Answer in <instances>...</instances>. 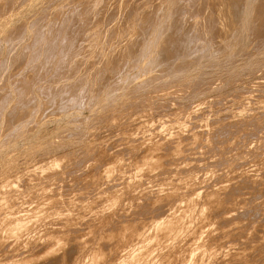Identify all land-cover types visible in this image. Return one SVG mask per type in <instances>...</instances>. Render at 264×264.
<instances>
[{"label": "rangeland", "instance_id": "1", "mask_svg": "<svg viewBox=\"0 0 264 264\" xmlns=\"http://www.w3.org/2000/svg\"><path fill=\"white\" fill-rule=\"evenodd\" d=\"M106 1V2H105ZM146 1V3L144 2ZM153 1V2H152ZM0 0V264H45L44 260L42 263L39 262V260H42L46 255L51 254L52 252L54 253V255L57 253L60 256L62 254V256H64L65 258L69 257L68 260L72 261H68L67 264H70L71 262L73 264H76L79 260V262L77 264H115L116 262V254L114 257H112L114 255V252L116 250V252L121 248L120 244H123L127 239H131L134 240L135 242H133V246H131V248H137L136 249V256L138 255V257L140 256L141 258H145L149 256V259L146 260V258L144 260L146 261H142L140 264H145V262H147L148 260L154 261V263L152 264H160L164 262H166L167 260H169L170 256H165L163 253L167 252L169 250L170 247H173L172 249H180L181 247L179 246L180 244L183 245L185 244V240H187L185 246L182 247V249H187L185 247H188L189 250H191L192 248H195V252H193L194 258H196L190 263L192 264L193 262L198 263L197 264H205L209 263L211 264L213 262V264H216L215 261H219L221 260L220 257L221 255L224 253V255H222V257L226 258L227 255L228 256V260L227 258L224 260L222 257V260L219 261L221 263H217V264H224L227 263V261H229L227 264H263L264 263V249H262V247L264 246V241L262 239H260L261 237L264 236H260V235H264V205L263 201H264V196H262L264 194V186L261 183H264L263 181L260 180L262 178V176L264 177V169H263V165H264V123L262 124V122H264V0H237V2H239V4H241L243 2V4H241L240 6H238L237 4L234 6H237L236 8L240 9L238 11H236L237 9L232 6L233 4L230 5L231 3H236L232 0H208L206 1V5H204L205 0ZM155 1V2H154ZM165 1V2H164ZM192 1V4H191ZM201 2L203 4H197V2ZM215 1V2H213ZM217 1V2H216ZM263 1V2H262ZM87 2V3H86ZM104 2V3H103ZM127 2V3H126ZM138 2V3H137ZM140 2V3H139ZM143 2V3H142ZM190 2V3H189ZM212 2V3H211ZM227 2V3H226ZM257 2V3H256ZM132 3V4H131ZM134 3V5H133ZM145 3V5H144ZM159 3V4H158ZM189 3V5H188ZM194 3V4H193ZM210 3V5L212 4V7L210 6V10L211 8H214V10L212 9V11L209 10V6L208 4ZM229 3V4H228ZM126 4V5H125ZM128 4V5H127ZM131 4V5H130ZM154 4L156 6H154ZM197 4V6H195ZM220 4V5H218ZM229 7H227V5ZM262 4V5H259ZM87 7H86V6ZM137 5V6H136ZM188 5V6H187ZM201 5V6H200ZM244 5V6H243ZM102 8H101V7ZM107 6V8H106ZM133 7V8H130ZM135 6V7H134ZM141 6V7H140ZM195 7V8H191ZM200 6V7H199ZM206 6V9H204ZM217 6V7H215ZM226 6V7H225ZM231 6L234 8V10L231 8ZM243 6V7H242ZM255 6V7H254ZM86 7V8H85ZM90 7V8H89ZM100 7V8H99ZM115 7V8H114ZM154 7V9H153ZM196 7L198 9H196ZM204 7V8H203ZM257 7V8H256ZM259 7V8H258ZM262 7V9H261ZM84 8V9H81ZM105 8V9H104ZM178 10H177V9ZM182 8V9H181ZM191 8V9H190ZM225 8V11L228 13V17L227 14H225V11H223ZM229 8H231L232 10H230L231 12H233L234 15H237L236 17H234L232 20L234 19V21H232L231 19H229L230 17H232V13H229ZM87 9V10H86ZM129 9V10H128ZM138 9V10H137ZM153 9V11H152ZM190 9V10H188ZM216 9V10H215ZM218 9V10H217ZM223 9V10H222ZM259 9V10H258ZM261 9V10H260ZM83 10V11H82ZM98 11V13H96ZM101 10V11H100ZM146 10V11H145ZM188 10V11H187ZM195 10V11H194ZM199 10V12H198ZM242 10V12H241ZM90 11V12H89ZM103 11V12H102ZM114 11V12H113ZM117 11V12H116ZM122 11V12H121ZM150 11V12H148ZM173 11V12H172ZM177 11V12H176ZM183 11V12H182ZM204 11V12H203ZM208 11V12H207ZM216 11V12H215ZM234 11H236L234 13ZM256 11V12H253ZM101 12V13H100ZM146 12V13H145ZM152 12V13H151ZM155 12V14H153ZM183 14H182V13ZM192 12V13H190ZM215 12V14L213 15V13ZM223 12V13H222ZM85 13V14H84ZM88 13V15H87ZM94 13V14H93ZM103 13V14H102ZM110 13V14H109ZM116 13V14H114ZM181 13V14H180ZM188 13V14H187ZM197 15H196V14ZM199 13V14H198ZM242 13V14H241ZM259 13V14H258ZM261 13V15H260ZM78 14V15H77ZM97 14V16H96ZM114 14V15H113ZM126 14V17H124ZM146 14V15H145ZM152 14V15H151ZM194 16H193V15ZM201 14V15H200ZM209 17H208V15ZM251 14V15H250ZM82 15V16H81ZM94 15V16H93ZM107 15V16H106ZM130 15V16H129ZM133 15V16H132ZM148 15H149V19H148ZM175 15V16H174ZM186 15V17H185ZM188 15V16H187ZM192 15V16H190ZM226 15V18L224 19ZM253 15V16H252ZM68 16V17H66ZM101 16V17H100ZM115 16V17H114ZM128 16V18H127ZM142 16V17H141ZM146 16V17H144ZM181 16V17H179ZM208 18V22L207 19L204 20V18ZM239 16V17H238ZM77 17V18H76ZM80 17V18H79ZM89 17V18H88ZM100 17V19H99ZM144 17V18H143ZM177 17L176 20V25L174 27V24H172V21H175V18ZM201 17V18H200ZM214 17V18H213ZM254 17V18H253ZM259 17V18H256ZM262 19H261V18ZM68 18V19H67ZM86 18V20H85ZM88 18V19H87ZM109 18V19H108ZM131 18V19H130ZM151 18V19H150ZM154 18V19H153ZM159 18V19H158ZM180 18V19H179ZM200 18V19H199ZM217 18V19H215ZM221 18V19H220ZM239 20L237 23L235 21H237V19ZM65 19V20H64ZM78 19V21H77ZM90 19V20H89ZM128 19V20H127ZM179 19V20H178ZM184 19V20H183ZM188 19V20H187ZM199 19V21H198ZM212 19L213 22H212ZM236 19V20H235ZM253 19V20H252ZM43 20V22H42ZM81 20V21H80ZM97 20V21H95ZM132 20V21H131ZM144 20V21H143ZM181 20V22H180ZM187 20V21H186ZM226 20H228V24H226ZM241 20V21H240ZM53 21V22H52ZM55 21V22H54ZM88 21V22H86ZM94 21V22H93ZM113 21V22H112ZM151 21V22H150ZM168 21V23H166ZM193 21V22H192ZM211 21V22H210ZM223 21V22H222ZM231 21V22H230ZM252 21V22H251ZM253 21L257 22L258 26L256 25V23H254ZM63 22V24H62ZM74 24H72V23ZM85 22V23H84ZM106 22V23H104ZM110 22V23H109ZM146 24H144V23ZM172 22V23H171ZM180 22V23H179ZM186 22V23H185ZM205 22H207L208 27L205 25ZM233 24L231 25L230 23ZM235 22V23H234ZM240 22V23H239ZM261 22V23H260ZM76 23V24H75ZM80 25H79V24ZM88 23V24H87ZM96 23V24H95ZM109 23V24H108ZM130 23V24H129ZM189 23H190V27H189ZM193 25H192V24ZM203 23V24H202ZM212 23H216V24H212ZM55 24V26H54ZM62 24V25H61ZM71 24V25H70ZM123 24V25H122ZM132 24V25H131ZM143 24V25H142ZM148 24V25H147ZM154 26H152V25ZM165 24V25H164ZM173 27H172V25ZM178 24V26H177ZM195 24V26H194ZM202 24V25H200ZM210 24V26H209ZM230 24V26H234V30L232 28L228 29V25ZM254 24V25H253ZM262 26H261V25ZM52 25V27H50ZM92 27H91V26ZM107 25V26H106ZM141 27H140V26ZM185 25V26H184ZM200 25V27H199ZM227 25V26H226ZM256 25V26H255ZM40 26V27H39ZM72 26V28H70ZM112 26V27H111ZM124 26V27H123ZM138 26L140 28H138ZM143 26L145 28H143ZM149 26V27H148ZM167 26V27H166ZM171 26V27H170ZM206 26V29H205ZM238 26V27H237ZM56 27V29H55ZM171 28V31L169 30ZM176 31H180L179 34L178 31L176 32L174 29L177 28ZM187 27V28H186ZM218 27V28H217ZM245 27V28H244ZM254 27V29H253ZM257 27L256 31L255 28ZM261 27V28H259ZM43 28V29H40ZM50 31V29H52ZM62 31H60V29ZM77 28V29H76ZM113 28V29H112ZM147 28V29H146ZM151 28V29H150ZM172 28L174 30V33H176L175 35H172ZM190 28V29H189ZM202 28V29H201ZM211 28L212 31H211ZM41 31H40V30ZM58 29V31H57ZM79 29V30H78ZM189 31H188V30ZM228 30L225 32V30ZM232 29V31H231ZM260 29V30H259ZM39 30V31H38ZM42 30L44 31V35ZM71 32L70 30H72V34H70L69 32ZM112 30V31H111ZM115 30V31H114ZM121 30V31H120ZM139 30V31H138ZM149 30V31H148ZM187 30V31H186ZM190 30L192 31V33L190 32ZM194 30V31H193ZM198 30V31H197ZM217 30H221L220 32L223 34H220L217 36L212 33L214 31ZM255 30V31H254ZM145 31V32H144ZM168 31L170 33H168ZM206 31V32H205ZM49 32V33H48ZM53 32V33H52ZM116 34H115V33ZM122 32V33H121ZM126 32V34H125ZM132 32V33H131ZM172 32V33H171ZM183 32H190L188 34L191 35H187L186 33ZM203 32V34H202ZM260 32V33H259ZM48 33V34H47ZM56 33V34H55ZM68 33V34H67ZM75 33V34H74ZM80 33V34H79ZM110 33V35L108 34ZM135 33V35H134ZM137 33V34H136ZM193 33H198L200 35L201 38H197V36L199 35H194ZM238 33V34H237ZM245 33V34H244ZM10 34V35H9ZM50 34V35H49ZM53 34V36L51 37V35ZM74 34V35H73ZM134 36H133V35ZM146 34V35H145ZM165 34V35H164ZM167 34H170L171 37H176L178 39V44L180 49L178 48V46L172 47L173 41L177 40H173V38H171L170 36H168L169 38H171V42L170 43V39L167 38ZM187 36H186V35ZM214 34V35H213ZM226 34L227 35L226 37ZM237 34V35H236ZM260 34V38L257 37ZM263 34L262 38L261 35ZM40 36V41L39 40V36ZM55 35V36H54ZM57 35V36H56ZM68 35V37H67ZM78 35V38L75 37ZM88 35V36H87ZM95 35V36H94ZM114 35V37L112 36ZM122 35V36H121ZM130 35V36H127ZM179 35V36H178ZM183 35V36H182ZM193 37L196 36V37ZM203 35V36H202ZM216 38H211V36ZM38 36V37H37ZM43 36V37H42ZM60 36V37H59ZM70 36V37H69ZM73 36V37H71ZM82 36V37H81ZM109 36V37H108ZM136 36H140V37H136ZM146 36V37H145ZM156 36V37H155ZM166 36V37H165ZM189 36V37H188ZM256 36V38H255ZM11 37V38H10ZM50 37V39H49ZM54 37L56 39H54ZM59 37V38H58ZM64 37H66L64 39ZM84 37V38H83ZM86 37V38H85ZM133 37V39H132ZM204 37V38H203ZM229 37V38H228ZM10 38V39H9ZM33 38H35L36 40H34ZM45 38V39H44ZM52 38V39H51ZM74 38V39H73ZM107 38V39H106ZM109 38V40H108ZM115 38V39H114ZM135 38V39H134ZM166 39L167 42L163 39ZM184 38V39H183ZM188 38V39H187ZM189 38H193L194 41H192V39L189 40ZM196 38V39H195ZM209 38V40H208ZM220 38V39H219ZM239 38V39H238ZM258 38V39H257ZM76 39L79 41H76ZM81 39V40H80ZM112 39V40H111ZM139 39V40H138ZM169 39V40H168ZM183 41H182V40ZM203 39V40H202ZM233 41H232V40ZM238 39V40H237ZM252 39V41H251ZM67 41V47H66V41ZM214 40V41H213ZM45 41V42H44ZM48 43H47V42ZM153 41V42H152ZM196 41V42H195ZM202 41V42H201ZM231 41V42H230ZM38 42V43H37ZM76 42V43H74ZM108 42V43H106ZM132 42V43H131ZM137 42V43H136ZM156 42V43H155ZM162 42V43H161ZM164 42V43H163ZM166 42V43H165ZM182 42V43H181ZM185 42V43H184ZM190 42L192 44H194V49L191 47L193 46L192 44H190ZM217 42V43H216ZM257 42V43H256ZM43 43V44H42ZM65 43V44H64ZM71 43V45H70ZM160 43V44H159ZM169 43V44H167ZM176 43V42H175ZM175 43L173 44V46L175 45ZM181 43V44H180ZM184 43V45H183ZM190 45H188V44ZM231 43V44H230ZM240 43V45H239ZM259 43V44H258ZM261 43V45H260ZM74 46H73V45ZM103 44V45H102ZM128 44V45H126ZM132 44L135 46L133 47ZM141 44V45H140ZM161 44H163V46H160ZM168 45L166 47V49L171 45V52L174 53L173 55L178 54L177 59L175 60L176 56L170 55L168 49L166 50L164 47L166 45ZM221 44V45H220ZM236 44V45H235ZM256 44V45H255ZM41 45V46H40ZM48 45V46H47ZM191 48L190 51H193L197 48V51H193V53H188L186 52L187 50H189L188 46ZM199 47H198V46ZM226 45V46H225ZM40 46V47H39ZM84 46V47H83ZM86 46V47H85ZM139 46V47H138ZM152 46V47H151ZM160 46V48H159ZM197 46V47H196ZM216 46V47H215ZM222 46V49H221ZM229 48H228V47ZM255 46V47H254ZM261 48H260V47ZM42 47V48H41ZM57 47V49H56ZM71 47V48H70ZM98 47V48H97ZM162 47V48H161ZM184 47V48H183ZM239 47V48H238ZM46 48V49H45ZM62 48V49H61ZM86 48V49H85ZM130 48V51H129ZM134 48V49H133ZM173 48L177 49L175 50V52H173ZM183 48V49H182ZM185 48H187V50H185ZM225 48L227 50H225ZM255 48V50H254ZM36 49V50H35ZM38 49V51H37ZM55 51H54V50ZM64 49V50H63ZM67 49V50H66ZM69 49V50H68ZM71 49V50H70ZM82 49V50H81ZM103 49V50H102ZM137 49V50H136ZM149 49V51H148ZM164 49L167 51V55L164 51ZM221 49V50H219ZM251 49V50H250ZM258 49V50H256ZM35 50V51H34ZM40 50V51H39ZM49 52H47V51ZM59 50V51H58ZM67 52H66V51ZM79 50V51H78ZM105 50V51H104ZM110 50V52H108ZM112 50V51H111ZM128 50V51H127ZM135 50V51H133ZM154 50V52H153ZM161 50L158 52L157 51ZM163 50V51H162ZM205 50V51H204ZM218 50V51H217ZM225 50V51H224ZM253 50V51H252ZM260 50V51H259ZM46 51V52H45ZM52 51V52H51ZM54 51V52H53ZM83 51V52H82ZM189 51V52H190ZM203 51V52H202ZM236 51V52H235ZM240 51V52H239ZM247 51V53H246ZM250 51V52H249ZM39 52V54L37 53ZM61 52V53H60ZM76 54H75V53ZM121 52V53H120ZM126 54H125V53ZM161 52V53H160ZM239 52V53H238ZM34 53V55H33ZM42 53V54H41ZM56 53V54H55ZM60 53V54H59ZM129 53V54H128ZM131 53V54H130ZM133 53V55H132ZM143 53V54H142ZM160 53V54H159ZM189 55V61H187V63L185 62V60H188L187 56L185 57L186 54ZM203 53V54H202ZM236 53V54H235ZM246 53V54H245ZM13 54V55H12ZM74 54V55H73ZM125 54V55H124ZM135 54V55H134ZM155 54V56H154ZM191 54V56H190ZM249 54V55H248ZM32 55V56H31ZM39 55V56H38ZM50 55V56H49ZM87 55V56H86ZM96 55V56H95ZM99 55V56H98ZM145 55V56H144ZM148 55V56H147ZM150 55V56H149ZM163 55V56H162ZM169 55L172 56L171 60H175L174 62L169 60ZM205 55H207V57H205ZM234 55V56H233ZM52 56V57H51ZM69 56V57H68ZM83 56V57H82ZM86 56V57H85ZM115 56V57H114ZM120 56V58H119ZM132 56V57H131ZM160 56V57H159ZM168 57L164 58V57ZM200 56V57H199ZM221 56V57H218ZM64 57V58H63ZM99 57V58H98ZM117 57V58H116ZM145 57V58H144ZM153 57V58H152ZM185 57V58H183ZM192 57V58H191ZM194 57V58H193ZM7 58V59H4ZM47 58V59H46ZM112 58V59H110ZM115 58V59H114ZM127 58V59H125ZM138 58V59H137ZM208 58V59H207ZM87 59V60H86ZM122 59V60H121ZM158 59V60H157ZM194 59V60H193ZM240 59V60H238ZM3 60H6V62H4ZM43 60V61H42ZM49 60V61H48ZM96 60V61H94ZM108 60V61H107ZM121 60V61H120ZM134 60H136L134 62ZM167 60V62L165 61ZM236 60V62H235ZM78 61V62H77ZM91 61V62H90ZM105 61V62H104ZM138 61V62H137ZM152 61V62H151ZM172 63H170V62ZM190 61H193V63H191ZM204 61V62H203ZM233 61V62H232ZM3 62V63H2ZM93 62V63H92ZM95 62V65H94ZM116 62V63H115ZM123 62V63H122ZM125 62V64H124ZM134 62V63H133ZM157 62V63H156ZM183 64H181V63ZM189 64L191 65H188ZM196 62V63H195ZM222 62V63H221ZM47 63V64H46ZM105 63V64H104ZM118 63V65H117ZM163 63V65H162ZM44 64V65H43ZM64 64V65H63ZM80 67H79V65ZM83 64V66H82ZM89 66H88V65ZM123 64V65H122ZM132 64V65H131ZM157 64V65H156ZM186 64V65H185ZM37 65V66H36ZM39 65V66H38ZM86 65V66H85ZM107 65V66H106ZM117 65V66H115ZM150 65V66H149ZM156 65V66H155ZM182 65V66H180ZM209 65V67H208ZM58 66V67H57ZM74 66V68H73ZM77 66V67H76ZM119 66V68H118ZM137 66V67H136ZM162 66V67H161ZM170 68H169V67ZM176 66V67H175ZM214 66V67H213ZM110 67V68H109ZM114 67V68H113ZM116 67V68H115ZM145 67V68H144ZM161 67V68H160ZM167 69H164L166 68ZM175 67V68H174ZM181 67V68H179ZM184 67V68H183ZM41 68V69H40ZM52 68V69H51ZM77 68V69H76ZM93 68V69H92ZM103 73V75L101 76L100 74V69ZM148 68V69H146ZM173 68V69H172ZM178 70H177V69ZM38 69V70H37ZM76 69V70H75ZM115 69V70H114ZM147 71H146V70ZM55 70V71H54ZM58 70V71H57ZM99 70V71H98ZM105 70V71H104ZM111 70V71H110ZM118 70V71H117ZM122 73H121V71ZM175 70V71H174ZM245 70V71H244ZM247 70V71H246ZM32 71V73H31ZM35 71V72H34ZM39 71V72H38ZM63 73H62V72ZM114 71V72H113ZM167 73H165V72ZM177 71V72H176ZM241 71V72H240ZM251 71V73H250ZM27 72V73H26ZM37 72V73H36ZM48 72V73H47ZM50 72V73H49ZM65 72V73H64ZM75 72V73H74ZM86 72V73H85ZM95 72V73H93ZM98 74H97V73ZM138 72V73H137ZM70 73V74H69ZM85 73V74H84ZM143 73V74H142ZM169 73V74H168ZM38 74V75H37ZM63 74V75H62ZM67 74V75H66ZM69 74V76H68ZM73 74V75H72ZM80 74V75H79ZM100 74V75H99ZM115 74V75H114ZM238 74V75H237ZM6 75V76H5ZM65 75V77H64ZM108 75V76H107ZM158 79H157V76ZM232 75V76H231ZM41 76V77H40ZM55 76V77H54ZM61 76V77H60ZM69 78H68V77ZM92 76V77H91ZM108 78H107V77ZM152 76V77H151ZM156 76V77H155ZM14 77V78H13ZM52 77V78H51ZM94 77V79H93ZM100 77V78H99ZM104 77V78H103ZM106 77V78H105ZM110 77V78H109ZM155 77V78H154ZM161 77V78H160ZM200 77V78H199ZM261 77V78H260ZM4 78V79H3ZM8 78V79H7ZM31 78V79H30ZM52 79V84H51V79ZM74 78V80H73ZM77 78V79H76ZM113 78V79H112ZM134 78V79H133ZM153 78V79H152ZM204 78V79H203ZM26 79V80H25ZM40 79V80H39ZM79 79V81H78ZM83 79V80H82ZM97 81H96V80ZM99 79V80H98ZM102 79V80H101ZM157 79V80H156ZM32 80V81H31ZM34 80V81H33ZM55 80L57 82H55ZM58 80H61L58 82ZM115 80V81H114ZM131 80V81H130ZM146 80V81H145ZM150 80V81H148ZM199 80V81H198ZM202 80V81H201ZM64 81V82H62ZM83 81V82H82ZM106 81V83H104ZM209 81V82H208ZM43 82H44V86H43ZM69 82V83H68ZM76 82V83H75ZM80 82V84H79ZM94 82V83H93ZM102 82V83H101ZM128 82V83H127ZM198 84H197V83ZM206 83V84H201V83ZM48 83V84H47ZM56 83V84H55ZM100 83V84H99ZM149 83V84H148ZM193 83V84H191ZM195 83V85H194ZM252 83V84H251ZM47 86H46V85ZM50 84L52 86H50ZM54 84V85H53ZM61 86H60V85ZM69 84V85H68ZM71 84V85H70ZM97 86H96V85ZM103 84V85H102ZM112 84V85H111ZM120 84V85H119ZM141 84V86H140ZM148 84V85H146ZM160 84V85H159ZM42 85V86H40ZM63 85V86H62ZM76 85V86H75ZM79 85V86H78ZM107 85V86H106ZM116 85V87H115ZM183 85V86H182ZM192 85V86H190ZM8 86V87H7ZM72 86V87H71ZM84 86V88H83ZM109 86V87H108ZM112 86V87H111ZM249 86V87H248ZM56 87V88H55ZM75 87V88H74ZM77 87V88H76ZM96 87V88H95ZM125 87V88H124ZM140 87V88H138ZM180 87V88H179ZM186 87V90H185ZM198 87V88H197ZM236 87V88H235ZM6 88V89H5ZM37 88V89H36ZM46 88V89H45ZM58 88V89H57ZM61 88V89H60ZM64 88V89H63ZM102 88V89H101ZM117 88V89H116ZM16 89V90H15ZM39 89V90H38ZM43 89V90H42ZM51 89V91H50ZM54 89V90H53ZM67 89V90H66ZM72 89V90H71ZM99 89V90H96ZM110 89V90H108ZM168 89V90H167ZM173 89V90H172ZM175 89V90H174ZM199 89V90H198ZM49 90V93H48ZM63 90V91H62ZM70 90V91H69ZM95 90V91H94ZM114 90V91H113ZM172 90V91H171ZM180 90V91H179ZM17 91V92H16ZM52 91L53 94H52ZM59 91V92H58ZM100 91V92H99ZM155 91V94H154ZM159 91V92H158ZM166 91V92H165ZM188 91V92H187ZM13 92V93H12ZM15 92V93H14ZM22 92V93H21ZM45 92V93H44ZM57 94H56V93ZM61 92V93H60ZM72 92V95H71ZM81 92V93H80ZM151 92V93H149ZM165 94H164V93ZM230 92V93H229ZM55 93V94H54ZM85 96L83 95V94ZM96 93V94H95ZM148 93V95L146 94ZM157 93V94H156ZM160 93V94H158ZM162 93V94H161ZM174 93V94H173ZM4 94V95H3ZM15 94V97H14ZM31 94V95H30ZM54 95L53 97L51 95ZM77 94L79 96H77ZM82 94V95H81ZM98 94V95H97ZM154 94V95H153ZM183 94V95H182ZM196 94V95H195ZM60 97H59V96ZM64 95V97H63ZM67 95V96H66ZM193 95V96H192ZM195 95V97H194ZM219 95V96H218ZM31 96V98H30ZM62 96V97H61ZM154 96V97H153ZM217 96V97H216ZM41 97V98H40ZM74 99V101L72 99ZM75 97V98H74ZM97 97V98H96ZM134 97V98H133ZM157 97V98H156ZM214 97V98H213ZM23 98V100H22ZM46 98V100H45ZM86 98V99H85ZM95 98V99H94ZM187 98V99H186ZM17 99V100H15ZM25 99V100H24ZM41 99V100H40ZM44 99V100H43ZM49 99V100H48ZM58 99V100H57ZM68 99V100H67ZM80 99V100H79ZM134 99V100H133ZM142 99V100H141ZM146 99V100H145ZM164 99V100H163ZM172 99V100H171ZM215 99V100H214ZM20 100V101H19ZM29 102H28V101ZM62 100H65L63 103ZM73 101L72 103H69ZM79 100V101H78ZM86 100V102H85ZM150 100V101H149ZM159 100V101H157ZM203 100V102H202ZM27 103H26V102ZM59 101V102H58ZM77 101V102H76ZM93 101V102H92ZM96 101V102H95ZM133 101V102H132ZM146 101V102H145ZM152 101V102H151ZM157 101V102H155ZM161 101V102H160ZM207 101V102H206ZM213 101V102H212ZM257 101V102H256ZM58 102V103H56ZM79 102V103H78ZM140 104H139V103ZM201 102V103H200ZM27 105H26V104ZM75 103V104H74ZM82 103V104H81ZM173 103V104H172ZM175 103V104H174ZM197 103V104H196ZM200 103V104H199ZM255 103V104H254ZM262 103V104H261ZM53 104V105H52ZM55 104V105H54ZM66 104V105H65ZM126 104V105H125ZM199 104V105H198ZM203 104V105H202ZM209 104V106H207ZM251 104H253L251 106ZM259 106H258V105ZM65 105V106H63ZM144 105V106H143ZM49 106V107H48ZM70 106V107H69ZM73 106V107H72ZM75 106V107H74ZM132 106V107H131ZM136 106V107H135ZM138 106V107H137ZM140 106V107H139ZM146 106V107H145ZM171 106V107H170ZM175 106V107H174ZM186 106V107H185ZM191 106V107H190ZM201 106V107H200ZM205 106V107H204ZM255 106V107H254ZM53 109H52V108ZM55 107H58L56 109H54ZM135 107V108H134ZM156 107V108H155ZM163 109H162V108ZM20 108V109H19ZM40 108V111H39ZM42 108V109H41ZM72 108V109H71ZM81 108V109H80ZM134 108V109H133ZM154 108V109H152ZM186 108L187 112L190 110L191 114H188L186 112V110L184 109ZM198 108V109H197ZM11 109V110H8ZM70 109V110H69ZM76 109V110H75ZM126 109V110H125ZM128 109V110H127ZM141 109V110H140ZM179 109V110H177ZM206 109V110H205ZM27 110V111H26ZM44 110V111H43ZM54 110V111H53ZM58 110V111H57ZM132 110V112H130ZM183 113H182V111ZM185 110V111H184ZM202 112H200V111ZM24 111V112H23ZM33 113H32V112ZM61 111V112H60ZM162 111L164 113H162ZM165 111L166 114H165ZM181 111V113L179 112ZM210 111V112H209ZM214 111V112H213ZM244 111V112H243ZM44 112V114H43ZM49 112V113H48ZM58 112H60L58 114ZM113 112V113H112ZM123 114H122V113ZM158 112V113H157ZM195 112V113H194ZM206 112V113H205ZM241 112V113H240ZM25 113V114H24ZM47 113V114H46ZM53 113V115H52ZM62 113V114H61ZM121 113V114H120ZM126 113V114H125ZM135 113V114H134ZM151 113V114H150ZM171 113V114H170ZM187 113V114H186ZM212 113V114H211ZM249 113V114H248ZM24 114V115H22ZM43 114V115H41ZM49 114V115H48ZM57 114V115H56ZM120 114V115H119ZM133 114V115H132ZM165 116H163V115ZM176 114V117H174ZM183 114V116H182ZM193 114V115H192ZM242 114V115H241ZM248 116H247V115ZM22 115L23 119H22ZM51 115V116H50ZM161 115V116H160ZM172 115V116H171ZM207 115V116H205ZM15 116V117H14ZM20 119H19V117ZM41 116V117H40ZM49 118H47V117ZM121 116V117H120ZM154 116V121L151 120ZM160 116V117H159ZM169 116H171L169 118ZM188 116V117H187ZM194 118H193V117ZM213 116V117H212ZM217 116V117H215ZM223 116V117H222ZM257 116V117H256ZM26 117V118H25ZM51 117V118H50ZM77 117V118H75ZM134 117V118H133ZM174 117V118H173ZM199 117V118H198ZM207 117V118H206ZM209 117V118H208ZM243 117V118H242ZM248 117V118H247ZM263 117V118H262ZM35 118V119H34ZM38 118V119H37ZM70 118V119H69ZM73 118V119H72ZM76 120H75V119ZM145 118V119H144ZM157 118V119H156ZM168 118V119H167ZM201 118V119H200ZM261 118V119H259ZM13 119V120H12ZM28 119V120H27ZM42 119V120H41ZM72 119V120H71ZM78 119V120H77ZM150 119V120H148ZM164 119V120H163ZM175 119V120H174ZM194 119V120H193ZM236 119V120H235ZM247 119V120H246ZM252 119V120H249ZM7 120V121H6ZM12 120V121H11ZM18 120V121H17ZM31 120V122L29 121ZM39 120V121H38ZM103 120V121H102ZM145 120H147L146 122H144ZM170 120V121H168ZM174 120V121H173ZM186 120V121H185ZM193 120V121H192ZM198 120V121H197ZM200 120V121H199ZM22 121V122H21ZM29 121V122H28ZM68 121V122H67ZM75 121V122H74ZM79 121V122H77ZM99 121V122H98ZM125 121V122H124ZM150 121V122H148ZM168 121V122H167ZM214 121V123H213ZM259 121V122H257ZM261 121V122H260ZM8 122V123H7ZM19 122V123H18ZM109 122V123H108ZM137 122V123H136ZM163 122V123H162ZM165 122V123H164ZM193 122V123H192ZM240 122V123H239ZM248 122V123H247ZM257 122V123H256ZM2 123V124H1ZM18 123V125H16ZM27 123V124H26ZM30 123V124H28ZM159 123V124H158ZM168 123V124H167ZM191 123V124H190ZM252 123V124H251ZM13 124V125H12ZM40 124V125H39ZM109 124V125H108ZM128 124V125H127ZM176 124V125H175ZM183 124V125H182ZM193 124V125H192ZM203 124V125H202ZM228 124V125H227ZM5 125V126H4ZM10 125V127H9ZM34 125V126H33ZM82 125V126H81ZM132 126H136L131 127ZM175 125V128H174ZM218 125V126H217ZM262 125V126H261ZM3 126V127H2ZM94 126V127H93ZM124 126V127H123ZM201 128H200V127ZM225 126V127H224ZM235 126V127H234ZM261 126V127H260ZM12 127V128H11ZM147 127V128H146ZM179 127V128H178ZM189 127V128H188ZM210 127V128H209ZM233 127V128H232ZM246 127V128H245ZM9 128V129H8ZM31 130H29V129ZM97 128V129H96ZM125 128V130H124ZM137 128V129H136ZM142 131H141V129ZM155 128V129H153ZM156 128H158L156 130ZM195 128V129H194ZM244 128V129H243ZM130 129V130H128ZM134 129V130H133ZM167 129V130H166ZM188 129V131H187ZM190 129V130H189ZM200 129V130H199ZM213 129V132H212ZM216 129V130H215ZM219 129V130H218ZM237 129V130H236ZM28 130V131H27ZM144 130V132H143ZM155 130V131H153ZM177 130V131H176ZM203 130V131H202ZM80 131V132H79ZM110 131V132H109ZM124 131V132H123ZM128 131V132H127ZM130 131V132H129ZM137 131V132H136ZM159 131V132H158ZM175 131V132H174ZM180 131V133H179ZM207 131V132H206ZM210 131V132H209ZM238 131V132H237ZM1 132H5L4 134H2ZM25 132V133H24ZM65 132L67 134H65ZM121 132V133H120ZM140 132V134H139ZM166 132V134H165ZM188 132V133H187ZM193 132V133H192ZM230 132V133H229ZM250 132V133H249ZM64 133V134H63ZM79 133V134H78ZM127 133V134H126ZM129 133V134H128ZM134 135H133V134ZM160 133V134H159ZM168 133V134H167ZM206 133V134H205ZM240 133V134H239ZM122 134V135H121ZM126 134V135H125ZM130 134H132L131 136L133 138H131ZM137 134V135H136ZM153 134V135H151ZM159 136H156L158 135ZM214 134V135H213ZM62 135H64L62 137ZM78 135V136H77ZM140 135V138H139ZM165 135V136H164ZM191 135V136H190ZM198 135V136H196ZM208 135V136H207ZM216 135V136H215ZM262 135V136H261ZM72 136V137H71ZM82 136V137H81ZM154 136V137H153ZM180 136V137H178ZM189 136V137H188ZM240 136V137H239ZM22 137V138H21ZM71 137V138H70ZM81 137V138H80ZM144 137V138H143ZM205 137V138H204ZM262 137V138H261ZM137 138H139L137 140ZM146 138V139H145ZM181 138V139H180ZM201 138V139H200ZM225 138V139H224ZM228 138V139H227ZM232 138V139H231ZM61 139V140H60ZM83 139V140H82ZM101 139V140H100ZM174 139V140H173ZM206 139H208L206 141ZM214 139V140H213ZM234 139V140H233ZM88 140V141H87ZM150 140V141H149ZM168 140V141H167ZM179 140V141H178ZM223 140V141H222ZM255 140V141H254ZM86 141V142H85ZM94 141V142H92ZM127 141V142H126ZM130 141V142H129ZM134 141V142H133ZM138 141V142H137ZM152 141V142H151ZM172 141V142H171ZM204 141V142H203ZM229 141V143H228ZM234 141V142H233ZM252 143H251V142ZM129 142V143H128ZM148 142V143H147ZM192 142V143H191ZM197 142V143H196ZM215 142V143H214ZM218 142V143H217ZM263 142V143H262ZM61 143V144H60ZM80 143V144H79ZM94 143V144H93ZM166 143V145H165ZM180 143V145H179ZM185 143V144H182ZM205 143V144H203ZM210 143V145H209ZM232 143V144H231ZM247 143L249 145H247ZM258 145H257V144ZM92 144V145H91ZM138 144V145H137ZM169 144V145H168ZM187 144V145H186ZM190 144V145H188ZM195 144V145H194ZM199 144V145H198ZM224 144V145H223ZM10 145V146H9ZM83 145V147H82ZM91 145V146H90ZM128 148V149H126ZM134 145V147H133ZM140 145V146H139ZM163 145V146H162ZM193 145V146H192ZM215 145V146H214ZM222 146L219 147V146ZM229 145V146H228ZM231 145V146H230ZM244 145V146H243ZM254 145V146H253ZM257 145V146H256ZM129 146V147H128ZM136 146H139L136 147ZM155 146V147H154ZM173 146V147H171ZM179 146V147H178ZM261 146V147H260ZM80 147V148H79ZM133 147V149L131 148ZM141 147V148H140ZM170 147V148H168ZM187 147V148H186ZM206 147V148H205ZM231 147V148H230ZM237 147V148H235ZM245 147V148H244ZM8 148V149H7ZM131 148V149H130ZM164 148V149H163ZM179 148V149H178ZM193 148V149H192ZM204 148V149H203ZM253 148H255L253 150ZM263 148V149H262ZM66 149V150H65ZM137 149V150H136ZM141 149V150H140ZM151 149V150H149ZM181 149V150H180ZM222 149V150H221ZM234 149V150H233ZM63 150V151H62ZM74 150V151H73ZM81 150V151H80ZM131 152V153H129ZM156 150V151H155ZM174 150V152H173ZM180 150V151H179ZM188 150H191L188 151ZM206 150V151H203ZM229 150V151H228ZM232 150V151H231ZM238 150V151H237ZM86 151V152H85ZM154 151V152H153ZM194 154H193V152ZM198 153H197V152ZM203 151V152H202ZM216 151V152H215ZM144 152V153H143ZM161 154H160V153ZM163 152V153H162ZM172 152V153H171ZM177 154H176V153ZM190 152V153H189ZM200 152V153H199ZM211 152V153H210ZM215 152V153H214ZM233 153L231 155V153ZM254 152V153H253ZM136 153V154H135ZM150 153V154H149ZM155 153V154H154ZM167 153V154H165ZM174 153V154H173ZM179 153V154H178ZM186 153V154H185ZM192 153V154H191ZM198 156H196V154ZM206 153V154H204ZM230 153V154H229ZM253 153V154H252ZM263 153V155H262ZM158 154V155H156ZM160 154V155H159ZM165 154V155H164ZM182 154V156H181ZM184 154V155H183ZM191 154V155H190ZM202 154V155H201ZM226 154V155H225ZM250 154V155H249ZM133 155V156H132ZM137 155V156H136ZM143 155V157H142ZM149 155V156H148ZM153 155V156H152ZM175 155V156H174ZM200 155V156H199ZM248 155V156H247ZM258 155V158H257ZM81 156V157H80ZM157 158H156V157ZM207 156V157H205ZM225 156V157H224ZM233 156V157H232ZM238 156V157H237ZM245 156V157H244ZM131 157V158H129ZM147 157V158H146ZM154 161V166L152 165V160ZM153 157V158H152ZM165 157V158H163ZM174 159H173V158ZM181 157V159H180ZM185 157V158H184ZM198 157V158H197ZM228 157V159H227ZM236 157V158H235ZM241 157V158H240ZM76 158V159H75ZM136 158V159H134ZM143 158V159H142ZM158 161H156L155 159ZM160 158V160H159ZM162 158V159H161ZM172 160L174 161H171ZM139 159V160H138ZM183 159V160H182ZM194 159V161H193ZM197 159V160H196ZM211 159V160H210ZM224 159V160H223ZM241 159V160H239ZM246 159V160H245ZM254 159V161H253ZM168 160V161H167ZM189 160V161H188ZM204 160V161H203ZM239 160V161H238ZM79 161V162H78ZM81 161V162H80ZM147 162H150L149 165L145 164ZM159 163L156 164V162ZM178 161L176 164L175 162ZM181 161V162H180ZM189 163H188V162ZM201 161V162H200ZM209 161V162H208ZM222 161V162H221ZM246 161V162H245ZM256 161V162H255ZM78 164H77V163ZM89 162V163H88ZM145 162V163H144ZM152 162V163H151ZM168 162V163H167ZM214 162V163H213ZM262 162V163H261ZM136 163V164H135ZM188 165H187V164ZM196 163V164H195ZM224 163V164H223ZM235 163V164H234ZM255 163V164H254ZM174 166H173V165ZM191 164V165H190ZM193 164V166H192ZM202 164V165H201ZM238 164V165H237ZM260 164V165H259ZM262 164V166H261ZM35 167H33V166ZM136 165V166H135ZM142 165H144L142 167ZM147 165V166H146ZM153 166L151 168V166ZM198 165V166H197ZM201 165V166H200ZM219 165V166H218ZM256 165V166H255ZM71 166V167H70ZM114 166V167H113ZM116 166V167H115ZM150 166V167H149ZM170 166V167H169ZM200 166V167H199ZM205 166V167H204ZM211 166V167H210ZM33 167V168H32ZM109 167V168H108ZM113 167V168H111ZM146 170H145V168ZM158 167V168H157ZM174 167V168H173ZM182 167V168H181ZM214 167V168H213ZM220 167V168H219ZM17 168V169H16ZM72 168V169H71ZM82 168V169H81ZM140 168V169H139ZM144 169L141 170V169ZM151 168V169H149ZM163 171H162V169ZM165 168V170H164ZM169 168V169H168ZM178 168V169H177ZM227 168V170H226ZM237 170H241L243 171V173L241 171H237ZM247 168H250L247 170ZM254 168V169H253ZM29 169V170H27ZM138 169V170H137ZM155 169V170H154ZM171 169V170H170ZM182 169V170H181ZM185 169V170H184ZM236 171H235V170ZM245 171H244V170ZM258 172H257V170ZM260 170H262L261 173ZM37 170V171H36ZM81 170V171H80ZM112 170V172H111ZM136 170V171H135ZM152 170V171H151ZM157 170V172H156ZM160 170V171H159ZM256 171V175L254 172L252 171ZM23 171V172H22ZM26 171V172H25ZM131 171V172H130ZM140 173H137L139 172ZM142 171V172H141ZM149 173H148V172ZM166 171V172H165ZM198 171V172H197ZM202 171V172H201ZM209 171V172H208ZM212 173H211V172ZM215 171V172H214ZM222 171V172H219ZM230 171H233L234 173H231ZM247 171V174H246ZM249 171V172H248ZM10 172V173H9ZM38 172V173H36ZM48 174H47V173ZM52 172V173H51ZM61 172V173H60ZM128 174H127V173ZM147 172V174H146ZM170 172V173H169ZM172 172L174 173L173 175ZM177 172V173H176ZM179 172V173H178ZM191 172V173H190ZM199 172L201 173V175H199ZM226 174L229 176L230 174H233L232 176L230 175L229 177H227V180H223L222 179H226ZM229 172V173H227ZM237 172V173H236ZM245 172V173H244ZM253 173V174H249V173ZM6 173V174H5ZM33 173V174H32ZM35 173V174H34ZM44 174V177L43 176ZM162 173V174H160ZM166 173V174H165ZM176 173V174H175ZM181 173L183 174H188V175H183V177H181ZM195 173V174H194ZM206 173V175H205ZM211 173V175H210ZM215 173V174H214ZM240 173V175H239ZM260 173V174H259ZM155 174V176H154ZM170 177H168V175ZM192 176H191V175ZM210 176H217V177H210ZM214 174V175H212ZM222 174H224L225 176H223ZM239 176H238V175ZM243 174V175H242ZM259 174V175H258ZM36 176V177H33ZM39 175V176H38ZM49 175V176H48ZM51 175V176H50ZM139 177H138V176ZM149 175V176H148ZM151 175V176H150ZM157 175V176H156ZM166 175V176H165ZM180 175V176H176ZM194 175V176H193ZM199 175V176H196ZM203 175V177H201ZM252 176V178H249L250 176ZM259 176V179L257 178ZM261 175V176H260ZM8 176V177H7ZM83 176V177H82ZM125 176V178H124ZM131 178H130V177ZM136 176V177H135ZM159 176H161L159 178ZM163 176L165 178H163ZM188 176V177H187ZM191 176V177H190ZM223 176V178H222ZM235 176V177H234ZM243 176V177H242ZM248 178L246 180V177ZM256 176V177H255ZM7 177V178H6ZM142 177V178H141ZM180 177V178H178ZM185 177V178H184ZM190 177V178H189ZM205 177V178H204ZM221 177V178H219ZM239 179H238V178ZM58 178V179H57ZM137 178V179H136ZM148 178V179H147ZM168 178V180H167ZM173 178V179H172ZM175 178V179H174ZM177 178L179 180H184L185 181L181 182L179 180H177ZM183 178V179H181ZM192 178L194 181H192ZM197 180H196V179ZM206 178H208L209 180H206ZM234 178V179H233ZM43 179V180H42ZM62 181H61V180ZM109 179V181H108ZM130 179V180H129ZM133 179V180H132ZM155 179V180H154ZM176 180L173 181L174 184L172 186L171 181L172 180ZM187 179V180H186ZM189 179V180H188ZM191 179V180H190ZM200 179V180H199ZM203 179V180H201ZM216 179V181H215ZM221 179V180H220ZM33 180V181H32ZM64 180V181H63ZM112 180V181H111ZM125 180V181H124ZM132 180V181H131ZM159 180V181H158ZM165 180V181H164ZM213 180V181H212ZM236 180V181H235ZM239 180V181H238ZM243 180V181H240ZM248 180H251L248 181ZM257 182H256V181ZM264 180V179H262ZM13 181V182H12ZM51 181V182H50ZM56 181V182H55ZM67 183H66V182ZM71 181V182H70ZM135 181V182H134ZM138 181V183H136ZM153 181V182H152ZM162 181V182H160ZM169 181V182H167ZM187 181V182H186ZM188 181L190 182V184L188 183ZM192 181V183H191ZM203 181V183H202ZM234 181V182H233ZM247 181V182H246ZM254 181V182H252ZM259 181V182H258ZM16 182V183H15ZM45 182V183H44ZM110 182V183H109ZM126 182V183H125ZM150 182V183H149ZM170 183V184H166ZM184 184V186H181ZM186 182V184H185ZM196 182V184H195ZM197 182H199L197 184ZM201 184L203 185H200ZM205 182V183H204ZM219 182V183H218ZM221 182V183H220ZM232 186H230V184ZM233 182V184L231 183ZM236 182V184H234ZM238 182V183H237ZM244 182V183H243ZM245 182L247 183V188L245 185ZM249 182V183H248ZM53 183V184H52ZM62 183V184H61ZM72 183V184H71ZM107 183V184H106ZM113 185H112V184ZM119 185H118V184ZM132 183V184H131ZM135 183V184H134ZM144 183V184H143ZM158 183V184H157ZM162 183H164L162 185ZM176 183V184H175ZM194 183V185H193ZM216 184V186L213 185ZM223 183H225L226 188H223L222 185ZM239 183L243 184L239 185ZM257 185L255 187L254 184ZM257 183V184H256ZM260 183V188L258 187ZM16 184V185H15ZM71 184V185H70ZM89 184V186H88ZM112 186H111V185ZM114 184L116 186H114ZM147 184V185H146ZM168 185L169 190L167 188V186L164 185ZM191 184L194 186H191ZM205 184H209L210 186H208V188H206ZM229 184V185H227ZM251 184L254 185L252 186L253 189L257 190H253L252 188L250 189V185ZM11 185V186H10ZM35 185V186H34ZM65 185V186H63ZM88 187H87V186ZM92 185V186H91ZM132 185V186H131ZM135 185V186H134ZM139 187H138V186ZM150 185V187L148 189H146V187H148ZM154 185V186H153ZM158 185V186H157ZM162 185L163 187L161 188ZM170 185V186H169ZM175 185V186H174ZM176 185L177 188L180 186L182 187V189L179 187L178 189H176ZM191 186L190 188L187 186ZM197 185V186H196ZM199 185V186H198ZM218 185V186H217ZM234 185V186H233ZM245 185V187H244ZM21 186V187H20ZM63 186V187H62ZM67 186V187H66ZM108 186V187H107ZM120 186V187H119ZM127 186V187H126ZM154 188H153V187ZM155 186L157 189H155ZM197 188H196V187ZM205 186V187H203ZM212 186L214 187V192L212 188ZM220 186V187H219ZM224 186V187H225ZM228 186V187H227ZM238 186V187H237ZM43 187V188H41ZM47 187V188H46ZM91 187V188H90ZM116 187V188H115ZM118 187V188H117ZM130 189H129V188ZM143 191L142 190V188ZM166 187V188H165ZM175 188V191H171L173 190V188ZM195 188V189H192ZM201 188L203 190V188H205L203 191L199 188ZM216 187V188H215ZM219 187V188H217ZM222 187V188H221ZM245 189H244V188ZM260 189L263 194H261V191H259L258 189ZM11 188V189H10ZM17 188V189H16ZM40 188V190H39ZM89 188V189H88ZM104 188H106L107 190H105ZM110 188V190H109ZM128 188V191H127ZM135 188V189H134ZM141 188V190L139 191V189ZM151 188V190L149 191L150 194L151 192L154 190L157 191V193L154 191L151 195L149 194L148 190ZM172 188V189H170ZM211 188V189H210ZM233 190H232V189ZM240 188V189H239ZM15 189V190H14ZM38 189V190H37ZM47 191H46V190ZM62 189V190H61ZM88 189V190H87ZM93 189V190H91ZM162 189V190H161ZM188 189V191H187ZM196 189L198 191H196ZM209 189V190H208ZM218 189V190H216ZM229 189H230V194H229ZM239 189V190H238ZM244 189V190H242ZM11 190V191H10ZM17 190V191H16ZM37 190V191H36ZM45 190V191H44ZM88 192V193H86ZM97 190V191H95ZM118 190V191H117ZM120 190V191H119ZM163 191L162 192H160ZM179 192L177 193V191ZM183 190V191H182ZM185 190V191H184ZM195 190V191H194ZM212 192H211V191ZM222 190H224L225 192H223ZM238 190V191H237ZM248 190V191H247ZM253 190V191H252ZM14 191V192H13ZM40 191V192H39ZM53 191V192H52ZM65 191V192H63ZM91 191V192H89ZM102 191V192H101ZM141 191H142V197H139L141 195ZM159 191V192H158ZM164 191L168 194L166 195L164 193ZM168 191H171L168 193ZM182 191V192H181ZM190 191V193H188ZM194 191V193L192 192ZM205 193H201L204 192ZM221 191V192H219ZM233 193H232V192ZM238 193H237V192ZM239 191H243L242 194ZM43 194H42V193ZM60 192V193H59ZM94 192V196L93 193ZM99 194H98V193ZM128 192V193H125ZM174 192V193H173ZM186 192V193H185ZM191 192L193 194H191ZM200 192V193H199ZM210 192L212 194H210ZM252 193L254 196L252 197ZM255 192V194L253 193ZM258 193V197L256 196V194ZM260 192V193H259ZM46 193V195H45ZM54 193V194H53ZM97 193V195H96ZM104 193V194H103ZM158 194L156 196H153V194ZM161 193V194H160ZM177 193V194H175ZM199 193V194H196ZM208 193L210 195L211 199L209 201V199L207 200ZM229 195H228V194ZM236 193V195H235ZM15 194V195H13ZM20 194V195H19ZM27 194V195H26ZM35 196H34V195ZM38 194V195H37ZM42 194V195H41ZM50 194V195H49ZM55 194H57V196L55 197ZM62 194V195H61ZM86 194V195H85ZM88 194V196H87ZM91 194V195H90ZM114 194V195H113ZM127 194V195H126ZM140 194V195H139ZM163 194V195H162ZM171 194V195H169ZM182 194L184 195L183 197ZM188 198H187V196ZM202 194V195H201ZM205 194V195H203ZM215 194V196H214ZM220 194V195H218ZM222 194L225 196L223 198ZM226 194V195H225ZM233 194L236 196H233ZM238 194V195H237ZM249 194V195H248ZM260 194V195H259ZM81 197H80V196ZM85 195V196H84ZM116 195V196H115ZM124 195V198H123ZM138 195V196H137ZM160 195V196H159ZM165 195V197H163ZM177 195V197H176ZM193 197H192V196ZM214 197H212V196ZM217 195V196H216ZM244 197V198H242ZM251 195V196H250ZM28 196V198H27ZM62 196V197H61ZM77 196V197H76ZM93 201L92 199H94L95 201H93V205L91 206L92 203L90 201ZM119 199H118V197ZM146 196V197H145ZM162 196V197H161ZM168 196V197H167ZM174 196L176 198H174ZM186 196V197H185ZM201 196V197H200ZM204 196H206L204 199ZM208 196V197H207ZM230 196V198H229ZM233 196V197H231ZM240 196V197H239ZM256 196V197H255ZM261 196V197H259ZM3 197V198H1ZM41 197V198H40ZM45 197V198H44ZM55 197V198H54ZM74 197V198H73ZM85 197V198H84ZM94 197V198H93ZM105 197V198H104ZM114 197V198H113ZM129 197V198H127ZM132 197V198H131ZM150 197V198H148ZM158 197V198H157ZM167 197V199H166ZM172 197V198H171ZM191 197V200H189ZM197 197V199H196ZM200 197V198H199ZM203 197V198H202ZM212 197V198H211ZM215 197L217 199H219L217 201V199H215ZM220 197L222 198V200L220 199ZM247 197V198H246ZM249 197V198H248ZM251 198H257L256 200L250 199ZM7 198V199H6ZM12 198V199H11ZM32 200H31V199ZM49 198V200H48ZM51 198V199H50ZM109 198V199H108ZM121 198V199H120ZM149 200H148V199ZM160 198V199H159ZM171 198V199H170ZM181 200H180V199ZM185 198V199H184ZM187 198V200H186ZM194 198V199H193ZM199 198V199H198ZM225 198L227 199V202H225ZM234 198V200L232 199ZM238 198L239 201H236ZM260 198V199H259ZM12 201H9V200ZM22 199V200H21ZM25 199V200H24ZM28 199V200H27ZM46 199V200H45ZM75 199V200H74ZM79 199V200H77ZM99 199V200H98ZM103 199L102 203L101 200ZM107 199V200H106ZM113 199V200H112ZM117 199V200H116ZM131 199V200H130ZM145 199V200H144ZM152 199V200H151ZM159 199V200H158ZM178 199V200H177ZM193 199V200H192ZM224 199V202H223ZM241 199V200H240ZM249 199V200H248ZM261 203L258 202V200ZM4 202H3V201ZM40 200V201H39ZM42 200L45 202H42ZM63 200V201H62ZM69 200V201H68ZM71 200V201H70ZM73 200V203H72ZM81 200V201H80ZM84 200V201H83ZM137 200V202H136ZM146 200H148V203L146 202ZM157 200V201H156ZM166 200V201H164ZM187 202H186V201ZM190 202H189V201ZM200 200V201H199ZM206 200V201H205ZM221 200V202L224 203V207H222V203L219 202ZM234 202L235 204L230 203ZM233 200V201H232ZM247 200V201H245ZM19 201V202H18ZM24 201V202H22ZM29 201V202H27ZM31 201V202H30ZM49 201H53L52 203ZM66 201V202H64ZM75 201V202H74ZM77 201V202H76ZM80 201V202H79ZM90 204L88 206H86V203L84 204L83 202ZM89 201V202H87ZM97 201H100V204L97 203ZM105 201V202H104ZM114 204L113 207L112 203ZM114 201V202H113ZM115 201H117V204ZM127 201V202H126ZM133 201V203H132ZM138 203V205L136 207H134L136 204ZM140 203H139V202ZM144 201V202H143ZM150 201V202H149ZM179 204L178 201H182V203H180L179 205L181 206L183 203L185 207H183V205L181 206L182 209H186V206L188 207L187 209L181 212L179 209L180 206H178ZM196 204L193 205L192 203ZM197 201H199L200 204L204 205H199V203L197 204ZM201 201L203 203H201ZM243 201L245 204L246 203H251L253 206V208H256L255 210L252 208L251 209V204H247V206L243 205ZM255 203H254V202ZM14 202V203H13ZM18 202V203H17ZM39 202L40 205H39ZM61 204V202H64L65 205H63V203ZM69 202V203H68ZM71 202V203H70ZM109 202V203H107ZM121 202L122 204L124 203V208L121 206ZM130 202V203H128ZM143 202V203H142ZM152 202V205H151ZM166 202H169L166 203ZM172 202V203H171ZM214 204H213V203ZM239 202V203H238ZM11 203V204H10ZM17 203V204H16ZM49 203V204H48ZM58 203V204H55ZM67 203V204H66ZM75 203V204H74ZM76 203L78 204L76 206ZM80 203H82L80 205ZM97 205H96V204ZM105 203V204H104ZM150 203V204H149ZM156 203V204H154ZM191 205H190V204ZM212 203V205H210ZM220 203L221 207H217V205ZM231 204L228 205V207H226V204ZM238 203V204H237ZM243 203V204H241ZM5 204V205H4ZM48 204L49 206L45 205ZM51 204V205H50ZM72 204V205H70ZM101 205V207H98ZM108 204L109 207H111L109 209V207L105 208V206ZM126 204H130L132 205L130 207V205ZM140 204V205H139ZM160 204H164L163 206ZM167 204V205H165ZM217 204V205H215ZM2 205V206H1ZM7 205V206H6ZM9 205V206H8ZM11 205V207H10ZM13 205V206H12ZM31 205V207H30ZM35 205V207H34ZM39 205V206H38ZM55 205V206H54ZM84 205L86 207V209H84V211L86 210V212L82 211ZM100 208V209H96L95 208ZM111 205V206H110ZM118 205V206H117ZM145 205V206H144ZM154 205V206H153ZM156 205V206H155ZM158 205V206H157ZM160 205V206H159ZM177 205V207H173ZM190 205V206H189ZM205 205H209L210 207H208L209 209L213 210L214 208V212H212L211 210H208L207 206ZM226 205V206H225ZM236 207H235V206ZM240 205H242V207H240ZM28 206V207H25ZM44 206V207H43ZM76 206V207H75ZM126 206V207H125ZM192 206L194 207L192 209ZM200 208H199V207ZM234 206V207H233ZM244 206V207H243ZM259 206V207H258ZM260 206H262L260 208ZM6 207V209L4 208ZM13 207V208H12ZM17 207V209H16ZM35 209H33V208ZM42 207V208H41ZM67 209L66 211H64L65 208ZM82 207V208H81ZM91 207V210H90ZM94 207V209H93ZM118 207V209H117ZM122 207V208H121ZM138 207V208H137ZM166 207H170L169 209ZM171 207L173 209H171ZM202 207V210H201ZM243 210H241L240 208ZM245 207L246 210L244 209ZM23 208V209H22ZM32 208V209H31ZM52 212L51 211V209ZM61 210H55L57 212H60L59 215L57 212L54 211V209ZM60 208V209H59ZM64 208V209H63ZM71 208V209H70ZM81 208V210H80ZM104 208V209H103ZM114 208V209H113ZM121 208V209H120ZM137 208V209H136ZM156 208V209H155ZM164 208V209H162ZM166 208V209H165ZM196 208V209H195ZM207 208V209H206ZM217 208V209H216ZM220 208V209H218ZM227 211V212H222V209ZM227 208H233L232 211L228 210ZM235 208V209H234ZM240 209L239 211H237V209ZM259 208V209H257ZM48 209V211H46ZM96 209V210H95ZM110 211H108V210ZM122 209H124L122 211ZM126 209L128 211H126ZM134 209V210H131ZM148 209V211H147ZM179 209V210H178ZM201 210V213L199 210ZM250 211H249V210ZM8 210V212H7ZM27 210V211H26ZM29 210V211H28ZM44 210V211H43ZM70 210L73 212L71 213ZM78 210V211H77ZM90 210V211H88ZM93 210L95 212H93ZM99 210V211H98ZM106 210V211H104ZM115 213H113V215H111V211H113ZM162 210V213H161ZM169 210V212H168ZM171 210V211H170ZM207 212H206V211ZM219 210L220 214L216 211ZM238 212H236V211ZM251 210L253 212H251ZM15 211V212H14ZM38 211V212H36ZM47 212L46 214L43 212ZM63 211V212H62ZM75 211V212H74ZM79 213L77 215V213ZM81 211V213H80ZM87 211L90 213V215H88L89 213H87ZM117 211L123 215V217H121L120 219V215L119 213H117ZM125 211V212H124ZM133 211V213H132ZM142 211V212H141ZM174 211V213H172ZM177 211V212H176ZM192 211V212H190ZM195 211H198L196 215ZM206 213H205V212ZM211 211V213H210ZM216 211V212H215ZM246 211V212H243ZM254 211H258L257 215L255 214L256 212ZM4 212V213H3ZM28 212V213H27ZM83 212L84 215H82V217H86V220L88 219V222L84 219V218H80ZM94 214H93V213ZM101 212V213H100ZM103 212V213H102ZM108 212V213H107ZM128 212H130L129 219H128ZM169 214H168V213ZM194 212V213H193ZM231 212V213H229ZM254 213L251 215V213ZM3 213V214H2ZM14 213V214H13ZM20 213V214H19ZM22 213V214H21ZM53 213V214H52ZM63 213V216L62 214ZM76 213V214H75ZM87 213V214H86ZM95 213H100L99 215L101 217H98V214ZM107 213V215H106ZM110 214V216H108ZM124 213H126V217L124 215ZM148 213V214H146ZM157 213V214H156ZM160 213V214H159ZM164 213H166L165 215H163ZM184 218H190L191 219H186L184 220V218L182 219V215L180 216H176L179 214H182ZM185 213V214H184ZM205 215H204V214ZM218 213L220 215V217L222 218L220 220V217H218L219 215L215 214ZM224 213V214H223ZM16 214V215H15ZM32 214V215H31ZM37 214V215H36ZM44 217H42L43 215ZM50 214L51 219L50 220V216L48 215ZM61 214V215H60ZM70 215L72 218L74 215V219L69 218L68 216L65 215ZM74 214V215H72ZM105 216V220H103V215ZM117 214V215H116ZM146 214V215H144ZM153 214V215H152ZM168 214V215H167ZM171 214V218L169 217ZM174 214L175 218L173 217ZM186 214H188L186 216ZM217 215L216 217L219 218V221L216 220L218 218H214V221L212 220V216L213 215ZM227 214V215H225ZM229 214V215H228ZM239 216H236V215ZM247 214V216H246ZM259 214V215H258ZM35 215V216H34ZM48 215V216H46ZM53 215V216H52ZM58 215V216H57ZM88 215V216H86ZM95 215V216H94ZM117 217H116V216ZM119 215V216H118ZM121 215V216H122ZM144 217L148 216L147 218L145 217L144 220L142 219ZM159 215V216H158ZM168 218H167V216ZM190 215H194L193 217ZM202 215V216H201ZM224 215V216H223ZM233 215V217H232ZM243 215V216H242ZM250 215V217H249ZM253 215H256V218L259 219H255V217ZM263 215V217H262ZM8 216V217H7ZM38 216V217H37ZM61 216V217H60ZM65 216V217H64ZM91 216V218L89 217ZM116 218L115 220L117 222H124L119 224V227H115L114 225L116 224V222H114V220H112L114 217ZM136 216V217H135ZM137 216H139V218H137ZM142 216V217H141ZM206 216H208L205 219H209V217L211 219H209L210 221H206L205 219H203ZM228 216V217H227ZM244 216L246 219H244ZM17 217V218H16ZM19 217V218H18ZM22 217V219H21ZM26 217V218H25ZM30 219H29V218ZM32 217V218H31ZM47 217V218H45ZM80 219H84L82 220L83 224L80 222V219L77 220V218ZM89 217V218H88ZM94 217L96 220H94ZM113 217V218H112ZM125 217V221L122 219ZM134 217V218H131ZM141 217V220H140ZM158 217V218H155ZM161 217V218H160ZM178 217V218H177ZM195 217V218H194ZM197 217V218H196ZM200 217V218H199ZM202 217V218H201ZM215 217V216H213ZM224 217H226V219H224ZM3 218V219H2ZM9 218V219H7ZM36 218V219H35ZM38 218V219H37ZM41 218V219H40ZM57 218H60V220L63 222L64 220L66 222L61 223L59 220V224L63 225L62 227L65 228V230H67L64 235L63 233L61 234L60 231L64 232L65 230H63V228L61 230H59L61 227H58V220ZM64 218V220H63ZM103 221V224L101 220ZM112 218V219H111ZM117 218H119L117 220ZM152 218V219H151ZM155 218V219H153ZM164 218H166L164 220ZM180 218V219H179ZM230 220H229V219ZM240 218V219H239ZM250 218L252 220L251 221ZM15 219V223L13 222ZM17 219V221H16ZM22 220L23 222L26 223V225L20 221ZM35 219V221H34ZM40 219V220H39ZM51 221V223H47L49 220ZM69 219V222L68 220ZM73 222V220L75 222ZM93 220V222L97 221V222H101L98 223L97 226V222L93 223L91 222V220ZM160 221V223L157 222ZM162 219V221L160 220ZM170 219V221L168 220ZM172 219H176L175 223L174 220L172 221ZM203 220V221H199ZM224 219L227 220V225L234 227V231L233 228L230 229L229 226H227L225 223L226 222H222V220ZM233 219V220H232ZM238 219V220H236ZM7 220V221H6ZM25 220V221H24ZM108 222H107V221ZM112 222V224H110V221ZM123 220V221H122ZM129 220H132L135 222V224L133 225V223H131ZM140 222H139V221ZM150 222V226L148 225L146 221ZM149 220H153V221H149ZM156 220V221H155ZM182 220V221H180ZM191 220V221H190ZM194 220V222H193ZM216 220V221H215ZM234 221V224L231 223ZM242 220V221H241ZM245 220V221H243ZM9 221V222H8ZM31 221V222H30ZM46 224H45V222ZM49 221V222H50ZM87 222V224L84 222ZM130 223V225L133 227V229L130 227V225L128 226V224H126L125 222ZM139 222L138 223L136 222ZM172 221V222H171ZM186 221V222H185ZM199 221V222H198ZM218 221V223H216ZM237 221V222H236ZM241 223H239V222ZM247 221V223H246ZM250 221L255 224L253 225L252 223H250ZM18 222V223H17ZM25 227L24 231L22 230L23 228L21 227L22 225H20L19 228V224L20 223ZM29 222V223H28ZM77 222V223H76ZM91 222V223H90ZM107 222V223H106ZM157 222V223H156ZM164 222V224L166 222H168L167 224H165V226H163L164 224L162 223ZM180 222V224L178 223ZM189 222L186 226V223ZM192 224H191V223ZM196 224L198 223L197 227L196 224L193 225V223ZM202 224H199V223ZM212 222H215V227L214 224L212 226ZM220 222V223H219ZM243 222V223H242ZM249 222V223H248ZM11 223V224H10ZM38 223V224H36ZM40 223V224H39ZM58 226H56L57 224ZM71 223V224H69ZM80 223L81 225L79 226ZM109 223V225H108ZM115 223V224H114ZM171 223V226H170ZM174 223V226H173ZM184 223V224H183ZM207 226H206V224ZM211 223V225L209 224ZM222 223V224H221ZM231 223V225H230ZM236 223V224H235ZM262 223V224H261ZM15 224V225H14ZM18 224V225H17ZM50 224V225H49ZM67 227H64L65 225ZM71 226H69V225ZM74 224V225H72ZM78 224V225H76ZM90 227H89V225ZM92 224L94 225V227L92 226ZM101 226H100V225ZM102 224L104 225V227L102 226ZM126 224L128 227H126ZM149 226V228L146 230L144 229V232L147 231L146 237H144V239L146 241H144V248L143 246L140 247L139 245H137V242L141 241V237H140V232H142L140 229L141 226ZM159 224L158 227L157 225ZM182 224V225H181ZM191 224V225H190ZM205 224V225H204ZM209 224V225H208ZM239 224V225H238ZM246 227H245V225ZM249 224L250 225L249 227ZM256 224H260L259 228L256 226ZM11 225H14L13 228L11 227ZM17 225V227H16ZM36 225V226H35ZM49 225V226H48ZM60 225V226H61ZM77 226L76 229L74 227V229H76L78 232H83L85 234L88 235H83V233H78L80 236H78L77 231L73 230V226ZM86 225V226H84ZM110 225H112L115 230L114 231H118L117 229H119V232L116 233L113 231V228H109ZM135 225L137 226V228L135 227ZM163 228H161L162 226ZM169 225V226H166ZM177 225V226H176ZM180 225V226H179ZM186 227H185V226ZM190 225V227H189ZM201 225V226H199ZM234 225V226H233ZM236 225L239 227V229H241V225H242V229L238 230V233L236 231ZM30 226V228H29ZM33 226V227H32ZM47 226V227H46ZM56 228H55V227ZM69 226V227H68ZM79 226V227H78ZM82 226V227H81ZM87 226H88V230H87ZM96 226V227H95ZM103 229H101L100 227ZM107 228H106V227ZM111 226V227H112ZM117 226V224H116ZM154 226V227H152ZM178 227V229L174 228V227ZM183 226V227H182ZM193 226V227H192ZM195 226V227H194ZM205 226V227H203ZM212 226V227H209ZM220 226V227H219ZM224 226V227H223ZM244 226V227H243ZM252 226V229H251ZM253 226L254 228L258 231L260 228V226L262 227L261 231H257L254 229L253 230ZM10 227V228H9ZM14 227L16 228V230H11L14 229ZM43 227V228H42ZM58 227V228H57ZM71 227V228H70ZM86 227V228H85ZM99 227V228H98ZM121 227V229H120ZM123 227V229H122ZM154 228L157 229L155 232H157L155 235L153 234L154 231L151 229ZM157 227V228H156ZM160 227V228H159ZM170 227V228H167ZM184 227L186 229H184ZM188 227L190 228V230L187 231ZM192 227V228H191ZM202 229H201V228ZM209 227V228H208ZM223 227V229L221 228ZM227 227H229V234L230 233H234L238 236V234L242 235V238L240 237V235L236 238L235 235H233L231 237V234L227 235L226 233H228L227 231ZM249 227V229H248ZM3 228V229H2ZM18 228V231H17ZM49 228V229H48ZM55 228V229H53ZM85 228V229H83ZM89 228H92L93 231L95 232V230L98 232H92L89 230ZM96 228V229H94ZM126 228H128L127 233H126ZM139 228V229H138ZM167 228V229H166ZM182 230H181V229ZM196 228H198V230H196ZM199 228L202 230H199ZM207 230H206V229ZM218 228V229H215ZM244 228H245V232L246 234L249 233V236H245V232H244ZM258 228V229H257ZM6 229V230H5ZM10 229V231L8 230ZM26 229V230H25ZM36 229V231H35ZM71 229V230H70ZM110 229V230H109ZM125 229V230H124ZM132 229V230H131ZM138 229V232L137 230ZM160 229L162 231H160ZM165 231H164V230ZM171 229L175 230V231H171ZM194 229V230H193ZM212 229V230H211ZM214 229V230H213ZM221 229V232H220ZM250 231L252 233H256L255 236L254 234H250V232L246 231ZM22 230V231H21ZM39 230V231H38ZM42 230V231H41ZM45 230V232H44ZM51 232H49V231ZM58 230V231H57ZM83 230V231H82ZM87 230V232H85ZM106 231L109 230L110 231V235L108 234L109 231L106 234V232L102 231ZM112 230V231H111ZM123 230V233H121V231ZM136 230V231H135ZM169 230V231H168ZM178 230V231H176ZM208 231L206 233V231ZM224 230V231H223ZM13 231V232H12ZM22 233H21V232ZM26 231V232H25ZM30 231V232H29ZM34 231V233H33ZM72 231V232H69ZM90 231V232H89ZM125 231V232H124ZM134 231V233H133ZM140 231V232H139ZM153 231V232H152ZM164 231V235L168 236L166 240V236L163 235ZM184 231V233H183ZM187 231V232H185ZM200 231V233H199ZM210 231V232H209ZM213 231V232H212ZM218 232V234H216ZM223 231V232H222ZM226 231V233H225ZM254 231V232H253ZM256 231V232H255ZM12 232V233H11ZM17 232V233H16ZM32 232V233H31ZM60 232V235H59ZM68 232V234H67ZM75 232V233H73ZM130 232V233H129ZM133 234H132V233ZM150 232V233H149ZM152 232V233H151ZM169 232V233H168ZM171 232H174L173 235H168V234H172ZM189 232V233H188ZM192 232V233H191ZM195 232V233H194ZM261 234H260V233ZM25 233V234H24ZM58 233L59 236H56ZM74 236L71 237L73 234ZM91 233V236L89 237ZM103 238H105L106 242H103L104 240L101 238L100 236ZM115 235H119L120 239L118 240L117 238H114V234ZM125 233V234H124ZM136 233V235H135ZM139 233V234H137ZM161 233V234H160ZM178 233V235L180 236H176ZM188 233V234H187ZM197 233V234H196ZM212 233V234H211ZM215 233V234H214ZM223 233V235H222ZM4 234V235H3ZM6 234V235H5ZM21 234V235H19ZM23 234V235H22ZM43 234V235H42ZM54 234V235H53ZM72 234V235H71ZM77 234V235H76ZM95 234V235H94ZM99 234L100 238H97V235ZM106 234V235H105ZM127 234H132V236H128L131 238H127ZM153 236H151V235ZM182 234V236H181ZM186 236H185V235ZM193 234H195L196 237H192L194 236ZM203 234V236L206 238H203V236L201 235ZM208 234V235H207ZM225 234V236H224ZM41 235V236H40ZM65 237H63V236ZM66 235H68L69 237H66ZM94 238H93V236ZM104 235L106 237H104ZM115 240H112V238ZM113 235V236H112ZM123 237H122V236ZM135 235V236H134ZM149 236V239L147 238ZM157 235V236H156ZM159 235V236H158ZM189 235V237L187 236ZM211 235V236H210ZM218 236V237H215ZM224 236L223 238L221 237ZM257 235V236H256ZM258 235L260 237H258ZM34 236V237H33ZM48 236V238H47ZM56 236V237H54ZM60 236H62L60 238ZM76 236V237H75ZM78 236V237H77ZM87 236V237H86ZM125 236V237H124ZM185 236V238H184ZM191 236V237H190ZM201 236H202V240H201ZM209 236L214 240H217L221 238V244H223V242L225 243L227 239V241L230 242H226L227 244H223L221 245L220 242L218 241H211V238L209 239ZM230 236V237H229ZM10 237V238H9ZM47 239H46V238ZM52 237V238H51ZM84 237V238H82ZM116 237V236H115ZM118 237V238H119ZM136 237V239H135ZM156 237V239H155ZM159 237H163L165 240H161L159 239ZM175 237V238H174ZM178 237V238H176ZM200 237V239H199ZM220 237V238H219ZM243 237H246L243 238ZM250 239V237H254L252 238L253 240H247ZM259 238L261 240L260 242L256 241ZM7 238V239H6ZM22 238V239H21ZM31 238V239H30ZM44 238V239H43ZM50 238V239H49ZM64 238V239H63ZM68 238V239H67ZM72 238V239H71ZM77 240H76V239ZM79 238V241H78ZM97 238V239H96ZM139 238V239H138ZM147 238V239H146ZM172 238V239H171ZM182 240H181V239ZM190 238H193V241H190ZM196 238V239H195ZM198 238V239H197ZM209 241H208V239ZM240 238V239H239ZM5 239V240H4ZM14 239V240H13ZM28 239V240H27ZM50 241H49V240ZM54 239H56V241H54ZM62 239V241L60 240ZM82 239V240H81ZM90 240V242H93L92 246V242L91 244L89 243L88 240ZM94 239V241H93ZM99 244L101 242V245H98V240ZM102 239V240H101ZM109 242H108V240ZM110 239L112 241L111 245H110ZM124 239V242L122 241ZM143 239V238H142ZM171 239V240H169ZM177 241H174V240ZM185 239V240H183ZM195 239V241H194ZM203 239H206L205 241ZM229 239V240H228ZM233 239V241L231 240ZM242 240L239 243H237L236 245V240ZM4 240V241H3ZM31 240V241H30ZM33 240V241H32ZM49 244H47L48 242ZM53 240V241H51ZM60 240V241H59ZM97 240V243H96ZM149 243H148V241ZM154 241L152 243V241ZM161 240V241H160ZM181 240V241H180ZM224 240V241H223ZM247 240V241H246ZM258 240V241H260ZM11 241V242H10ZM14 241V242H13ZM37 241V242H34ZM44 245H43V243ZM84 241V243L82 242ZM88 241V242H87ZM118 245L117 247L115 246L116 244H114V242ZM131 241L129 240V243H131ZM137 241V242H136ZM162 242L164 247L160 244H157V242ZM168 241V243H167ZM169 241H171L170 243V247H169ZM174 241V242H173ZM184 241V243H182ZM199 241V244H198ZM201 241V242H200ZM223 241V242H222ZM234 243H232V242ZM253 243H252V242ZM2 242V243H1ZM9 242V243H8ZM23 242V243H22ZM29 242V243H28ZM45 242H47L45 245ZM58 244H56V243ZM65 242V243H62ZM70 242V243H69ZM79 242V243H78ZM151 242V243H150ZM191 242V244H190ZM208 244L209 249L206 247V244ZM211 242V245L210 243ZM217 242V243H216ZM242 242V244H241ZM248 242V243H245ZM15 243V244H14ZM22 243V244H21ZM31 243V244H30ZM52 243L54 244L52 245ZM61 243V244H60ZM69 245H68V244ZM87 243V244H86ZM103 243H105L106 245H104ZM147 243L149 245H147ZM175 243H177L176 246L179 247H175ZM180 243V244H179ZM195 245H193V244ZM196 243L198 245H196ZM215 245H214V244ZM232 243V245H231ZM17 244V245H16ZM26 244V245H25ZM34 244V245H33ZM42 244V245H41ZM51 244V245H50ZM60 244V245H59ZM80 246V247H74L75 245ZM78 244V245H77ZM128 244V243H127ZM130 244V245H132ZM135 244V245H134ZM140 244V243H139ZM168 244V245H167ZM173 244V245H172ZM202 244V245H200ZM222 246V249H218V247L220 245ZM234 244V245H233ZM238 244L241 245H247L246 247L242 246L241 248L238 246ZM257 245L260 249V252L258 251V247H253L252 246ZM263 245L261 248L259 245ZM23 245V246H22ZM25 245V246H24ZM33 245V247H31ZM42 249L41 248V246ZM63 247H62V246ZM72 245V246H71ZM84 247H83V246ZM86 245V246H85ZM108 245H110L109 247L113 246L112 248H108ZM120 245V246H119ZM129 245V244H128ZM155 245V246H152ZM158 245L160 246L159 249H156V247H158ZM188 245V246H186ZM191 245L193 247H191ZM200 245V250L199 248H197V246ZM219 245V246H217ZM227 245V246H226ZM229 245V246H228ZM232 248H230L231 246ZM249 245V246H248ZM3 246V247H2ZM36 246V247H35ZM47 246V247H44ZM59 246V247H58ZM61 246V247H60ZM69 246V247H67ZM89 246L91 247V249L89 248ZM98 246V248H97ZM100 246V247H99ZM107 246V247H106ZM119 246V249H118ZM125 246H126V242H125ZM123 246V247H125ZM137 246V247H136ZM147 246V248H145ZM150 248H149V247ZM167 246V248H166ZM203 246V248H201ZM216 246V247H215ZM220 246V247H221ZM17 250L14 249V248ZM27 247V248H26ZM29 247V248H28ZM40 247V248H39ZM56 247V248H55ZM72 247H74V249H72ZM85 247L88 249H90V256H89V250L85 249ZM155 249H154V248ZM161 247H163V249H161ZM225 247V248H224ZM235 247H239L238 249ZM248 247V249H246ZM256 248L254 250H252V248ZM3 248V249H2ZM22 248V249H21ZM33 248V250H32ZM46 248V249H45ZM55 251H54V249ZM61 248V249H60ZM79 248V249H78ZM83 250H82V249ZM104 248L103 250H100ZM114 248H116L114 250ZM139 248V249H138ZM143 248V251H142ZM152 248V251H150ZM165 248V249H164ZM191 248V249H190ZM206 248V249H205ZM215 248V249H214ZM229 248V249H228ZM236 249V251H238V253L234 250ZM243 248V249H242ZM14 249V252H13ZM19 249V250H18ZM28 249V250H27ZM38 249V250H36ZM66 249H71V250H66ZM78 249V252H77ZM93 249V251H92ZM95 249V250H94ZM107 249V250H106ZM111 249L113 251V253L111 252ZM145 249L149 250L151 252V255L149 253V251L147 250V252H144ZM161 249V251H160ZM167 249V250H166ZM187 249V250H188ZM245 249V250H244ZM250 249V250H249ZM27 250V251H26ZM36 250V251H35ZM43 250V251H41ZM58 250V251H57ZM64 252H63V251ZM82 250V251H81ZM100 253H99V251ZM110 250V251H109ZM139 250V251H137ZM157 250V251H156ZM164 250V251H163ZM166 250V251H165ZM186 250V251H187ZM198 250V251H197ZM203 250V251H201ZM204 250H206L204 252ZM213 250V252H212ZM217 250V251H215ZM222 250V251H220ZM232 250V251H230ZM241 250V251H240ZM244 253V256L240 257V255H242L240 252ZM247 250H249L247 252ZM263 250V251H261ZM6 251V252H5ZM13 253H12V252ZM19 251V252H18ZM25 251V252H24ZM30 251V252H29ZM31 251H33L31 253ZM45 251V252H44ZM57 251V253H56ZM85 251V252H84ZM102 251V252H101ZM141 251V252H140ZM197 251V252H196ZM201 251V253L199 252ZM210 251V252H209ZM234 252L235 256L238 254L239 256H236L235 260L232 259V255L233 253H229V252ZM246 251V256H245V252ZM254 253H252V252ZM256 251V252H255ZM9 252V253H8ZM16 252V253H15ZM22 252V253H21ZM40 252V253H39ZM44 252V253H43ZM77 256L75 255L76 253ZM88 252V254H87ZM103 252H105V254L111 252L113 255H110V258H108L109 256L106 254V257H104V259L100 258L103 256ZM139 252V253H138ZM153 252V254H152ZM161 252L160 254L162 256V260L159 259L161 256L160 254H157ZM163 252V253H162ZM204 255H203V253ZM212 252V253H211ZM251 252V253H249ZM259 252V256L262 254V256H258L257 258L259 260L256 261V259L253 258V255L256 253L258 254ZM262 252V253H261ZM20 253V254H19ZM24 253V255H23ZM94 253V254H93ZM138 253V254H137ZM143 253V254H141ZM144 253L149 254V255H144ZM201 256H198L199 254ZM209 253V254H208ZM216 253V254H215ZM218 253V254H217ZM240 253V254H239ZM251 254V255H247ZM261 253V254H260ZM2 254V255H1ZM26 254V256H25ZM36 254V255H35ZM86 254V255H84ZM97 254L98 257H97ZM104 254V256H105ZM157 254L159 257L157 258ZM198 254V255H197ZM206 254V255H205ZM9 255V257H8ZM11 255V256H10ZM17 255V257H15ZM28 255V256H27ZM33 255V257L31 256ZM41 255V256H40ZM55 255V257H56ZM92 255V256H91ZM96 255V256H95ZM101 255V256H100ZM216 255V256H215ZM220 255V257H219ZM15 258H14V257ZM19 256V257H18ZM23 256V257H21ZM39 257V258H34V257ZM75 256V257H74ZM89 256V257H88ZM95 256V257H93ZM153 256V257H151ZM167 258H164V257ZM204 256V257H203ZM205 256H208V258ZM214 256V257H213ZM218 256V257H217ZM232 256V257H231ZM250 256V257H247ZM257 256V255H256ZM4 257H6L4 259ZM24 257H27L28 259L26 260V258L24 259ZM30 257L34 258L33 260L36 262H33L32 258L31 260L29 259ZM42 257V258H41ZM74 257V258H71ZM78 257V258H77ZM82 259H81V258ZM87 257V258H86ZM151 257V260H150ZM156 259H155V258ZM199 257V260L197 259ZM202 257V258H201ZM211 257V258H210ZM239 257L241 258V260L239 259ZM246 257V258H244ZM21 258V259H20ZM71 258V259H70ZM75 258L77 259L75 261ZM80 258V259H79ZM91 258V259H90ZM95 258V260H94ZM107 258V259H106ZM153 258V259H152ZM203 258L205 259V261L203 260ZM214 258V259H213ZM216 258V259H215ZM230 258V259H229ZM234 258V257H233ZM249 258V260L247 259ZM20 259V260H19ZM74 259V260H73ZM79 259V260H78ZM111 259H115L110 260ZM218 259V260H217ZM232 259V261H231ZM238 259V261H240V263H238V261L236 260ZM244 259V260H243ZM246 259V262H244ZM255 261H254V260ZM262 259V260H261ZM16 260V262H15ZM25 260V261H24ZM90 260V261H89ZM108 260V261H107ZM159 260L160 263H159ZM164 260V261H163ZM166 260V261H165ZM212 260V261H210ZM214 260V261H213ZM249 262H248V261ZM6 263H3V262ZM24 261V262H23ZM75 261V262H74ZM83 261V262H82ZM85 261V262H84ZM87 261V262H86ZM95 261V262H94ZM101 261V262H100ZM103 261V262H102ZM163 261V262H162ZM200 261V262H199ZM209 261V262H208ZM222 261L224 263H222ZM260 261V262H259ZM20 262V263H19ZM27 262V263H26ZM70 262V263H69ZM89 262V263H88ZM93 262V263H92ZM108 262V263H107ZM150 262H147L146 264H151ZM168 262V261H167ZM215 262V263H214ZM236 262V263H235ZM248 262V263H247ZM251 262V263H250ZM259 262V263H257ZM71 263V264H72ZM128 263L127 261L125 262V264ZM193 263V264H194ZM195 263V264H196ZM124 264V263H123Z\"/></svg>", "mask_w": 264, "mask_h": 264}, {"label": "bare ground", "instance_id": "2", "mask_svg": "<svg viewBox=\"0 0 264 264\" xmlns=\"http://www.w3.org/2000/svg\"><path fill=\"white\" fill-rule=\"evenodd\" d=\"M102 1H103V0H102ZM129 1H130V0H129ZM136 1H137V0H136ZM140 1H141V0H140ZM151 1H152V0H151ZM188 1H189V0H188ZM206 1H207V0H205V3L203 2L204 5L207 4ZM218 1H220V0H218ZM232 1H234V0H232ZM242 1H244V0H242ZM105 2H106V1H105ZM144 2L146 3V1H144ZM152 2H153V1H152ZM154 2H155V1H154ZM164 2H165V1H164ZM183 2H184V0H183ZM195 2H197V1H195ZM201 2H202V0H201ZM201 2L199 1V2H197V4H199V3H200V4H203V3H201ZM208 2H209V0H208ZM213 2H215V1H213ZM216 2H217V1H216ZM228 2H229V0H228ZM235 2H236V3H231V2H230V5L233 4L232 6H234V4H235V5H236V4H237V5L239 4V2H237V0H236ZM262 2H263V1H262ZM86 3H87V2H86ZM103 3H104V2H103ZM126 3H127V2H126ZM137 3H138V2H137ZM139 3H140V2H139ZM142 3H143V2H142ZM145 3H144V5H145ZM189 3H190V2H189ZM189 3H188V5H189ZM211 3H212V2H211ZM226 3H227V2H226ZM256 3H257V2H256ZM131 4H132V3H131ZM131 4H130V5H131ZM158 4H159V3H158ZM191 4H192V1H191ZM193 4H194V3H193ZM197 4H196L195 6H197ZM228 4H229V3H228ZM241 4H243V2H242ZM241 4H239L238 6H240ZM125 5H126V4H125ZM127 5H128V4H127ZM133 5H134V3H133ZM156 5H157V4H156ZM156 5L154 4V6H156ZM188 5H187V6H188ZM209 5H210V3L208 4V6H209ZM218 5H220V4H218ZM226 5H227V4H226ZM259 5H262V4H259ZM85 6H86V5H85ZM136 6H137V5H136ZM189 6H190V5H189ZM200 6H201V5H200ZM200 6H199V7H200ZM210 6L212 7V4H211ZM210 6H209V10H210ZM232 6H231V8L234 10V8H233ZM243 6H244V5H243ZM243 6H242V7H243ZM86 7H87V6H86ZM86 7H85V8H86ZM100 7H101V6H100ZM100 7H99V8H100ZM134 7H135V6H134ZM140 7H141V6H140ZM199 7H198V8H199ZM215 7H217V6H215ZM225 7H226V6H225ZM227 7H229V6L227 5ZM234 7L236 8L237 6H234ZM254 7H255V6H254ZM262 7H264V6H262ZM262 7H261V9H262ZM89 8H90V7H89ZM101 8H102V7H101ZM106 8H107V6H106ZM114 8H115V7H114ZM130 8H133V7L130 6ZM191 8H195V7H192V6H191ZM191 8H190V9H191ZM198 8L196 7V9H198ZM203 8H204V7H203ZM231 8H229V10H228L229 13L231 12L230 10H232ZM256 8H257V7H256ZM258 8H259V7H258ZM81 9H84V8H81ZM104 9H105V8H104ZM153 9H154V7H153ZM153 9H152V11H153ZM176 9H177V8H176ZM181 9H182V8H181ZM190 9H188V10H190ZM199 9H200V8H199ZM204 9H206V6H205ZM212 9L214 10V8H211L210 11H212ZM236 9H237V8H236ZM240 9H241V8H240ZM240 9L238 8L236 11H238V10H240ZM261 9H260V10H261ZM86 10H87V9H86ZM128 10H129V9H128ZM137 10H138V9H137ZM177 10H178V9H177ZM188 10H187V11H188ZM215 10H216V9H215ZM217 10H218V9H217ZM222 10H223V9H222ZM258 10H259V9H258ZM82 11H83V10H82ZM98 11H99V10H97L96 13H98ZM100 11H101V10H100ZM145 11H146V10H145ZM194 11H195V10H194ZM223 11H225V8H224ZM236 11H234V13H235ZM89 12H90V11H89ZM102 12H103V11H102ZM113 12H114V11H113ZM116 12H117V11H116ZM121 12H122V11H121ZM148 12H150V11H148ZM172 12H173V11H172ZM176 12H177V11H176ZM182 12H183V11H182ZM182 12H181V13H182ZM198 12H199V10H198ZM203 12H204V11H203ZM207 12H208V11H207ZM215 12H216V11H215ZM215 12L213 13V15L215 14ZM238 12H240V11H238ZM241 12H242V10H241ZM253 12H256V11H253ZM100 13H101V12H100ZM145 13H146V12H145ZM151 13H152V12H151ZM181 13H180V14H181ZM190 13H192V12H190ZM222 13H223V12H222ZM231 13H232V17H230L229 19L232 20L234 14H233V12H231ZM236 13H237V12H236ZM84 14H85V13H84ZM93 14H94V13H93ZM98 14H99V13H98ZM102 14H103V13H102ZM109 14H110V13H109ZM114 14H116V13H114ZM114 14H113V15H114ZM153 14H155V12H154ZM182 14H183V13H182ZM187 14H188V13H187ZM195 14H196V13H195ZM195 14H194V15H195ZM198 14H199V13H198ZM225 14H227V17L229 16L228 13H227L226 11H225ZM241 14H242V13H241ZM258 14H259V13H258ZM77 15H78V14H77ZM87 15H88V13H87ZM145 15H146V14H145ZM151 15H152V14H151ZM192 15H193V14H192ZM192 15H190V16H192ZM194 15H193V16H194ZM196 15H197V14H196ZM196 15H195V16H196ZM200 15H201V14H200ZM207 15H208V14H207ZM237 15H238V14H237ZM237 15H234V17H236ZM250 15H251V14H250ZM260 15H261V13H260ZM81 16H82V15H81ZM93 16H94V15H93ZM96 16H97V14H96ZM106 16H107V15H106ZM129 16H130V15H129ZM132 16H133V15H132ZM174 16H175V15H174ZM187 16H188V15H187ZM223 16H225V17H224V19H225V18H226V15H223ZM252 16H253V15H252ZM263 16H264V15H263ZM66 17H68V16H66ZM100 17H101V16H100ZM100 17H99V19H100ZM114 17H115V16H114ZM124 17H126V14H125ZM141 17H142V16H141ZM144 17H146V16H144ZM144 17H143V18H144ZM179 17H181V16H179ZM185 17H186V15H185ZM208 17H209V15H208ZM238 17H239V16H238ZM76 18H77V17H76ZM79 18H80V17H79ZM88 18H89V17H88ZM88 18H87V19H88ZM127 18H128V16H127ZM200 18H201V17H200ZM200 18H199V19H200ZM213 18H214V17H213ZM253 18H254V17H253ZM256 18H259V17H256ZM260 18H261V17H260ZM263 18H264V17H263ZM67 19H68V18H67ZM108 19H109V18H108ZM130 19H131V18H130ZM148 19H149V15H148ZM150 19H151V18H150ZM153 19H154V18H153ZM158 19H159V18H158ZM173 19H175V21H172L173 23H172V22H171V23L174 24V27H175V25H176L175 23H176L177 17H175V18H173ZM179 19H180V18H179ZM179 19H178V20H179ZM199 19H198V21H199ZM205 19H207V22H208V18H206V16H205L204 20H205ZM215 19H217V18H215ZM220 19H221V18H220ZM236 19H237V18H236ZM236 19H235V20H236ZM261 19H262V18H261ZM64 20H65V19H64ZM85 20H86V18H85ZM89 20H90V19H89ZM100 20H101V19H100ZM127 20H128V19H127ZM183 20H184V19H183ZM187 20H188V19H187ZM187 20H186V21H187ZM213 20H214V19H212V22H213ZM252 20H253V19H252ZM77 21H78V19H77ZM80 21H81V20H80ZM95 21H97V20H95ZM131 21H132V20H131ZM143 21H144V20H143ZM205 21H206V20H205ZM227 21H228V20H226V24H228ZM232 21H234V19H233ZM238 21H239V20L237 19V21H235V22L237 23ZM240 21H241V20H240ZM263 21H264V20H263ZM42 22H43V20H42ZM52 22H53V21H52ZM54 22H55V21H54ZM86 22H88V21H86ZM93 22H94V21H93ZM97 22H98V21H97ZM112 22H113V21H112ZM150 22H151V21H150ZM174 22H175V23H174ZM180 22H181V20H180ZM180 22H179V23H180ZM192 22H193V21H192ZM207 22H205V25L208 27ZM210 22H211V21H210ZM214 22H215V20H214ZM222 22H223V21H222ZM230 22H231V21H230ZM230 22H229V23H230ZM235 22H234V23H235ZM251 22H252V21H251ZM253 22L256 23V25L258 24V23L255 22V21H253ZM71 23H72V22H71ZM84 23H85V22H84ZM104 23H106V22H104ZM109 23H110V22H109ZM109 23H108V24H109ZM143 23H144V22H143ZM146 23H147V22H146ZM146 23H144V24H146ZM166 23H168V21H167ZM181 23H182V22H181ZM185 23H186V22H185ZM239 23H240V22H239ZM260 23H261V22H260ZM62 24H63V22H62ZM62 24H61V25H62ZM72 24H73V23H72ZM75 24H76V23H75ZM78 24H79V23H78ZM87 24H88V23H87ZM95 24H96V23H95ZM129 24H130V23H129ZM172 24H171V25H172ZM191 24H192V23H191ZM202 24H203V23H202ZM202 24H200V25H202ZM212 24H216V23H212ZM230 24H231V23H230ZM230 24L228 25V29H230V28H232V27L234 28L235 24H234L233 26H230ZM232 24H233V22H232ZM232 24H231V25H232ZM263 24H264V23H263ZM70 25H71V24H70ZM73 25H74V24H73ZM79 25H80V24H79ZM122 25H123V24H122ZM131 25H132V24H131ZM142 25H143V24H142ZM147 25H148V24H147ZM151 25H152V24H151ZM164 25H165V24H164ZM192 25H193V24H192ZM200 25H199V27H200ZM253 25H254V24H253ZM256 25H255V26H256ZM260 25H261V24H260ZM54 26H55V24H54ZM90 26H91V25H90ZM106 26H107V25H106ZM139 26H140V25H139ZM139 26H138V28L141 27V26H140V27H139ZM152 26H154V25H152ZM177 26H178V24H177ZM184 26H185V25H184ZM194 26H195V24H194ZM206 26H205V29H206ZM209 26H210V24H209ZM226 26H227V25H226ZM229 26H230V28H229ZM257 26H258V25H257ZM261 26H262V25H261ZM263 26H264V25H263ZM39 27H40V26H39ZM50 27H52V25H51ZM91 27H92V26H91ZM111 27H112V26H111ZM123 27H124V26H123ZM148 27H149V26H148ZM166 27H167V26H166ZM170 27H171V26H170ZM170 27H169V28H170ZM172 27H173V25H172ZM189 27H190V23H189ZM237 27H238V26H237ZM70 28H72V26H71ZM143 28H145V27L143 26ZM186 28H187V27H186ZM190 28H191V27H190ZM190 28H189V29H190ZM208 28H209V27H208ZM217 28H218V27H217ZM233 28H232V29H233ZM244 28H245V27H244ZM259 28H261V27H259ZM40 29H43V28H40ZM40 29H39V30H40ZM55 29H56V27H55ZM59 29H60V28H59ZM72 29H73V28H72ZM76 29H77V28H76ZM112 29H113V28H112ZM146 29H147V28H146ZM150 29H151V28H150ZM176 29H178V27L175 28L174 30L176 31ZM201 29H202V28H201ZM212 29H213V28H211V31H212ZM232 29H231V31H232ZM234 29H235V28H234ZM234 29H233V30H234ZM253 29H254V27H253ZM256 29H257V27L255 28V30H256ZM39 30H38V31H39ZM51 30H53V28L50 29V31H51ZM62 30H63V29H62ZM62 30L60 29V31H62ZM73 30H74V29H73ZM78 30H79V29H78ZM169 30L171 31V28H170ZM174 30H173V28H172V32H173V33L171 32L172 35H173V34H174V35L176 34V33H174ZM187 30H188V29H187ZM187 30H186V31H187ZM213 30H214V29H213ZM224 30H225V29H224ZM255 30H254V31H255ZM259 30H260V29H259ZM261 30H262V28H261ZM263 30H264V29H263ZM40 31H41V30H40ZM57 31H58V29H57ZM67 31H68V30H67ZM70 31L72 32V30H70ZM111 31H112V30H111ZM114 31H115V30H114ZM120 31H121V30H120ZM138 31H139V30H138ZM148 31H149V30H148ZM177 31H178V30H177ZM177 31H176V32H177ZM188 31H189V30H188ZM193 31H194V30H193ZM197 31H198V30H197ZM218 31H219V30L214 31V32H212V33H214V34H215V33H218ZM220 31H221V30H220ZM220 31H219V33H218V36H219L220 34H223V33H221ZM226 31H228V30H225V32H226ZM256 31H258V30H256ZM42 32H43L42 35H44V31H43V30H42ZM58 32H59V31H58ZM68 32H69V31H68ZM71 32H69V33L72 34ZM144 32H145V31H144ZM179 32H180V31H178L177 34H179ZM190 32L192 33L191 30H190ZM190 32H183V33H186L187 35H190V34H191ZM205 32H206V31H205ZM48 33H49V32H48ZM48 33H47V34H48ZM52 33H53V32H52ZM114 33H115V32H114ZM121 33H122V32H121ZM131 33H132V32H131ZM168 33H170V32L168 31ZM188 33H190V34H188ZM226 33H227V32H226ZM259 33H260V32H259ZM55 34H56V33H55ZM67 34H68V33H67ZM74 34H75V33H74ZM74 34H73V35H74ZM79 34H80V33H79ZM108 34L110 35V33H108ZM115 34H116V33H115ZM125 34H126V32H125ZM136 34H137V33H136ZM177 34H176V35H177ZM186 34H185V35H186ZM193 34L196 35V36L199 35L198 33H196V34L193 33ZM202 34H203V32H202ZM214 34H213V35H214ZM237 34H238V33H237ZM237 34H236V35H237ZM244 34H245V33H244ZM263 34H264V33H263ZM263 34L261 35V38H262ZM9 35H10V34H9ZM49 35H50V34H49ZM132 35H133V34H132ZM134 35H135V33H134ZM134 35H133V36H134ZM145 35H146V34H145ZM164 35H165V34H164ZM179 35H180V34H179ZM179 35H178V36H179ZM187 35H186V36H187ZM215 35L217 36V34H215ZM227 35H229V34H226V37H227ZM38 36H39V35H38ZM38 36H37V37H38ZM52 36H53V34L51 35V37H52ZM54 36H55V35H54ZM56 36H57V35H56ZM87 36H88V35H87ZM94 36H95V35H94ZM112 36L114 37V35H112ZM121 36H122V35H121ZM127 36H130V35H127ZM168 36L171 37L170 34H167V38H169ZM182 36H183V35H182ZM196 36H194V37H196ZM202 36H203V35H202ZM210 36H211V35H210ZM216 36H215V37L213 36V37L216 38ZM220 36H221V35H220ZM259 36H260V34H259L257 37H259ZM42 37H43V36H42ZM59 37H60V36H59ZM59 37H58V38H59ZM67 37H68V35H67ZM69 37H70V36H69ZM71 37H73V36H71ZM75 37L78 38V35L75 36ZM81 37H82V36H81ZM108 37H109V36H108ZM136 37H140V36H136ZM145 37H146V36H145ZM155 37H156V36H155ZM165 37H166V36H165ZM180 37H181V35H180ZM188 37H189V36H188ZM190 37H191V35H190ZM192 37H193V35H192ZM194 37H193V38H194ZM198 37L201 38L200 35L197 36V38H198ZM213 37L211 36V38H213ZM10 38H11V37H10ZM10 38H9V39H10ZM65 38H66V37H64V39H65ZM83 38H84V37H83ZM85 38H86V37H85ZM171 38H173V40L177 39L176 37H171ZM171 38H169L170 40L168 39V40L170 41V43H172V42H171ZM174 38H175V39H174ZM193 38H189V40L192 39V41H194ZM199 38H198V39H199ZM203 38H204V37H203ZM228 38H229V37H228ZM255 38H256V36H255ZM259 38H260V37H259ZM33 39L36 40L35 38H33ZM44 39H45V38H44ZM49 39H50V37H49ZM51 39H52V38H51ZM54 39H56V38L54 37ZM73 39H74V38H73ZM106 39H107V38H106ZM114 39H115V38H114ZM132 39H133V37H132ZM134 39H135V38H134ZM183 39H184V38H183ZM187 39H188V38H187ZM195 39H196V38H195ZM219 39H220V38H219ZM238 39H239V38H238ZM238 39H237V40H238ZM257 39H258V38H257ZM262 39H263V38H262ZM39 40H40V36H39ZM80 40H81V39H80ZM108 40H109V38H108ZM111 40H112V39H111ZM138 40H139V39H138ZM163 40H165V41L167 42V40H166L165 38H164ZM181 40H182V39H181ZM202 40H203V39H202ZM208 40H209V38H208ZM231 40H232V39H231ZM36 41H37V40H36ZM40 41H41V40H40ZM65 41H66V40H65ZM76 41H78V40L76 39ZM177 41H178V39L175 40V41H173V44H174L175 42H176V43H175L174 46H173V44H172V47H175V46H178V48L180 47L179 45H176V44H178ZM182 41H183V40H182ZM213 41H214V40H213ZM232 41H233V40H232ZM251 41H252V39H251ZM263 41H264V40H263ZM41 42H42V41H41ZM44 42H45V41H44ZM46 42H47V41H46ZM78 42H79V41H78ZM152 42H153V41H152ZM166 42H165V43H166ZM195 42H196V41H195ZM201 42H202V41H201ZM230 42H231V41H230ZM252 42H253V41H252ZM37 43H38V42H37ZM47 43H48V42H47ZM74 43H76V42H74ZM106 43H108V42H106ZM131 43H132V42H131ZM136 43H137V42H136ZM155 43H156V42H155ZM161 43H162V42H161ZM163 43H164V42H163ZM181 43H182V42H181ZM181 43H180V44H181ZM184 43H185V42H184ZM184 43H183V45H184ZM216 43H217V42H216ZM256 43H257V42H256ZM42 44H43V43H42ZM64 44H65V43H64ZM159 44H160V43H159ZM167 44H169V43H167ZM187 44H188V43H187ZM190 44H192V43L190 42ZM190 44H188V45H190ZM230 44H231V43H230ZM258 44H259V43H258ZM65 45H66V47H67V41H66V44H65ZM70 45H71V43H70ZM72 45H73V44H72ZM102 45H103V44H102ZM126 45H128V44H126ZM140 45H141V44H140ZM165 45H166V44H165ZM188 45H187V46H188ZM192 45H193V46H191V45H190V46L193 48V47H194V44H192ZM220 45H221V44H220ZM235 45H236V44H235ZM239 45H240V43H239ZM255 45H256V44H255ZM260 45H261V43H260ZM40 46H41V45H40ZM40 46H39V47H40ZM47 46H48V45H47ZM73 46H74V45H73ZM132 46L135 47L133 44H132ZM160 46H163V44H161ZM160 46H159V48H160ZM167 46H168V45H166L164 48L166 49ZM197 46H198V45H197ZM197 46H196V47H197ZM225 46H226V45H225ZM83 47H84V46H83ZM85 47H86V46H85ZM138 47H139V46H138ZM151 47H152V46H151ZM181 47H182V46H181ZM181 47H180V48H181ZM198 47H199V46H198ZM215 47H216V46H215ZM227 47H228V46H227ZM254 47H255V46H254ZM259 47H260V46H259ZM41 48H42V47H41ZM67 48H68V47H67ZM70 48H71V47H70ZM97 48H98V47H97ZM161 48H162V47H161ZM168 48L171 49V45H170ZM168 48H167V49H168ZM175 48H176V47H175ZM175 48H173V52H175V50L178 49V48H177V49H175ZM180 48H179V49H180ZM183 48H184V47H183ZM183 48H182V49H183ZM188 48H189V50H187V48H185V50H187L186 52H188V53H193V54H194L193 51H195V50L197 51V48H196L195 50H193V51H190L191 48H190L189 46H188ZM228 48H229V47H228ZM238 48H239V47H238ZM260 48H261V47H260ZM45 49H46V48H45ZM56 49H57V47H56ZM61 49H62V48H61ZM85 49H86V48H85ZM133 49H134V48H133ZM165 49H164V51H163V50H162V51L165 52V51L167 50V49H166V50H165ZM170 49H168V51H169ZM179 49H178V50H179ZM193 49H194V48H193ZM221 49H222V46H221ZM221 49H219V50H221ZM35 50H36V49H35ZM35 50H34V51H35ZM53 50H54V49H53ZM63 50H64V49H63ZM66 50H67V49H66ZM66 50H65V51H66ZM68 50H69V49H68ZM70 50H71V49H70ZM81 50H82V49H81ZM102 50H103V49H102ZM136 50H137V49H136ZM225 50H227V49L225 48ZM225 50H224V51H225ZM250 50H251V49H250ZM254 50H255V48H254ZM256 50H258V49H256ZM37 51H38V49H37ZM39 51H40V50H39ZM46 51H47V50H46ZM46 51H45V52H46ZM54 51H55V50H54ZM54 51H53V52H54ZM58 51H59V50H58ZM78 51H79V50H78ZM104 51H105V50H104ZM111 51H112V50H111ZM127 51H128V50H127ZM129 51H130V48H129ZM133 51H135V50H133ZM148 51H149V49H148ZM159 51H161V50H158V51H157V54H158ZM171 51H172V50L169 51V54H170ZM189 51H190V52H189ZM204 51H205V50H204ZM217 51H218V50H217ZM252 51H253V50H252ZM259 51H260V50H259ZM47 52H48V51H47ZM51 52H52V51H51ZM66 52H67V51H66ZM82 52H83V51H82ZM108 52H110V50H109ZM153 52H154V50H153ZM202 52H203V51H202ZM235 52H236V51H235ZM239 52H240V51H239ZM239 52H238V53H239ZM249 52H250V51H249ZM36 53H37V52H36ZM48 53H49V52H48ZM60 53H61V52H60ZM60 53H59V54H60ZM74 53H75V52H74ZM120 53H121V52H120ZM124 53H125V52H124ZM160 53H161V52H160ZM160 53H159V54H160ZM165 53H166V54H164V55H167V51H166ZM179 53H180V52H179ZM179 53H178V54H179ZM246 53H247V51H246ZM246 53H245V54H246ZM37 54H39V52H38ZM41 54H42V53H41ZM55 54H56V53H55ZM75 54H76V53H75ZM125 54H126V53H125ZM125 54H124V55H125ZM128 54H129V53H128ZM130 54H131V53H130ZM142 54H143V53H142ZM173 54H174V53L171 52L170 55H173ZM178 54H177V56H178ZM184 54H186V53H183V56H184ZM202 54H203V53H202ZM235 54H236V53H235ZM12 55H13V54H12ZM33 55H34V53H33ZM73 55H74V54H73ZM132 55H133V53H132ZM134 55H135V54H134ZM170 55H169V60L173 59V58H171L172 56H170ZM248 55H249V54H248ZM31 56H32V55H31ZM38 56H39V55H38ZM49 56H50V55H49ZM86 56H87V55H86ZM86 56H85V57H86ZM95 56H96V55H95ZM98 56H99V55H98ZM144 56H145V55H144ZM147 56H148V55H147ZM149 56H150V55H149ZM154 56H155V54H154ZM162 56H163V55H162ZM173 56H176V54L173 55ZM177 56H176L175 60L177 59ZM186 56L188 57V58H187L188 60H185V62L187 63V61H189L190 58H189V55L186 54L185 57H186ZM190 56H191V54H190ZM233 56H234V55H233ZM51 57H52V56H51ZM68 57H69V56H68ZM82 57H83V56H82ZM114 57H115V56H114ZM131 57H132V56H131ZM159 57H160V56H159ZM185 57H183V58H185ZM199 57H200V56H199ZM205 57H207V55H205ZM217 57H218V56H217ZM219 57H221V56H219ZM219 57H218V58H219ZM63 58H64V57H63ZM98 58H99V57H98ZM116 58H117V57H116ZM119 58H120V56H119ZM144 58H145V57H144ZM152 58H153V57H152ZM164 58H167V59H168V57H166V56H165ZM170 58H171V59H170ZM191 58H192V57H191ZM193 58H194V57H193ZM4 59H7V58H4ZM46 59H47V58H46ZM110 59H112V58H110ZM114 59H115V58H114ZM125 59H127V58H125ZM137 59H138V58H137ZM185 59H186V58H185ZM207 59H208V58H207ZM86 60H87V59H86ZM112 60H113V59H112ZM121 60H122V59H121ZM121 60H120V61H121ZM157 60H158V59H157ZM175 60H174V61H175ZM190 60H191V59H190ZM193 60H194V59H193ZM238 60H240V59H238ZM3 61L6 62V60H3ZM42 61H43V60H42ZM48 61H49V60H48ZM94 61H96V60H94ZM107 61H108V60H107ZM135 61H136V60H134V62H135ZM165 61L167 62V60H165ZM171 61H173V60H171ZM174 61H173V62H174ZM77 62H78V61H77ZM90 62H91V61H90ZM96 62H97V61H96ZM104 62H105V61H104ZM134 62H133V63H134ZM137 62H138V61H137ZM151 62H152V61H151ZM169 62H170V61H169ZM190 62L193 63V61H190ZM203 62H204V61H203ZM232 62H233V61H232ZM235 62H236V60H235ZM2 63H3V62H2ZM92 63H93V62H92ZM115 63H116V62H115ZM122 63H123V62H122ZM156 63H157V62H156ZM170 63H172V62H170ZM180 63H181V62H180ZM195 63H196V62H195ZM221 63H222V62H221ZM46 64H47V63H46ZM104 64H105V63H104ZM124 64H125V62H124ZM181 64H183V63H181ZM193 64H194V63H193ZM43 65H44V64H43ZM63 65H64V64H63ZM78 65H79V64H78ZM87 65H88V64H87ZM94 65H95V62H94ZM117 65H118V63H117ZM117 65H115V66H117ZM122 65H123V64H122ZM131 65H132V64H131ZM156 65H157V64H156ZM156 65H155V66H156ZM162 65H163V63H162ZM185 65H186V64H185ZM188 65H190L189 62H188ZM36 66H37V65H36ZM38 66H39V65H38ZM82 66H83V64H82ZM85 66H86V65H85ZM88 66H89V65H88ZM106 66H107V65H106ZM149 66H150V65H149ZM180 66H182V65H180ZM190 66H191V65H190ZM57 67H58V66H57ZM76 67H77V66H76ZM79 67H80V65H79ZM136 67H137V66H136ZM161 67H162V66H161ZM161 67H160V68H161ZM168 67H169V66H168ZM175 67H176V66H175ZM175 67H174V68H175ZM208 67H209V65H208ZM213 67H214V66H213ZM73 68H74V66H73ZM109 68H110V67H109ZM113 68H114V67H113ZM115 68H116V67H115ZM118 68H119V66H118ZM144 68H145V67H144ZM169 68H170V67H169ZM179 68H181V67H179ZM179 68H178V69H179ZM183 68H184V67H183ZM40 69H41V68H40ZM51 69H52V68H51ZM76 69H77V68H76ZM76 69H75V70H76ZM92 69H93V68H92ZM146 69H148V68H146ZM146 69H145V70H146ZM164 69H167V67L164 68ZM172 69H173V68H172ZM176 69H177V68H176ZM178 69H177V70H178ZM181 69H182V68H181ZM37 70H38V69H37ZM99 70L101 71V68H100ZM99 70H98V71H99ZM114 70H115V69H114ZM54 71H55V70H54ZM57 71H58V70H57ZM104 71H105V70H104ZM110 71H111V70H110ZM117 71H118V70H117ZM120 71H121V70H120ZM146 71H147V70H146ZM174 71H175V70H174ZM244 71H245V70H244ZM246 71H247V70H246ZM34 72H35V71H34ZM38 72H39V71H38ZM61 72H62V71H61ZM113 72H114V71H113ZM164 72H165V71H164ZM176 72H177V71H176ZM240 72H241V71H240ZM26 73H27V72H26ZM31 73H32V71H31ZM36 73H37V72H36ZM47 73H48V72H47ZM49 73H50V72H49ZM62 73H63V72H62ZM64 73H65V72H64ZM74 73H75V72H74ZM85 73H86V72H85ZM85 73H84V74H85ZM93 73H95V72H93ZM96 73H97V72H96ZM101 73H102V71L100 72V74H101ZM121 73H122V71H121ZM137 73H138V72H137ZM165 73H166V72H165ZM250 73H251V71H250ZM69 74H70V73H69ZM69 74H68V76H69ZM97 74H98V73H97ZM100 74H99V75H100ZM142 74H143V73H142ZM166 74H167V73H166ZM168 74H169V73H168ZM37 75H38V74H37ZM62 75H63V74H62ZM66 75H67V74H66ZM72 75H73V74H72ZM79 75H80V74H79ZM102 75H103V73L101 74V76H102ZM114 75H115V74H114ZM237 75H238V74H237ZM5 76H6V75H5ZM68 76H67V77H68ZM107 76H108V75H107ZM107 76H106V77H107ZM156 76H157V75H156ZM156 76H155V77H156ZM231 76H232V75H231ZM40 77H41V76H40ZM54 77H55V76H54ZM60 77H61V76H60ZM64 77H65V75H64ZM91 77H92V76H91ZM106 77H105V78H106ZM151 77H152V76H151ZM155 77H154V78H155ZM13 78H14V77H13ZM51 78H52V77H51ZM51 78H50V79H51ZM68 78H69V77H68ZM99 78H100V77H99ZM103 78H104V77H103ZM107 78H108V77H107ZM109 78H110V77H109ZM160 78H161V77H160ZM199 78H200V77H199ZM260 78H261V77H260ZM3 79H4V78H3ZM7 79H8V78H7ZM30 79H31V78H30ZM76 79H77V78H76ZM93 79H94V77H93ZM112 79H113V78H112ZM133 79H134V78H133ZM152 79H153V78H152ZM157 79H158V76H157ZM157 79H156V80H157ZM203 79H204V78H203ZM25 80H26V79H25ZM39 80H40V79H39ZM73 80H74V78H73ZM82 80H83V79H82ZM95 80H96V79H95ZM98 80H99V79H98ZM101 80H102V79H101ZM31 81H32V80H31ZM33 81H34V80H33ZM59 81H61V80H58V82H59ZM78 81H79V79H78ZM96 81H97V80H96ZM114 81H115V80H114ZM130 81H131V80H130ZM145 81H146V80H145ZM148 81H150V80H148ZM198 81H199V80H198ZM201 81H202V80H201ZM52 82H53V81H52V79H51V84H52ZM55 82H57V81L55 80ZM62 82H64V81H62ZM82 82H83V81H82ZM208 82H209V81H208ZM68 83H69V82H68ZM75 83H76V82H75ZM93 83H94V82H93ZM101 83H102V82H101ZM104 83H106V81H105ZM127 83H128V82H127ZM196 83H197V82H196ZM206 83H207V82H206ZM206 83L204 82V83H201V84L204 85V84H206ZM47 84H48V83H47ZM51 84H50V86H52ZM55 84H56V83H55ZM79 84H80V82H79ZM99 84H100V83H99ZM106 84H107V83H106ZM148 84H149V83H148ZM148 84H146V85H148ZM191 84H193V83H191ZM197 84H198V83H197ZM251 84H252V83H251ZM45 85H46V84H45ZM53 85H54V84H53ZM59 85H60V84H59ZM68 85H69V84H68ZM70 85H71V84H70ZM95 85H96V84H95ZM102 85H103V84H102ZM111 85H112V84H111ZM119 85H120V84H119ZM159 85H160V84H159ZM194 85H195V83H194ZM40 86H42V85H40ZM43 86H44V82H43ZM46 86H47V85H46ZM60 86H61V85H60ZM62 86H63V85H62ZM75 86H76V85H75ZM78 86H79V85H78ZM96 86H97V85H96ZM106 86H107V85H106ZM140 86H141V84H140ZM182 86H183V85H182ZM190 86H192V85H190ZM7 87H8V86H7ZM71 87H72V86H71ZM108 87H109V86H108ZM111 87H112V86H111ZM115 87H116V85H115ZM248 87H249V86H248ZM55 88H56V87H55ZM74 88H75V87H74ZM76 88H77V87H76ZM83 88H84V86H83ZM95 88H96V87H95ZM124 88H125V87H124ZM138 88H140V87H138ZM179 88H180V87H179ZM197 88H198V87H197ZM235 88H236V87H235ZM5 89H6V88H5ZM36 89H37V88H36ZM45 89H46V88H45ZM57 89H58V88H57ZM60 89H61V88H60ZM63 89H64V88H63ZM101 89H102V88H101ZM116 89H117V88H116ZM15 90H16V89H15ZM38 90H39V89H38ZM42 90H43V89H42ZM53 90H54V89H53ZM66 90H67V89H66ZM71 90H72V89H71ZM96 90H99V89H96ZM108 90H110V89H108ZM167 90H168V89H167ZM172 90H173V89H172ZM172 90H171V91H172ZM174 90H175V89H174ZM185 90H186V87H185ZM198 90H199V89H198ZM50 91H51V89H50ZM62 91H63V90H62ZM69 91H70V90H69ZM94 91H95V90H94ZM113 91H114V90H113ZM179 91H180V90H179ZM16 92H17V91H16ZM53 92H54V91H52V94H53ZM58 92H59V91H58ZM99 92H100V91H99ZM158 92H159V91H158ZM165 92H166V91H165ZM187 92H188V91H187ZM12 93H13V92H12ZM14 93H15V92H14ZM21 93H22V92H21ZM44 93H45V92H44ZM48 93H49V90H48ZM55 93H56V92H55ZM55 93H54V94H55ZM60 93H61V92H60ZM80 93H81V92H80ZM149 93H151V92H149ZM163 93H164V92H163ZM229 93H230V92H229ZM0 94H1V93H0ZM56 94H57V93H56ZM82 94H83V93H82ZM82 94H81V95H82ZM86 94H87V93H86ZM86 94H85V95H86ZM95 94H96V93H95ZM146 94L148 95V93H146ZM154 94H155V91H154ZM154 94H153V95H154ZM156 94H157V93H156ZM158 94H160V93H158ZM161 94H162V93H161ZM164 94H165V93H164ZM173 94H174V93H173ZM3 95H4V94H3ZM30 95H31V94H30ZM50 95H51V94H50ZM71 95H72V92H71ZM79 95H80V94H79ZM79 95L77 94V96H79ZM83 95H84V94H83ZM85 95H84V96H85ZM87 95H88V94H87ZM97 95H98V94H97ZM182 95H183V94H182ZM195 95H196V94H195ZM195 95H194V97H195ZM51 96L53 97L54 95H51ZM58 96H59V95H58ZM66 96H67V95H66ZM192 96H193V95H192ZM218 96H219V95H218ZM14 97H15V94H14ZM59 97H60V96H59ZM61 97H62V96H61ZM63 97H64V95H63ZM153 97H154V96H153ZM216 97H217V96H216ZM15 98H16V97H15ZM30 98H31V96H30ZM40 98H41V97H40ZM74 98H75V97H74ZM96 98H97V97H96ZM133 98H134V97H133ZM156 98H157V97H156ZM213 98H214V97H213ZM69 99H72V98L69 97ZM85 99H86V98H85ZM94 99H95V98H94ZM186 99H187V98H186ZM15 100H17V99H15ZM22 100H23V98H22ZM24 100H25V99H24ZM40 100H41V99H40ZM43 100H44V99H43ZM45 100H46V98H45ZM48 100H49V99H48ZM57 100H58V99H57ZM67 100H68V99H67ZM72 100L74 101V99H72ZM79 100H80V99H79ZM79 100H78V101H79ZM133 100H134V99H133ZM141 100H142V99H141ZM145 100H146V99H145ZM163 100H164V99H163ZM171 100H172V99H171ZM214 100H215V99H214ZM19 101H20V100H19ZM27 101H28V100H27ZM29 101H30V100H29ZM29 101H28V102H29ZM62 101H63V103H65V102H64L65 100H62ZM73 101L70 102V100H69V103H72ZM149 101H150V100H149ZM157 101H159V100H157ZM157 101H155V102H157ZM25 102H26V101H25ZM58 102H59V101H58ZM58 102H56V103H58ZM76 102H77V101H76ZM85 102H86V100H85ZM92 102H93V101H92ZM95 102H96V101H95ZM132 102H133V101H132ZM145 102H146V101H145ZM151 102H152V101H151ZM160 102H161V101H160ZM202 102H203V100H202ZM206 102H207V101H206ZM212 102H213V101H212ZM256 102H257V101H256ZM26 103H27V102H26ZM26 103H25V104H26ZM78 103H79V102H78ZM138 103H139V102H138ZM200 103H201V102H200ZM200 103H199V104H200ZM203 103H204V102H203ZM74 104H75V103H74ZM81 104H82V103H81ZM139 104H140V103H139ZM172 104H173V103H172ZM174 104H175V103H174ZM196 104H197V103H196ZM199 104H198V105H199ZM254 104H255V103H254ZM261 104H262V103H261ZM26 105H27V104H26ZM52 105H53V104H52ZM54 105H55V104H54ZM65 105H66V104H65ZM65 105H63V106H65ZM125 105H126V104H125ZM202 105H203V104H202ZM252 105H253V104H251V106H252ZM257 105H258V104H257ZM143 106H144V105H143ZM207 106H209V104H208ZM258 106H259V105H258ZM0 107H1V106H0ZM48 107H49V106H48ZM69 107H70V106H69ZM72 107H73V106H72ZM74 107H75V106H74ZM131 107H132V106H131ZM135 107H136V106H135ZM135 107H134V108H135ZM137 107H138V106H137ZM139 107H140V106H139ZM145 107H146V106H145ZM170 107H171V106H170ZM174 107H175V106H174ZM185 107H186V106H185ZM190 107H191V106H190ZM200 107H201V106H200ZM204 107H205V106H204ZM254 107H255V106H254ZM51 108H52V107H51ZM56 108H58V107H55L54 109H56ZM134 108H133V109H134ZM155 108H156V107H155ZM161 108H162V107H161ZM263 108H264V107H263ZM19 109H20V108H19ZM41 109H42V108H41ZM52 109H53V108H52ZM71 109H72V108H71ZM80 109H81V108H80ZM152 109H154V108H152ZM162 109H163V108H162ZM184 109L186 110V108H184ZM197 109H198V108H197ZM8 110H11V109H8ZM69 110H70V109H69ZM75 110H76V109H75ZM125 110H126V109H125ZM127 110H128V109H127ZM140 110H141V109H140ZM177 110H179V109H177ZM185 110H184V111H185ZM205 110H206V109H205ZM26 111H27V110H26ZM39 111H40V108H39ZM43 111H44V110H43ZM53 111H54V110H53ZM57 111H58V110H57ZM181 111H182V110H181ZM181 111H179V112L181 113ZM199 111H200V110H199ZM23 112H24V111H23ZM31 112H32V111H31ZM60 112H61V111H60ZM60 112H58V114H59ZM130 112H132V110H131ZM166 112H167V111H165V114H166ZM186 112H187V110H186ZM188 112H189V113H188ZM188 112H187L188 114H191V113H190V110H189ZM200 112H201V111H200ZM209 112H210V111H209ZM213 112H214V111H213ZM243 112H244V111H243ZM32 113H33V112H32ZM48 113H49V112H48ZM112 113H113V112H112ZM121 113H122V112H121ZM121 113H120V114H121ZM157 113H158V112H157ZM162 113H164V112L162 111ZM182 113H183V111H182ZM187 113H186V114H187ZM194 113H195V112H194ZM201 113H202V112H201ZM205 113H206V112H205ZM240 113H241V112H240ZM24 114H25V113H24ZM24 114H22V115H24ZM43 114H44V112H43ZM43 114H41V115H43ZM46 114H47V113H46ZM61 114H62V113H61ZM120 114H119V115H120ZM122 114H123V113H122ZM125 114H126V113H125ZM134 114H135V113H134ZM150 114H151V113H150ZM170 114H171V113H170ZM211 114H212V113H211ZM248 114H249V113H248ZM22 115H21V116H22ZM48 115H49V114H48ZM52 115H53V113H52ZM56 115H57V114H56ZM132 115H133V114H132ZM162 115H163V114H162ZM192 115H193V114H192ZM241 115H242V114H241ZM246 115H247V114H246ZM19 116H20V115H19ZM19 116H18V117H19ZM21 116H20V117H21ZM24 116H25V115H24ZM50 116H51V115H50ZM160 116H161V115H160ZM160 116H159V117H160ZM163 116H165V115H163ZM171 116H172V115H171ZM171 116H169V118H170ZM182 116H183V114H182ZM205 116H207V115H205ZM247 116H248V115H247ZM14 117H15V116H14ZM20 117H19V119H20ZM40 117H41V116H40ZM46 117H47V116H46ZM48 117H49V116H48ZM48 117H47V118H48ZM120 117H121V116H120ZM152 117H153V118H152L151 120L154 121L155 118H154V116H152ZM174 117H176V114H175ZM174 117H173V118H174ZM187 117H188V116H187ZM192 117H193V116H192ZM212 117H213V116H212ZM215 117H217V116H215ZM222 117H223V116H222ZM256 117H257V116H256ZM25 118H26V117H25ZM50 118H51V117H50ZM75 118H77V117H75ZM75 118H74V119H75ZM133 118H134V117H133ZM193 118H194V117H193ZM198 118H199V117H198ZM206 118H207V117H206ZM208 118H209V117H208ZM217 118H218V117H217ZM242 118H243V117H242ZM247 118H248V117H247ZM262 118H263V117H262ZM22 119H23V116H22ZM34 119H35V118H34ZM37 119H38V118H37ZM48 119H49V118H48ZM69 119H70V118H69ZM72 119H73V118H72ZM72 119H71V120H72ZM144 119H145V118H144ZM156 119H157V118H156ZM167 119H168V118H167ZM200 119H201V118H200ZM259 119H261V118H259ZM12 120H13V119H12ZM12 120H11V121H12ZM27 120H28V119H27ZM41 120H42V119H41ZM75 120H76V119H75ZM77 120H78V119H77ZM148 120H150V119H148ZM163 120H164V119H163ZM174 120H175V119H174ZM174 120H173V121H174ZM193 120H194V119H193ZM193 120H192V121H193ZM235 120H236V119H235ZM246 120H247V119H246ZM249 120H252V119H249ZM263 120H264V119H263ZM6 121H7V120H6ZM17 121H18V120H17ZM29 121L31 122V120H29ZM29 121H28V122H29ZM38 121H39V120H38ZM102 121H103V120H102ZM146 121H147V120H145L144 122H146ZM168 121H170V120H168ZM168 121H167V122H168ZM185 121H186V120H185ZM197 121H198V120H197ZM199 121H200V120H199ZM21 122H22V121H21ZM67 122H68V121H67ZM74 122H75V121H74ZM77 122H79V121H77ZM98 122H99V121H98ZM124 122H125V121H124ZM148 122H150V121H148ZM257 122H259V121H257ZM257 122H256V123H257ZM260 122H261V121H260ZM7 123H8V122H7ZM18 123H19V122H18ZM18 123H17L16 125H18ZM108 123H109V122H108ZM136 123H137V122H136ZM162 123H163V122H162ZM164 123H165V122H164ZM192 123H193V122H192ZM213 123H214V121H213ZM239 123H240V122H239ZM247 123H248V122H247ZM263 123H264V122H262V124H263ZM1 124H2V123H1ZM26 124H27V123H26ZM28 124H30V123H28ZM158 124H159V123H158ZM167 124H168V123H167ZM190 124H191V123H190ZM251 124H252V123H251ZM12 125H13V124H12ZM39 125H40V124H39ZM108 125H109V124H108ZM127 125H128V124H127ZM175 125H176V124H175ZM175 125H174V128H175ZM182 125H183V124H182ZM192 125H193V124H192ZM202 125H203V124H202ZM227 125H228V124H227ZM0 126H1V125H0ZM4 126H5V125H4ZM33 126H34V125H33ZM81 126H82V125H81ZM217 126H218V125H217ZM261 126H262V125H261ZM261 126H260V127H261ZM2 127H3V126H2ZM9 127H10V125H9ZM93 127H94V126H93ZM123 127H124V126H123ZM131 127H134V126L131 125ZM135 127H136V126H135ZM135 127H134V128H135ZM199 127H200V126H199ZM224 127H225V126H224ZM234 127H235V126H234ZM11 128H12V127H11ZM146 128H147V127H146ZM178 128H179V127H178ZM188 128H189V127H188ZM200 128H201V127H200ZM209 128H210V127H209ZM232 128H233V127H232ZM245 128H246V127H245ZM8 129H9V128H8ZM28 129H29V128H28ZM96 129H97V128H96ZM136 129H137V128H136ZM140 129H141V128H140ZM153 129H155V128H153ZM157 129H158V128H156V130H157ZM194 129H195V128H194ZM243 129H244V128H243ZM29 130H30V129H29ZM31 130H32V129H31ZM31 130H30V131H31ZM124 130H125V128H124ZM128 130H130V129H128ZM133 130H134V129H133ZM166 130H167V129H166ZM189 130H190V129H189ZM199 130H200V129H199ZM215 130H216V129H215ZM218 130H219V129H218ZM236 130H237V129H236ZM263 130H264V129H263ZM27 131H28V130H27ZM141 131H142V129H141ZM153 131H155V130H153ZM176 131H177V130H176ZM187 131H188V129H187ZM202 131H203V130H202ZM79 132H80V131H79ZM109 132H110V131H109ZM123 132H124V131H123ZM127 132H128V131H127ZM129 132H130V131H129ZM136 132H137V131H136ZM143 132H144V130H143ZM158 132H159V131H158ZM174 132H175V131H174ZM206 132H207V131H206ZM209 132H210V131H209ZM212 132H213V129H212ZM237 132H238V131H237ZM1 133L4 134L5 132H4V133L1 132ZM24 133H25V132H24ZM120 133H121V132H120ZM179 133H180V131H179ZM187 133H188V132H187ZM192 133H193V132H192ZM229 133H230V132H229ZM249 133H250V132H249ZM63 134H64V133H63ZM65 134H67V133L65 132ZM78 134H79V133H78ZM126 134H127V133H126ZM126 134H125V135H126ZM128 134H129V133H128ZM132 134H133V133H132ZM132 134H130V136H131ZM134 134H135V133H134ZM134 134H133V135H134ZM139 134H140V132H139ZM159 134H160V133H159ZM159 134L156 135V136H159ZM165 134H166V132H165ZM167 134H168V133H167ZM205 134H206V133H205ZM239 134H240V133H239ZM121 135H122V134H121ZM136 135H137V134H136ZM140 135H141V134H140ZM140 135H139V138H140ZM151 135H153V134H151ZM213 135H214V134H213ZM63 136H64V135H62V137H63ZM77 136H78V135H77ZM164 136H165V135H164ZM190 136H191V135H190ZM196 136H198V135H196ZM207 136H208V135H207ZM215 136H216V135H215ZM261 136H262V135H261ZM0 137H1V136H0ZM71 137H72V136H71ZM71 137H70V138H71ZM81 137H82V136H81ZM81 137H80V138H81ZM153 137H154V136H153ZM178 137H180V136H178ZM188 137H189V136H188ZM239 137H240V136H239ZM21 138H22V137H21ZM131 138H133V137L131 136ZM139 138H137V140H138ZM143 138H144V137H143ZM204 138H205V137H204ZM261 138H262V137H261ZM145 139H146V138H145ZM180 139H181V138H180ZM200 139H201V138H200ZM224 139H225V138H224ZM227 139H228V138H227ZM231 139H232V138H231ZM60 140H61V139H60ZM82 140H83V139H82ZM100 140H101V139H100ZM139 140H140V139H139ZM173 140H174V139H173ZM207 140H208V139H206V141H207ZM213 140H214V139H213ZM233 140H234V139H233ZM87 141H88V140H87ZM149 141H150V140H149ZM167 141H168V140H167ZM178 141H179V140H178ZM222 141H223V140H222ZM254 141H255V140H254ZM85 142H86V141H85ZM92 142H94V141H92ZM126 142H127V141H126ZM129 142H130V141H129ZM129 142H128V143H129ZM133 142H134V141H133ZM137 142H138V141H137ZM151 142H152V141H151ZM171 142H172V141H171ZM203 142H204V141H203ZM233 142H234V141H233ZM250 142H251V141H250ZM147 143H148V142H147ZM191 143H192V142H191ZM196 143H197V142H196ZM214 143H215V142H214ZM217 143H218V142H217ZM228 143H229V141H228ZM251 143H252V142H251ZM262 143H263V142H262ZM60 144H61V143H60ZM79 144H80V143H79ZM93 144H94V143H93ZM182 144H185V143H182ZM203 144H205V143H203ZM231 144H232V143H231ZM256 144H257V143H256ZM263 144H264V143H263ZM91 145H92V144H91ZM91 145H90V146H91ZM137 145H138V144H137ZM165 145H166V143H165ZM168 145H169V144H168ZM179 145H180V143H179ZM186 145H187V144H186ZM188 145H190V144H188ZM194 145H195V144H194ZM198 145H199V144H198ZM209 145H210V143H209ZM223 145H224V144H223ZM247 145H249V144L247 143ZM257 145H258V144H257ZM257 145H256V146H257ZM9 146H10V145H9ZM139 146H140V145H139ZM139 146H136V147L139 148ZM162 146H163V145H162ZM166 146H167V145H166ZM192 146H193V145H192ZM214 146H215V145H214ZM217 146H219V145H217ZM221 146H222V145H221ZM221 146H219V147H221ZM228 146H229V145H228ZM230 146H231V145H230ZM243 146H244V145H243ZM253 146H254V145H253ZM82 147H83V145H82ZM124 147H125V145H124ZM126 147H127V146H126ZM126 147H125V148H126ZM128 147H129V146H128ZM133 147H134V145H133ZM133 147H131V148L133 149ZM154 147H155V146H154ZM171 147H173V146H171ZM178 147H179V146H178ZM260 147H261V146H260ZM79 148H80V147H79ZM131 148H130V149H131ZM140 148H141V147H140ZM168 148H170V147H168ZM186 148H187V147H186ZM205 148H206V147H205ZM230 148H231V147H230ZM235 148H237V147H235ZM244 148H245V147H244ZM7 149H8V148H7ZM126 149H128V148H126ZM163 149H164V148H163ZM178 149H179V148H178ZM192 149H193V148H192ZM203 149H204V148H203ZM222 149H223V146H222ZM222 149H221V150H222ZM254 149H255V148H253V150H254ZM262 149H263V148H262ZM65 150H66V149H65ZM136 150H137V149H136ZM140 150H141V149H140ZM149 150H151V149H149ZM180 150H181V149H180ZM180 150H179V151H180ZM233 150H234V149H233ZM62 151H63V150H62ZM73 151H74V150H73ZM80 151H81V150H80ZM127 151H128V150H127ZM155 151H156V150H155ZM188 151L191 152V150H188ZM203 151H206V150H203ZM203 151H202V152H203ZM228 151H229V150H228ZM231 151H232V150H231ZM237 151H238V150H237ZM85 152H86V151H85ZM128 152H129V151H128ZM153 152H154V151H153ZM173 152H174V150H173ZM190 152H189V153H190ZM192 152H193V151H192ZM196 152H197V151H196ZM215 152H216V151H215ZM215 152H214V153H215ZM129 153H131V152H129ZM143 153H144V152H143ZM159 153H160V152H159ZM162 153H163V152H162ZM171 153H172V152H171ZM175 153H176V152H175ZM197 153H198V152H197ZM199 153H200V152H199ZM210 153H211V152H210ZM230 153H231V152H230ZM230 153H229V154H230ZM253 153H254V152H253ZM253 153H252V154H253ZM135 154H136V153H135ZM149 154H150V153H149ZM154 154H155V153H154ZM160 154H161V153H160ZM160 154H159V155H160ZM165 154H167V153H165ZM165 154H164V155H165ZM173 154H174V153H173ZM176 154H177V153H176ZM178 154H179V153H178ZM185 154H186V153H185ZM191 154H192V153H191ZM191 154H190V155H191ZM193 154H194V152H193ZM195 154H196V153H195ZM204 154H206V153H204ZM232 154H233V153H231V155H232ZM156 155H158V154H156ZM183 155H184V154H183ZM201 155H202V154H201ZM206 155H207V154H206ZM225 155H226V154H225ZM249 155H250V154H249ZM262 155H263V153H262ZM132 156H133V155H132ZM136 156H137V155H136ZM148 156H149V155H148ZM152 156H153V155H152ZM174 156H175V155H174ZM181 156H182V154H181ZM196 156H198V155L196 154ZM199 156H200V155H199ZM247 156H248V155H247ZM80 157H81V156H80ZM142 157H143V155H142ZM155 157H156V156H155ZM205 157H207V156H205ZM224 157H225V156H224ZM232 157H233V156H232ZM237 157H238V156H237ZM244 157H245V156H244ZM263 157H264V156H263ZM129 158H131V157H129ZM146 158H147V157H146ZM152 158H153V157H152ZM156 158H157V157H156ZM163 158H165V157H163ZM172 158H173V157H172ZM172 158H171V161H174V160H172ZM184 158H185V157H184ZM197 158H198V157H197ZM235 158H236V157H235ZM240 158H241V157H240ZM257 158H258V155H257ZM75 159H76V158H75ZM134 159H136V158H134ZM142 159H143V158H142ZM154 159H155V158H154ZM161 159H162V158H161ZM173 159H174V158H173ZM180 159H181V157H180ZM227 159H228V157H227ZM138 160H139V159H138ZM149 160H150V157H149ZM151 160H152V162L154 161L153 159H151ZM151 160H150V161H151ZM155 160H156V159H155ZM159 160H160V158H159ZM182 160H183V159H182ZM196 160H197V159H196ZM210 160H211V159H210ZM223 160H224V159H223ZM228 160H229V159H228ZM239 160H241V159H239ZM239 160H238V161H239ZM245 160H246V159H245ZM156 161H157V160H156ZM156 161H155V162H156ZM160 161H161V160H160ZM167 161H168V160H167ZM188 161H189V160H188ZM188 161H187V162H188ZM193 161H194V159H193ZM203 161H204V160H203ZM253 161H254V159H253ZM78 162H79V161H78ZM80 162H81V161H80ZM152 162H151V163H152ZM157 162H158V161H157ZM157 162H156V164L159 165V163H157ZM177 162H178V161H176L175 164H176ZM180 162H181V161H180ZM194 162H195V161H194ZM200 162H201V161H200ZM208 162H209V161H208ZM221 162H222V161H221ZM245 162H246V161H245ZM255 162H256V161H255ZM76 163H77V162H76ZM88 163H89V162H88ZM144 163H145V162H144ZM147 163H148V164H147ZM149 163H150V162H147V161H146L145 164L149 165ZM167 163H168V162H167ZM188 163H189V162H188ZM213 163H214V162H213ZM261 163H262V162H261ZM77 164H78V163H77ZM135 164H136V163H135ZM153 164H154V162L152 163V165H153ZM186 164H187V163H186ZM195 164H196V163H195ZM223 164H224V163H223ZM234 164H235V163H234ZM254 164H255V163H254ZM147 165H146V166H147ZM172 165H173V164H172ZM187 165H188V164H187ZM190 165H191V164H190ZM201 165H202V164H201ZM201 165H200V166H201ZM237 165H238V164H237ZM259 165H260V164H259ZM32 166H33V165H32ZM135 166H136V165H135ZM143 166H144V165H142V167H143ZM150 166H151V165H150ZM150 166H149V167H150ZM153 166H154V165H153ZM153 166H151V168H152ZM159 166H160V165H159ZM173 166H174V165H173ZM192 166H193V164H192ZM197 166H198V165H197ZM200 166H199V167H200ZM218 166H219V165H218ZM255 166H256V165H255ZM261 166H262V164H261ZM263 166H264V165H263ZM33 167H35V166H33ZM33 167H32V168H33ZM70 167H71V166H70ZM113 167H114V166H113ZM113 167H111V168H113ZM115 167H116V166H115ZM154 167H155V166H154ZM154 167H153V168H154ZM169 167H170V166H169ZM204 167H205V166H204ZM210 167H211V166H210ZM108 168H109V167H108ZM144 168H145V167H144ZM151 168H149V169H151ZM157 168H158V167H157ZM173 168H174V167H173ZM181 168H182V167H181ZM213 168H214V167H213ZM219 168H220V167H219ZM16 169H17V168H16ZM71 169H72V168H71ZM81 169H82V168H81ZM139 169H140V168H139ZM161 169H162V168H161ZM168 169H169V168H168ZM177 169H178V168H177ZM235 169H236V168H235ZM235 169H234V170H235ZM248 169H250V168H247V170H248ZM253 169H254V168H253ZM263 169H264V167H263ZM27 170H29V169H27ZM137 170H138V169H137ZM141 170L144 171L143 168H142ZM145 170H146V168H145ZM154 170H155V169H154ZM164 170H165V168H164ZM170 170H171V169H170ZM181 170H182V169H181ZM184 170H185V169H184ZM226 170H227V168H226ZM236 170H237V169H236ZM236 170H235V171H236ZM243 170H244V169H243ZM256 170H257V169H256ZM36 171H37V170H36ZM80 171H81V170H80ZM135 171H136V170H135ZM151 171H152V170H151ZM159 171H160V170H159ZM162 171H163V169H162ZM237 171H241V172L243 173L242 169H241V170H237ZM244 171H245V170H244ZM250 171H252V170H250ZM259 171L261 172L262 170L259 169ZM22 172H23V171H22ZM25 172H26V171H25ZM111 172H112V170H111ZM130 172H131V171H130ZM141 172H142V171H141ZM147 172H148V171H147ZM147 172H146V174H147ZM156 172H157V170H156ZM165 172H166V171H165ZM197 172H198V171H197ZM201 172H202V171H201ZM208 172H209V171H208ZM210 172H211V171H210ZM214 172H215V171H214ZM219 172H222V171H219ZM230 172H231V173H234L233 171H230ZM248 172H249V171H248ZM252 172H254V171H252ZM255 172H256V171H255ZM255 172H254V173H255ZM257 172H258V170H257ZM257 172H256V173H257ZM9 173H10V172H9ZM36 173H38V172H36ZM46 173H47V172H46ZM51 173H52V172H51ZM60 173H61V172H60ZM126 173H127V172H126ZM128 173H129V172H128ZM128 173H127V174H128ZM137 173H140V171L137 172ZM148 173H149V172H148ZM169 173H170V172H169ZM176 173H177V172H176ZM176 173H175V174H176ZM178 173H179V172H178ZM190 173H191V172H190ZM211 173H212V172H211ZM211 173H210V175H211ZM227 173H229V172H227ZM236 173H237V172H236ZM244 173H245V172H244ZM256 173L253 174V173L250 172L249 174L256 175ZM261 173H262V172H261ZM5 174H6V173H5ZM32 174H33V173H32ZM34 174H35V173H34ZM44 174H45V173H43V176H42V177H44ZM47 174H48V173H47ZM160 174H162V173H160ZM165 174H166V173H165ZM173 174H174V173L172 172L171 175H173ZM182 174H183V173H181V175H182ZM194 174H195V173H194ZM214 174H215V173H214ZM214 174H212V175H214ZM229 174H230V173H229ZM246 174H247V171H246ZM259 174H260V173H259ZM259 174H258V175H259ZM262 174H263V173H262ZM45 175H46V174H45ZM167 175H168V174H167ZM171 175H170V176H171ZM183 175H185V174H183ZM183 175H182L181 177H183ZM186 175H188V174H186ZM186 175H185V176H186ZM190 175H191V174H190ZM199 175H201L200 172H199ZM199 175H196V176H199ZM205 175H206V173H205ZM210 175L208 174L207 176H210ZM222 175L225 176V175H227V174H226V172H225V175H224V174H222ZM230 175L232 176L233 174H230ZM230 175H229V176H230ZM237 175H238V174H237ZM239 175H240V173H239ZM239 175H238V176H239ZM242 175H243V174H242ZM253 175H252V176H253ZM258 175H257V176H258ZM38 176H39V175H38ZM48 176H49V175H48ZM50 176H51V175H50ZM137 176H138V175H137ZM148 176H149V175H148ZM150 176H151V175H150ZM154 176H155V174H154ZM156 176H157V175H156ZM165 176H166V175H165ZM170 176L168 175V177H170ZM175 176H176V175H175ZM177 176H180V175H177ZM177 176H176V177H177ZM188 176H189V175H188ZM188 176H187V177H188ZM191 176H192V175H191ZM191 176H190V177H191ZM193 176H194V175H193ZM214 176H215V175H214ZM214 176H213V177H214ZM223 176H222V178H223ZM229 176L227 175V176H226V179H222L221 177H219V178H221L222 181H223V180H227V179H228L227 177H229ZM249 176H250V175H249ZM252 176H250L249 178H252ZM260 176H261V175H260ZM7 177H8V176H7ZM7 177H6V178H7ZM33 177H36V176L33 175ZM82 177H83V176H82ZM129 177H130V176H129ZM131 177H132V176H131ZM131 177H130V178H131ZM135 177H136V176H135ZM138 177H139V176H138ZM160 177H161V176H159V178H160ZM190 177H189V178H190ZM199 177H200V176H199ZM201 177H203V175H202ZM211 177H212V176H210V177H208V178L211 179ZM213 177H212V178H213ZM215 177H217V176H215ZM215 177H214V178H215ZM232 177H233V176H232ZM234 177H235V176H234ZM242 177H243V176H242ZM245 177H246V176H245ZM255 177H256V176H255ZM124 178H125V176H124ZM141 178H142V177H141ZM163 178H165V177L163 176ZM178 178H180V177H178ZM178 178H177V180H179ZM184 178H185V177H184ZM204 178H205V177H204ZM208 178H206V180H209ZM217 178H218V177H217ZM237 178H238V177H237ZM239 178H240V177H239ZM239 178H238V179H239ZM253 178H254V177H253ZM253 178H252V179H253ZM257 178L259 179V176H258ZM57 179H58V178H57ZM125 179H126V178H125ZM136 179H137V178H136ZM147 179H148V178H147ZM172 179H173V178H172ZM172 179H170V180H172ZM174 179H175V178H174ZM181 179H183V178H181ZM195 179H196V178H195ZM221 179H220V180H221ZM233 179H234V178H233ZM247 179H248V178L246 177V180H247ZM262 179H264L263 176H262V178H261V180H260V183H261V181L264 182V180H262ZM42 180H43V179H42ZM60 180H61V179H60ZM129 180H130V179H129ZM132 180H133V179H132ZM132 180H131V181H132ZM154 180H155V179H154ZM167 180H168V178H167ZM186 180H187V179H186ZM188 180H189V179H188ZM190 180H191V179H190ZM196 180H197V179H196ZM199 180H200V179H199ZM201 180H203V179H201ZM228 180H229V179H228ZM253 180H254V179H253ZM32 181H33V180H32ZM61 181H62V180H61ZM63 181H64V180H63ZM108 181H109V179H108ZM111 181H112V180H111ZM124 181H125V180H124ZM158 181H159V180H158ZM164 181H165V180H164ZM173 181H176V180H172V181H171L172 186H173V184H174ZM179 181H181V180H179ZM182 181L184 182L185 179L182 180ZM182 181H181V182H182ZM192 181H194L193 178H192ZM192 181H191V183H192ZM212 181H213V180H212ZM215 181H216V179H215ZM235 181H236V180H235ZM238 181H239V180H238ZM240 181H243V180H240ZM248 181L251 182V180H248ZM255 181H256V180H255ZM12 182H13V181H12ZM50 182H51V181H50ZM55 182H56V181H55ZM65 182H66V181H65ZM67 182H68V181H67ZM67 182H66V183H67ZM70 182H71V181H70ZM134 182H135V181H134ZM152 182H153V181H152ZM160 182H162V181H160ZM167 182H169V181H167ZM167 182H166V184H170V183H167ZM186 182H187V181H186ZM186 182H185V184H186ZM216 182H217V181H216ZM223 182H224V181H223ZM233 182H234V181H233ZM233 182H231V183L233 184ZM246 182H247V181H246ZM246 182H245V185L247 184ZM252 182H254V181H252ZM256 182H257V181H256ZM258 182H259V181H258ZM15 183H16V182H15ZM44 183H45V182H44ZM109 183H110V182H109ZM125 183H126V182H125ZM136 183H138V181H137ZM149 183H150V182H149ZM176 183H177V181H176ZM176 183H175V184H176ZM188 183L190 184L189 181H188ZM198 183H199V182H197V184H198ZM202 183H203V181H202ZM204 183H205V182H204ZM218 183H219V182H218ZM220 183H221V182H220ZM237 183H238V182H237ZM243 183H244V182H243ZM248 183H249V182H248ZM260 183H259V185H258L259 188H260ZM52 184H53V183H52ZM61 184H62V183H61ZM71 184H72V183H71ZM71 184H70V185H71ZM106 184H107V183H106ZM111 184H112V183H111ZM111 184H110V185H111ZM117 184H118V183H117ZM119 184H120V183H119ZM119 184H118V185H119ZM131 184H132V183H131ZM134 184H135V183H134ZM143 184H144V183H143ZM157 184H158V183H157ZM163 184H164V183H162V185H163ZM166 184H165L164 186H167V188H168V190H169V187H168V185H166ZM178 184H179V182H178ZM180 184H181V186H184V187H185L184 184H183V185H182V183H180ZM180 184H179V185H180ZM195 184H196V182H195ZM229 184H230V182H229ZM229 184H227V185H229ZM234 184H236V182H235ZM252 184H254V183H252ZM256 184H257V183H256ZM261 184H263V186H264V183H261ZM15 185H16V184H15ZM112 185H113V184H112ZM112 185H111V186H112ZM146 185H147V184H146ZM162 185H160L161 188L163 187ZM193 185H194V183H193ZM193 185L191 184V186H193ZM200 185H203V184H201V182H200ZM205 185H206V188H208V186H210L209 184H205ZM207 185H208V186H207ZM213 185H214V183H213ZM222 185L225 186V183H223ZM239 185H242V186H243V184H241V183H239ZM245 185H244V187H245ZM248 185L251 186V184H248ZM254 185H255V184H254ZM254 185H252V186H254ZM10 186H11V185H10ZM34 186H35V185H34ZM63 186H65V185H63ZM63 186H62V187H63ZM86 186H87V185H86ZM88 186H89V184H88ZM88 186H87V187H88ZM91 186H92V185H91ZM114 186H116V185L114 184ZM131 186H132V185H131ZM134 186H135V185H134ZM137 186H138V185H137ZM153 186H154V185H153ZM153 186H152V187H153ZM157 186H158V185H157ZM169 186H170V185H169ZM174 186H175V185H174ZM177 186H178V185H176V189H178V188L180 187V186H179V187L177 188ZM186 186H187V185H186ZM191 186L189 185V186H187V188H188V187L190 188ZM196 186H197V185H196ZM196 186H195V187H196ZM198 186H199V185H198ZM214 186H216V184H215ZM217 186H218V185H217ZM224 186H222V187H223V188H226V186H225V187H224ZM230 186H232V185L230 184ZM233 186H234V185H233ZM252 186L250 187V189L252 188ZM256 186H257V185H255V187H256ZM20 187H21V186H20ZM66 187H67V186H66ZM107 187H108V186H107ZM119 187H120V186H119ZM126 187H127V186H126ZM138 187H139V186H138ZM149 187H150V185H149L148 187H146V189H148ZM193 187H194V186H193ZM193 187H192V189H195V188H193ZM203 187H205V186H203ZM219 187H220V186H219ZM219 187H217V188H219ZM222 187H221V188H222ZM227 187H228V186H227ZM237 187H238V186H237ZM244 187H243V188H244ZM246 187H247V185H246ZM246 187H245V188H246ZM258 187H257V189H258ZM41 188H43V187H41ZM46 188H47V187H46ZM90 188H91V187H90ZM115 188H116V187H115ZM117 188H118V187H117ZM128 188H129V187H128ZM128 188H127V191H128ZM141 188H142V187H141ZM141 188L139 189V191L141 190ZM153 188H154V187H153ZM157 188H159V187H157ZM157 188H156V186H155V189H157ZM165 188H166V187H165ZM172 188H173V187H172ZM172 188H170V189H172ZM180 188L182 189V187H180ZM185 188H186V187H185ZM196 188H197V187H196ZM198 188H199V187H198ZM201 188H202V187H201ZM201 188H199V190H200ZM212 188H213V189H211V188H210V189L214 191L215 189H214L213 186H212ZM215 188H216V187H215ZM245 188H244V189H245ZM247 188H248V187H247ZM10 189H11V188H10ZM16 189H17V188H16ZM88 189H89V188H88ZM88 189H87V190H88ZM104 189L107 190L106 188H104ZM129 189H130V188H129ZM134 189H135V188H134ZM174 189H175V188H173V190H171V191H175ZM204 189H205V188H203V190H204ZM226 189H227V188H226ZM231 189H232V188H231ZM239 189H240V188H239ZM239 189H238V190H239ZM244 189H242V190H244ZM248 189H249V188H248ZM252 189H253V188H252ZM0 190H1V189H0ZM14 190H15V189H14ZM37 190H38V189H37ZM37 190H36V191H37ZM39 190H40V188H39ZM45 190H46V189H45ZM45 190H44V191H45ZM47 190H48V189H47ZM47 190H46V191H47ZM61 190H62V189H61ZM91 190H93V189H91ZM109 190H110V188H109ZM142 190H143V188H142ZM150 190H151V188L148 190V192H149ZM161 190H162V189H161ZM161 190H160V192L163 193V191H161ZM201 190H202V189H201ZM203 190H202V191H203ZM208 190H209V189H208ZM211 190H210V191H211ZM216 190H218V189H216ZM227 190H228V189H227ZM232 190H233V189H232ZM238 190H237V191H238ZM253 190H255V189H253ZM253 190H252V191H253ZM258 190L261 191L260 189H258ZM10 191H11V190H10ZM16 191H17V190H16ZM40 191H41V190H40ZM40 191H39V192H40ZM84 191H85V190H84ZM95 191H97V190H95ZM117 191H118V190H117ZM119 191H120V190H119ZM143 191H145V190H143ZM154 191L157 193V191L153 189V191L151 192V194H152ZM171 191H168V193L171 192ZM176 191H177V190H176ZM179 191H180V190H179ZM179 191H177V193H178ZM182 191H183V190H182ZM182 191H181V192H182ZM184 191H185V190H184ZM187 191H188V189H187ZM194 191H195V190H194ZM194 191H192V192L194 193ZM196 191H198V190L196 189ZM222 191L225 192L224 190H222ZM237 191H236V192H237ZM247 191H248V190H247ZM255 191H257V190H255ZM263 191H264V189H263ZM13 192H14V191H13ZM52 192H53V191H52ZM63 192H65V191H63ZM85 192H86V191H85ZM89 192H91V191H89ZM101 192H102V191H101ZM145 192H146V191H145ZM158 192H159V191H158ZM192 192H191V194H193ZM211 192H212V191H211ZM211 192H210V194H212ZM214 192H216V191H214ZM219 192H221V191H219ZM231 192H232V191H231ZM239 192L242 193L243 191H239ZM41 193H42V192H41ZM59 193H60V192H59ZM86 193H88V192H86ZM92 193H93V196H94V192H92ZM97 193H98V192H97ZM97 193H96V195H97ZM125 193H128V192H125ZM143 193H144V192H143ZM143 193H142V191H141V195L139 194V195H140L139 197H142V194H143ZM146 193H147V192H146ZM164 193H165L166 195H168L165 191H164ZM173 193H174V192H173ZM177 193H175V194H177ZM185 193H186V192H185ZM188 193H190V191H189ZM199 193H200V192H199ZM199 193H196V194H199ZM201 193H205V191H204V192H201ZM216 193H217V192H216ZM221 193H222V192H221ZM225 193H226V192H225ZM232 193H233V192H232ZM237 193H238V192H237ZM253 193L255 194V192H253ZM256 193H257V192H256ZM259 193H260V192H259ZM42 194H43V193H42ZM42 194H41V195H42ZM53 194H54V193H53ZM98 194H99V193H98ZM103 194H104V193H103ZM149 194H150V192H149ZM151 194H150V195H151ZM158 194H159V193H158ZM158 194H155V193H154L153 196H156V195H158ZM160 194H161V193H160ZM179 194H180V192H179ZM205 194H206V193H205ZM205 194H203V195H205ZM227 194H228V193H227ZM229 194H230V189H229ZM229 194H228V195H229ZM242 194H244V193H242ZM249 194H252V193L249 192ZM249 194H248V195H249ZM261 194H263L262 191H261ZM13 195H15V194H13ZM19 195H20V194H19ZM26 195H27V194H26ZM33 195H34V194H33ZM37 195H38V194H37ZM45 195H46V193H45ZM49 195H50V194H49ZM61 195H62V194H61ZM85 195H86V194H85ZM85 195H84V196H85ZM90 195H91V194H90ZM113 195H114V194H113ZM126 195H127V194H126ZM162 195H163V194H162ZM169 195H171V194H169ZM177 195H178V194H177ZM177 195H176V197H177ZM184 195H185V194H184ZM184 195L182 194V196H180V197H183ZM201 195H202V194H201ZM218 195H220V194H218ZM225 195H226V194H225ZM235 195H236V193H235ZM235 195L233 194V196H235ZM237 195H238V194H237ZM259 195H260V194H259ZM34 196H35V195H34ZM56 196H57V194H55V197H56ZM79 196H80V195H79ZM87 196H88V194H87ZM115 196H116V195H115ZM137 196H138V195H137ZM159 196H160V195H159ZM178 196H179V195H178ZM186 196H187V194H186ZM186 196H185V197H186ZM188 196H189V195H188ZM188 196H187V198H188ZM191 196H192V195H191ZM208 196H209V197H208ZM208 196H207V197H208L207 200L210 198L209 193H208ZM211 196H212V195H211ZM214 196H215V194H214ZM216 196H217V195H216ZM220 196H221V195H220ZM222 196H223V198L225 197L223 194H222ZM233 196H231V197H233ZM240 196H241V195H240ZM240 196H239V197H240ZM250 196H251V195H250ZM253 196H254V195L252 194V197H253ZM256 196L258 197V193L256 194ZM256 196H255V197H256ZM262 196H264V194H263ZM55 197H54V198H55ZM57 197H58V196H57ZM61 197H62V196H61ZM76 197H77V196H76ZM80 197H81V196H80ZM117 197H118V196H117ZM143 197H144V196H143ZM143 197H142V198H143ZM145 197H146V196H145ZM161 197H162V196H161ZM163 197H165V195H164ZM167 197H168V196H167ZM167 197H166V199H167ZM176 197L174 196V198H176ZM192 197H193V196H192ZM200 197H201V196H200ZM200 197H199V198H200ZM205 197H206V196H204V199H206ZM212 197H213V196H212ZM212 197H211V198H212ZM235 197H236V196H235ZM241 197H242V196H241ZM259 197H261V196H259ZM1 198H3V197H1ZM27 198H28V196H27ZM40 198H41V197H40ZM44 198H45V197H44ZM73 198H74V197H73ZM84 198H85V197H84ZM89 198H90V196H89ZM93 198H94V197H93ZM104 198H105V197H104ZM113 198H114V197H113ZM123 198H124V195H123ZM127 198H129V197H127ZM131 198H132V197H131ZM148 198H150V197H148ZM148 198H147V199H148ZM157 198H158V197H157ZM171 198H172V197H171ZM171 198H170V199H171ZM187 198H186V200H187ZM199 198H198V199H199ZM202 198H203V197H202ZM213 198H214V197H213ZM217 198H218V197H217ZM217 198L215 197V199H217ZM229 198H230V196H229ZM242 198H244V197H242ZM246 198H247V197H246ZM248 198H249V197H248ZM6 199H7V198H6ZM11 199H12V198H11ZM30 199H31V198H30ZM50 199H51V198H50ZM94 199H95V198H94ZM94 199H92V200L95 201ZM108 199H109V198H108ZM118 199H119V197H118ZM120 199H121V198H120ZM124 199H125V198H124ZM159 199H160V198H159ZM159 199H158V200H159ZM179 199H180V198H179ZM181 199H182V198H181ZM181 199H180V200H181ZM184 199H185V198H184ZM193 199H194V198H193ZM193 199H192V200H193ZM196 199H197V197H196ZM220 199L222 200L221 197H220ZM232 199L234 200V198H232ZM236 199H237L236 201H239L238 198H236ZM250 199L256 200L257 198L255 199V198H251V197H250ZM259 199H260V198H259ZM8 200H9V199H8ZM21 200H22V199H21ZM24 200H25V199H24ZM27 200H28V199H27ZM31 200H32V199H31ZM45 200H46V199H45ZM48 200H49V198H48ZM74 200H75V199H74ZM77 200H79V199H77ZM98 200H99V199H98ZM106 200H107V199H106ZM112 200H113V199H112ZM116 200H117V199H116ZM130 200H131V199H130ZM144 200H145V199H144ZM148 200H149V199H148ZM148 200H146L147 203H148ZM151 200H152V199H151ZM177 200H178V199H177ZM186 200H185V201H186ZM189 200H191V197H190ZM189 200H188V201H189ZM210 200H211V199H209V201H210ZM218 200H219V199H217V201H218ZM221 200H220L219 202H221ZM233 200H232V201H233ZM240 200H241V199H240ZM248 200H249V199H248ZM2 201H3V200H2ZM9 201H11V200H9ZM39 201H40V200H39ZM62 201H63V200H62ZM68 201H69V200H68ZM70 201H71V200H70ZM80 201H81V200H80ZM80 201H79V202H80ZM83 201H84V200H83ZM83 201H82V202H83ZM90 201H91V198H90ZM93 201H91V202L87 201V202L92 203V204H91V206H92L93 203H94ZM102 201H103V199L101 200V203H102ZM156 201H157V200H156ZM164 201H166V200H164ZM199 201H200V200H199ZM199 201H197V204L199 203ZM205 201H206V200H205ZM229 201H230V203L235 204V203H234L235 201H234V202H231V200H229ZM245 201H247V200H245ZM259 201H262V199H261V200H258V202H259ZM3 202H4V201H3ZM18 202H19V201H18ZM18 202H17V203H18ZM22 202H24V201H22ZM27 202H29V201H27ZM30 202H31V201H30ZM42 202H44V201L42 200ZM50 202L52 203L53 201H49V203H50ZM64 202H66V201H64ZM64 202H61V204L63 203V205H65ZM74 202H75V201H74ZM76 202H77V201H76ZM104 202H105V201H104ZM113 202H114V201H113ZM115 202L117 203V201H115ZM126 202H127V201H126ZM134 202H135V201H134ZM136 202H137V200H136ZM136 202H135V204H136ZM138 202H139V201H138ZM140 202H141V201H140ZM140 202H139V203H140ZM143 202H144V201H143ZM143 202H142V203H143ZM149 202H150V201H149ZM178 202H179V204L182 203V201H178ZM186 202H187V201H186ZM186 202H185V203H186ZM189 202H190V201H189ZM223 202H224V199H223ZM223 202H221V203H222V207H224L223 205H224L225 202L228 203L226 198H225V202H224V203H223ZM240 202H243V201H240ZM253 202H254V201H253ZM11 203H12V201H11ZM11 203H10V204H11ZM13 203H14V202H13ZM17 203H16V204H17ZM40 203H41V202H39V205H40ZM44 203H45V202H44ZM49 203H48V204H49ZM58 203H59V202H58ZM58 203H55V204H58ZM68 203H69V202H68ZM70 203H71V202H70ZM72 203H73V200H72ZM83 203H84V202H83ZM85 203H86V201H85ZM85 203H84V204H85ZM97 203L100 204V201H99V202L97 201ZM107 203H109V202H107ZM111 203H112V201H111ZM128 203H130V202H128ZM132 203H133V201H132ZM166 203L169 204V202H166ZM171 203H172V202H171ZM185 203L182 204L183 207H185V206H184ZM191 203H192V201H191ZM201 203H203V202L201 201ZM212 203H213V202H212ZM212 203H211L210 205H212ZM214 203H215V202H214ZM214 203H213V204H214ZM230 203H229V204H226L227 206H226V205H225V206H226V207H228V205L231 206ZM238 203H239V202H238ZM238 203H237V204H238ZM243 203H244V202H243ZM243 203H241V204H243ZM251 203H252V202H251ZM251 203L248 202V203H246V204L244 203L243 205H244V206H245V205L247 206V204L249 205V204H251ZM254 203H255V202H254ZM259 203H261V202H259ZM48 204H45V205L49 206ZM59 204H60V203H59ZM59 204H58V206H59ZM61 204H60V205H61ZM66 204H67V203H66ZM74 204H75V203H74ZM81 204H82V203H80V205H81ZM95 204H96V203H95ZM99 204H98V207H101V205L99 206ZM104 204H105V203H104ZM117 204H120V203H117ZM133 204H134V203H133ZM149 204H150V203H149ZM154 204H156V203H154ZM176 204H178L177 201H176ZM179 204H178V206H180ZM189 204H190V203H189ZM192 204L196 206V204H194V203H192ZM263 204H264V201H263ZM4 205H5V204H4ZM39 205H38V206H39ZM50 205H51V204H50ZM70 205H72V204H70ZM77 205H78V204L76 203V206H77ZM88 205H90V204H88ZM88 205H87V203H86V206H88ZM96 205H97V204H96ZM96 205H95V208H96ZM102 205H103V203H102ZM122 205L124 206V203L122 204V202H121V206H122ZM126 205H127V208H130V207L132 206V205H130V204H126ZM128 205H130V207H128ZM137 205H138V203H137L134 207H136ZM139 205H140V204H139ZM151 205H152V202H151ZM160 205L163 206L164 204H160ZM160 205H159V206H160ZM165 205H167V204H165ZM169 205H170V204H169ZM182 205H181V206H182ZM190 205H191V204H190ZM190 205H189V206H190ZM199 205H202V204L199 203ZM203 205H204V203H203ZM203 205H202V206H203ZM215 205H217V204H215ZM1 206H2V205H1ZM6 206H7V205H6ZM8 206H9V205H8ZM12 206H13V205H12ZM51 206H52V205H51ZM51 206H49V207H51ZM54 206H55V205H54ZM76 206H75V207H76ZM82 206H84V205H82ZM110 206H111V205H110ZM113 206H114V204L112 203V206H111V207H113ZM117 206H118V205H117ZM123 206H122V207H123ZM144 206H145V205H144ZM153 206H154V205H153ZM155 206H156V205H155ZM157 206H158V205H157ZM167 206H168V205H167ZM181 206H180L179 209H182ZM205 206H207V208L210 207L209 205H205ZM218 206L221 207L220 203L217 205V207H218ZM234 206H235V205H234ZM234 206H233V207H234ZM244 206H243V207H244ZM249 206H251V209H252L254 205L251 204V205H249ZM262 206H264V205H262ZM262 206H260V208H261ZM10 207H11V205H10ZM25 207H28V206H25ZM30 207H31V205H30ZM34 207H35V205H34ZM43 207H44V206H43ZM52 207H53V206H52ZM59 207H60V206H59ZM106 207H107V208L109 207L108 204L105 206V208H106ZM111 207H109V209H110ZM114 207H115V206H114ZM122 207H121V208H122ZM125 207H126V206H125ZM173 207H177V205H176V206L173 205ZM190 207H191V206H190ZM190 207H189V209H190ZM198 207H199V206H198ZM231 207H232V206H231ZM235 207H236V206H235ZM240 207H242V205H240ZM240 207H239V208H240ZM254 207H255V206H254ZM258 207H259V206H258ZM4 208L6 209V207H4ZM12 208H13V207H12ZM32 208H33V207H32ZM32 208H31V209H32ZM41 208H42V207H41ZM64 208H65V207H64ZM64 208H63V209H64ZM81 208H82V207H81ZM81 208H80V210H81ZM121 208H120V209H121ZM123 208H124V207H123ZM137 208H138V207H137ZM137 208H136V209H137ZM166 208H168V207H166ZM166 208H165V209H166ZM169 208H170V207H169ZM169 208H168V209H169ZM177 208H178V207H177ZM187 208H188V207L186 206V209H187ZM193 208H194V207L192 206V209H193ZM199 208H200V207H199ZM207 208H206V209H207ZM246 208H247V207H245L244 209L246 210ZM16 209H17V207H16ZM22 209H23V208H22ZM33 209H35V208H33ZM50 209H51V208H50ZM59 209H60V208H59ZM67 209H68V208H67ZM67 209L65 208L64 211H66ZM70 209H71V208H70ZM84 209H86L85 206L83 207V210H82V211H84ZM93 209H94V207H93ZM96 209H100V208H96ZM96 209H95V210H96ZM103 209H104V208H103ZM113 209H114V208H113ZM117 209H118V207H117ZM155 209H156V208H155ZM162 209H164V208H162ZM171 209H173V208L171 207ZM179 209H178V210H179ZM183 209H184V208H183ZM183 209L180 210V211L182 212ZM186 209H184V210H186ZM189 209H187V212H188ZM195 209H196V208H195ZM214 209H215V208H214ZM214 209H213V210H214ZM216 209H217V208H216ZM218 209H220V208H218ZM221 209H222V212L225 211V210H223V208H221ZM227 209L230 210V211H232L233 208H232V209H231V208H230V209L227 208ZM234 209H235V208H234ZM236 209H237V208H236ZM240 209H241V208H240ZM240 209H237V211H239ZM253 209L255 210L256 208H253ZM257 209H259V208H257ZM263 209H264V208H263ZM52 210H53V209H51L50 212H52ZM55 210H58V208H57V209H54V211H55ZM86 210H87V209H86ZM86 210H85L84 212H86ZM90 210H91V207H90ZM90 210H88V211H90ZM100 210H101V209H100ZM107 210H108V209H107ZM123 210H124V209H122V211H123ZM128 210H129V209H128ZM128 210L126 209V211H128ZM131 210H134V209H131ZM193 210H194V209H193ZM197 210H199V209H197ZM201 210H202V207H201ZM201 210H199L200 213H201ZM208 210H211V209L208 208ZM208 210H207V211H208ZM213 210H211V211L214 212ZM241 210H243V208H242ZM241 210H240V211H241ZM248 210H249V209H248ZM26 211H27V210H26ZM28 211H29V210H28ZM43 211H44V210H43ZM43 211H42V212H43ZM46 211H48V209H47ZM58 211H61V210H58ZM77 211H78V210H77ZM77 211H76V213H77ZM88 211H87V213H89ZM98 211H99V210H98ZM101 211H102V210H101ZM104 211H106V210H104ZM108 211H110V210H108ZM147 211H148V209H147ZM170 211H171V210H170ZM202 211H203V210H202ZM205 211H206V210H205ZM205 211H204V212H205ZM207 211H206V212H207ZM211 211H210V213H211ZM216 211L220 214L219 210H216ZM216 211H215V212H216ZM235 211H236V210H235ZM237 211H236V212H237ZM246 211H247V210H246ZM246 211H243V212H246ZM249 211H250V210H249ZM7 212H8V210H7ZM14 212H15V211H14ZM36 212H38V211H36ZM55 212H57V211H55ZM62 212H63V211H62ZM70 212L72 213L73 210H72V211L70 210ZM74 212H75V211H74ZM90 212H91V211H90ZM93 212H95V211L93 210ZM93 212H92V213H93ZM112 212L115 213L114 210L111 211V213H112ZM124 212H125V211H124ZM141 212H142V211H141ZM168 212H169V210H168ZM168 212H167V213H168ZM176 212H177V211H176ZM183 212H184V211H183ZM190 212H192V211H190ZM197 212H198V211H195L196 215L199 213V212H198V213H197ZM206 212H205V213H206ZM225 212H227V211H225ZM241 212H242V211H241ZM251 212H253V211L251 210ZM251 212H249V213H251ZM254 212H256L255 214L257 215V212H258V211H254ZM3 213H4V212H3ZM3 213H2V214H3ZM27 213H28V212H27ZM44 213H45V212H43V214H44ZM46 213H47V212H46ZM46 213H45V214H46ZM57 213H58V215H59L60 212H57ZM76 213H75V214H76ZM80 213H81V211H80ZM87 213H86V214H87ZM100 213H101V212H100ZM100 213H99V214H100ZM102 213H103V212H102ZM107 213H108V212H107ZM107 213H106V215H107ZM111 213H109L108 216H110ZM113 213H112L111 215H113ZM117 213H119V212L117 211ZM121 213H122V212H120L119 214H121ZM132 213H133V211H132ZM161 213H162V210H161ZM169 213H170V212H169ZM169 213H168V214H169ZM172 213H174V211H173ZM193 213H194V212H193ZM218 213H215V214L219 215ZM229 213H231V212H229ZM237 213H238V212H237ZM246 213H247V212H246ZM258 213H259V212H258ZM0 214H1V213H0ZM13 214H14V213H13ZM19 214H20V213H19ZM21 214H22V213H21ZM43 214H42V215H43ZM52 214H53V213H52ZM61 214H62V216H63V213H61ZM61 214H60V215H61ZM78 214H79V213H77V215H78ZM93 214H94V213H93ZM95 214H98V213H95ZM99 214H98V215H99ZM128 214H129V215H128V219H129V216H132V215H130V212H128ZM146 214H148V213H146ZM146 214H144V215H146ZM156 214H157V213H156ZM159 214H160V213H159ZM165 214H166V213H164L163 215H165ZM168 214H167V215H168ZM184 214H185V213H184ZM201 214H202V213H201ZM203 214H204V213H203ZM215 214L213 215V216H215V217L212 216V218H213L212 220H213V221H214V218H218V217H220V215H219L218 217H216L217 215H215ZM223 214H224V213H223ZM247 214H248V213H247ZM247 214H246V216H247ZM252 214H254V213H251V215H252ZM259 214H260V213H259ZM259 214H258V215H259ZM15 215H16V214H15ZM31 215H32V214H31ZM36 215H37V214H36ZM48 215L50 216V214H48ZM48 215H46V216H48ZM58 215H57V216H58ZM68 215H69V214H68ZM68 215L66 214L65 216H68ZM70 215H71V214H70ZM70 215H69L68 217H69V218H72ZM72 215H74V214H72ZM82 215H84L83 212H82L81 215H79V216H81L80 218H84V219L86 220V217H85V216L82 217ZM88 215H90V213H89ZM88 215H86V216H88ZM102 215H103V216H102V217H103V220H105L104 218H105L106 216H105L104 214H102ZM116 215H117V214H116ZM116 215H115V216H116ZM121 215H122V214H121ZM121 215H120V219H121V217H123V215H122V216H121ZM124 215H125V217H126V213H124ZM144 215H143V218H142L143 220H144V218L146 217V216L144 217ZM152 215H153V214H152ZM167 215H166V216H167ZM172 215H173V217L175 216L174 214H172ZM180 215H182V219H183V218H184L183 213H182V214H179V215H176V216H180ZM187 215H188V214H186V216H187ZM198 215H199V214H198ZM198 215H197V216H198ZM204 215H205V214H204ZM225 215H227V214H225ZM228 215H229V214H228ZM256 215H253V216L255 217ZM0 216H1V215H0ZM34 216H35V215H34ZM49 216H48V217H49ZM52 216H53V215H52ZM65 216H64V217H65ZM74 216H76V215H74ZM74 216H73L72 219H74ZM94 216H95V215H94ZM104 216H105V217H104ZM118 216H119V215H118ZM158 216H159V215H158ZM190 216H192V215H190ZM193 216H194V215H193ZM193 216H192V217H193ZM201 216H202V215H201ZM223 216H224V215H223ZM236 216H239V215L237 214ZM242 216H243V215H242ZM7 217H8V216H7ZM37 217H38V216H37ZM42 217H44V215H43ZM60 217H61V216H60ZM89 217L91 218V216H89ZM89 217H88V218H89ZM98 217H101V216L99 215ZM113 217H114V216H113ZM113 217H112V218H113ZM116 217H117V216H116ZM125 217L122 218L124 221H125ZM135 217H136V216H135ZM141 217H142V216H141ZM141 217H140V220H141ZM147 217H148V216H147ZM147 217H146V218H147ZM169 217L171 218V214H170ZM187 217H188V216H187ZM207 217H208V216H206L205 218H207ZM221 217H222V216H221ZM221 217H220V220L222 219ZM227 217H228V216H227ZM232 217H233V215H232ZM247 217H248V216H247ZM249 217H250V215H249ZM262 217H263V215H262ZM16 218H17V217H16ZM18 218H19V217H18ZM25 218H26V217H25ZM28 218H29V217H28ZM31 218H32V217H31ZM45 218H47V217H45ZM49 218H50V220H53V219H51V216H50ZM75 218H77V217H75ZM80 218H77V220L80 219ZM92 218H94V217H92ZM112 218H111V219H112ZM126 218H127V217H126ZM131 218H134V217H131ZM137 218H139V216H137ZM155 218H158V217H155ZM155 218H153V219H155ZM160 218H161V217H160ZM167 218H168V216H167ZM174 218H175V217H174ZM177 218H178V217H177ZM185 218H186V217H185ZM185 218H184V220H185ZM194 218H195V217H194ZM196 218H197V217H196ZM199 218H200V217H199ZM201 218H202V217H201ZM205 218H204V216H203V219H205ZM0 219H1V218H0ZM2 219H3V218H2ZM7 219H9V218H7ZM21 219H22V217H21ZM29 219H30V218H29ZM35 219H36V218H35ZM35 219H34V221H35ZM37 219H38V218H37ZM40 219H41V218H40ZM40 219H39V220H40ZM84 219H80V222H81L82 224H83L82 220H84ZM96 219H97V218H96ZM96 219L94 218V220H96ZM115 219H116L115 217L112 219V220H114V222H116V224H117V226H116V224L114 223V224H115V225H114L115 227H119V226H118L119 224L124 223V222H117ZM118 219H119V218H117V220H118ZM151 219H152V218H151ZM165 219H166V218H164V220H165ZM179 219H180V218H179ZM186 219H188V218H186ZM189 219H191V217H190ZM189 219H188V220H189ZM209 219H211V218L209 217ZM209 219H208V220L205 219V220H206V221H210ZM224 219H226V217H224ZM224 219L222 220V222L224 221ZM228 219H229V218H228ZM228 219H227V220H228ZM239 219H240V218H239ZM244 219H246L245 216H244ZM248 219H250V218H248ZM255 219H259V218H256V217H255ZM263 219H264V218H263ZM19 220H20V219H19ZM48 220H49V219H48ZM50 220H49V221H50ZM57 220H58L57 222H58V224H59V220H60V218H57ZM63 220H64V218H63ZM67 220H68V222H69V219H67ZM89 220H91V219H89ZM98 220H101V219L99 218ZM123 220H122V221H123ZM156 220H157V219H156ZM156 220H155V221H156ZM160 220L162 221V219H160ZM167 220H168V219H167ZM173 220H174V219H172V221H173ZM175 220H176V219H175ZM175 220H174V223H175ZM216 220L219 221V218L216 219ZM216 220H215V221H216ZM227 220H225L224 222H226ZM229 220H230V219H229ZM232 220H233V219H232ZM232 220H231V223L234 224V221L232 222ZM236 220H238V219H236ZM250 220H251V219H250ZM252 220H253V218H252ZM252 220H251V221H252ZM6 221H7V220H6ZM16 221H17V219H16ZM20 221H22V220H20ZM24 221H25V220H24ZM49 221H48L47 223H51V221H50V222H49ZM70 221H71V219H70ZM86 221L88 222V219H87ZM86 221L84 222V224H85V223L87 224ZM101 221H102V220H101ZM106 221H107V220H106ZM109 221H110V224H112L111 220H109ZM118 221H119V220H118ZM129 221H130L131 223L134 222V221H132V220H129ZM129 221H128V223L125 222L126 224H128V226L130 225ZM138 221H139V220H138ZM138 221H137L136 223H138V225H139V222H140V221H139V222H138ZM141 221H142V220H141ZM149 221H153V220H149ZM168 221H170V219H169ZM172 221H171V222H172ZM180 221H182V220H180ZM190 221H191V220H190ZM199 221H203V220H200V219H199ZM199 221H198V222H199ZM218 221H217L216 223H218ZM241 221H242V220H241ZM243 221H245V220H243ZM251 221H250V223H252ZM8 222H9V221H8ZM13 222L15 223V219H14ZM22 222H23V221H22ZM22 222H21V223H22ZM30 222H31V221H30ZM44 222H45V221H44ZM60 222L63 223V222H66V221L64 220V221L62 222V221L60 220ZM71 222H72V221H71ZM73 222H75V221L73 220ZM73 222H72V223H73ZM91 222H93V220H91ZM91 222H90V223H91ZM96 222H97V221H96ZM96 222L94 221L93 223H96ZM107 222H108V221H107ZM107 222H106V223H107ZM144 222H147V220L144 221ZM157 222H158V220H157ZM157 222H156V223H157ZM182 222H183V221H182ZM185 222H186V221H185ZM193 222H194V220H193ZM203 222H205V221H203ZM224 222H223V223H224ZM236 222H237V221H236ZM238 222H239V221H238ZM17 223H18V222H17ZM19 223H20V222H19ZM21 223L19 224V228H20V225H22ZM23 223L26 225L25 222H23ZM28 223H29V222H28ZM76 223H77V222H76ZM88 223H89V222H88ZM98 223H101V222H97V226H98ZM102 223H103V221H102ZM118 223H119V224H118ZM147 223H148V225L150 226L151 223H150V222H147ZM158 223H160V221H159ZM162 223L164 224V222H162ZM167 223H168V222H166L165 224H167ZM174 223H173V226H174ZM178 223L180 224V222H178ZM188 223H189V222L186 223V226H187ZM190 223H191V222H190ZM219 223H220V222H219ZM231 223H230V225H231ZM239 223H241V222H239ZM242 223H243V222H242ZM246 223H247V221H246ZM248 223H249V222H248ZM10 224H11V223H10ZM36 224H38V223H36ZM39 224H40V223H39ZM45 224H46V222H45ZM55 224H57V223H55ZM58 224H57L56 226H58ZM69 224H71V223H69ZM69 224H67V225H69ZM78 224H79V226L81 225L80 223H78ZM78 224H76V225H78ZM103 224H105V223H103ZM103 224H102V226L104 227ZM126 224H124V225H126ZM134 224H135V222L133 223V225H134ZM165 224H164L163 226H165ZM183 224H184V223H183ZM191 224H192V223H191ZM191 224H190V225H191ZM194 224H196V222L193 223V225H194ZM199 224H202V223L200 222ZM205 224H206V223H205ZM205 224H204V225H205ZM209 224L211 225V223H209ZM209 224H208V225H209ZM213 224H214V227H215L216 225H218V224L215 225V222H212V226H213ZM221 224H222V223H221ZM225 224L227 225V222H226ZM235 224H236V223H235ZM252 224H253V223H252ZM252 224H249V227H250V225H252ZM261 224H262V223H261ZM14 225H15V224H14ZM14 225H11V227L13 228ZM17 225H18V224H17ZM17 225H16V227H17ZM25 225H24V226L22 225L21 227L23 228V227H25ZM49 225H50V224H49ZM49 225H48V226H49ZM60 225H61V224H59V226H58V227H61L59 230H61V229L63 228V227H62L63 225H61V226H60ZM64 225H65V224H64ZM72 225H74V224H72ZM76 225L73 226V230H72V231L78 229V228H76V227H77ZM88 225H89V224H88ZM99 225H100V224H99ZM108 225H109V223H108ZM112 225H113V224H112ZM112 225H110L109 228H111V229L113 228V231H114L115 228H114ZM131 225H132V224H131ZM131 225H130V227L133 229V227H132ZM142 225H143V224H142ZM154 225H155V224H154ZM156 225H157V224H156ZM156 225H155V226H156ZM158 225H159V224H158ZM158 225H157V227H158ZM181 225H182V224H181ZM190 225H189V227H190ZM197 225H198V223L196 224V227H197ZM202 225H203V224H202ZM238 225H239V224H238ZM244 225H245V224H244ZM253 225H255V224H253ZM257 225H258V226H257ZM259 225H260V224H256V226H257L258 228H259ZM263 225H264V223H263ZM35 226H36V225H35ZM69 226H71V225H69ZM69 226H68V227H69ZM79 226H78V227H79ZM84 226H86V225H84ZM92 226L94 227L93 224H92ZM100 226H101V225H100ZM100 226H99V227H100ZM111 226H112V227H111ZM128 226L126 225V227H128ZM143 226H144V225H143ZM149 226H147V227L149 228ZM161 226H162V225H161ZM163 226H162L161 228H163ZM166 226H169V225H166ZM170 226H171V223H170ZM176 226H177V225H176ZM176 226H175L174 228L178 229V227H176ZM179 226H180V225H179ZM184 226H185V225H184ZM186 226H185V227H186ZM199 226H201V225H199ZM206 226H207V224H206ZM212 226H209V227H212ZM227 226H229V225H227ZM233 226H234V225H233ZM32 227H33V226H32ZM46 227H47V226H46ZM54 227H55V226H54ZM58 227H57V228H58ZM64 227H67V226L65 225ZM71 227H72V226H71ZM71 227H70V228H71ZM74 227H75L76 229H74ZM81 227H82V226H81ZM89 227H90V225H89ZM95 227H96V226H95ZM99 227H98V228H99ZM103 227H102V228H103ZM105 227H106V226H105ZM135 227L137 228L136 225H135ZM145 227H146V226H144V227L141 226L142 229H140V230H141L142 232L139 231L140 234L137 233V234L140 235V237H141V241H140V242H137V241H136V242L138 243L137 245H139L140 247L143 246V248H144V246H145V245H144V244H145L144 241H146V240L144 239V237H146V234H147V231L144 232V229L146 230V228H147V227H146V228H145ZM152 227H154V226H152ZM152 227H151V229H152ZM157 227H156V228H157ZM182 227H183V226H182ZM185 227H184V229H186ZM189 227H188L187 231L190 230ZM192 227H193V226H192ZM192 227H191V228H192ZM194 227H195V226H194ZM203 227H205V226H203ZM203 227H202V228H203ZM209 227H208V228H209ZM219 227H220V226H219ZM223 227H224V226H223ZM223 227H221V228L223 229ZM229 227H230V229L233 228V231H234V227H235V226L232 227V228H231V226H229ZM229 227H227V231H228V233H226V231H225V233H226L227 235L229 234V230H228ZM243 227H244V226H243ZM245 227H246V225H245ZM249 227H248V229H249ZM262 227H263V226H262ZM262 227L260 226L261 229H262ZM9 228H10V227H9ZM25 228H26V227H25ZM29 228H30V226H29ZM42 228H43V227H42ZM55 228H56V227H55ZM55 228H53V229H55ZM85 228H86V227H85ZM85 228H83V229H85ZM100 228H101V227H100ZM102 228H101V229H102ZM106 228H107V227H106ZM128 228H129V227H128ZM128 228H126V233H127ZM148 228H147V229H148ZM159 228H160V227H159ZM167 228H170V227H167ZM167 228H166V229H167ZM200 228H201V227H200ZM200 228H199V230L202 229V228H201V229H200ZM255 228H256V227H255ZM255 228H254V226H253V230H254ZM258 228H257V229H258ZM2 229H3V228H2ZM48 229H49V228H48ZM90 229H92V228H89V230H90ZM94 229H96V228H94ZM120 229H121V227H120ZM122 229H123V227H122ZM132 229H131V230H132ZM138 229H139V228H138ZM138 229H136L137 232H138ZM157 229H158V228H157ZM157 229H155V230H154V228L152 229V230L154 231V233H153L154 235L158 232V231L155 232ZM166 229H165V230H166ZM180 229H181V228H180ZM205 229H206V228H205ZM214 229H215V228H214ZM214 229H213V230H214ZM216 229H218V228H216ZM216 229H215V230H216ZM237 229H238V230H241V229H242V225H241V229H239V227L236 225V231H237V232H235V233H238V230H237ZM251 229H252V226H251ZM261 229H259L258 231H261ZM263 229H264V228H263ZM5 230H6V229H5ZM8 230L10 231V229H8ZM11 230H16V228L14 227V229H11ZM22 230L24 231V228H23ZM22 230H21V231H22ZM25 230H26V229H25ZM63 230H65V228H63ZM70 230H71V229H70ZM87 230H88V226H87ZM87 230H86L85 232H87ZM98 230H99V229H97V231L95 230V232H98ZM102 230H103V229H102ZM109 230H110V229H109ZM109 230H106V231H109ZM117 230H118V231H114V232L118 233V232H119V229H117ZM124 230H125V229H124ZM136 230H135V231H136ZM163 230H164V229H163ZM165 230H164V231H165ZM172 230H173V229H171V231H172ZM178 230H179V229H178ZM178 230H176V231H178ZM181 230H182V229H181ZM193 230H194V229H193ZM196 230H198V228H196ZM206 230H207V229H206ZM206 230H205V231H206ZM211 230H212V229H211ZM255 230H256V229H255ZM17 231H18V228H17ZM21 231H20V232H21ZM35 231H36V229H35ZM38 231H39V230H38ZM41 231H42V230H41ZM48 231H49V230H48ZM57 231H58V230H57ZM66 231H67V230H65L64 232H62V231H60V232H61V234L63 233V235H64V233H65ZM72 231H69V232H72ZM76 231H77V230H76ZM82 231H83V230H82ZM90 231L94 232L93 229L90 230ZM90 231H89V232H90ZM106 231L104 230V231H102V233H103V232H106ZM111 231H112V230H111ZM149 231H150V228H149ZM153 231H152V232H153ZM160 231H162V230L160 229ZM164 231L162 232L163 235H164ZM168 231H169V230H168ZM173 231H175V230H173ZM187 231H185V232H187ZM203 231H204V230H203ZM205 231H204V232H205ZM223 231H224V230H223ZM223 231H222V232H223ZM246 231H247V229H246ZM250 231H252V230H250ZM250 231H247V232H250ZM256 231H257V230H256ZM256 231H255V232H256ZM258 231H257V233H258ZM12 232H13V231H12ZM12 232H11V233H12ZM25 232H26V231H25ZM29 232H30V231H29ZM44 232H45V230H44ZM49 232H51V231H49ZM60 232H59V235H60ZM95 232H94V233H95ZM124 232H125V231H124ZM152 232H151V233H152ZM201 232H202V230H201ZM207 232H208V231H206V233H207ZM209 232H210V231H209ZM212 232H213V231H212ZM218 232H219V231H217L216 234H218ZM220 232H221V229H220ZM244 232H245V228H244ZM253 232H254V231H253ZM0 233H1V232H0ZM16 233H17V232H16ZM21 233H22V232H21ZM31 233H32V232H31ZM33 233H34V231H33ZM73 233H75V232H73ZM73 233H72V234H73ZM78 233H83V232H78V231H77V234H78ZM87 233H88V232H87ZM98 233H99V232H98ZM107 233H108V232H106V234H107ZM119 233H120V232H119ZM121 233H123V230L121 231ZM129 233H130V232H129ZM131 233H132V232H131ZM133 233H134V231H133ZM133 233H132V234H133ZM149 233H150V232H149ZM168 233H169V232H168ZM171 233H172V234H168V235H169V236H170V235H173L174 232H171ZM183 233H184V231H183ZM188 233H189V232H188ZM188 233H187V234H188ZM191 233H192V232H191ZM194 233H195V232H194ZM199 233H200V231H199ZM232 233H233V232H232ZM232 233H230V234H231V237H233V236H232ZM251 233H252V232H250V234H251ZM259 233H260V232H259ZM24 234H25V233H24ZM67 234H68V232H67ZM72 234H71V235H72ZM77 234H76V235H77ZM88 234H89V233H88ZM88 234L83 233L82 236L85 237V235H88ZM106 234H105V235H106ZM108 234L110 235V231H109ZM113 234H114V233H113ZM124 234H125V233H124ZM132 234H131V235H130V234H127L126 237H127V238H131V237H128V236H129V235L132 236ZM160 234H161V233H160ZM174 234H175V233H174ZM196 234H197V233H196ZM211 234H212V233H211ZM214 234H215V233H214ZM230 234H229V235H230ZM241 234H243V233L238 234V236L240 235V237L242 238V235H241ZM252 234H254V236H255L256 233H252ZM252 234H251V235H252ZM260 234H261V233H260ZM3 235H4V234H3ZM5 235H6V234H5ZM19 235H21V234H19ZM22 235H23V234H22ZM42 235H43V234H42ZM53 235H54V234H53ZM59 235H58V233H57L56 236H59ZM63 235H62V236H63ZM68 235H69V234H68ZM68 235H66V237H69ZM94 235H95V234H94ZM105 235H104V237H106ZM109 235H107V236H109ZM114 235H115V234H114ZM135 235H136V233H135ZM135 235H134V236H135ZM150 235H151V234H150ZM184 235H185V234H184ZM193 235H194V236H192V237H196L195 234H193ZM201 235L203 236V234H201ZM207 235H208V234H207ZM222 235H223V233H222ZM222 235H221V237L223 238V237L225 236V234H224V236H222ZM233 235H235L236 238L238 237V236H237L236 234H234V233H233ZM246 235L249 236V233L246 234V232H245V236H246ZM40 236H41V235H40ZM56 236H54V237H56ZM62 236H60V238H61ZM64 236H65V235H64ZM64 236H63V237H64ZM73 236H74V234H73L71 237H73ZM78 236H80V235L78 234ZM78 236H77V237H78ZM90 236H91V233H90L89 237H90ZM92 236H93V235H92ZM100 236H101V233H100ZM102 236H103V235H102ZM102 236H101V238L104 240L103 242H106V244H107V241H106L105 238H103ZM112 236H113V235H112ZM115 236H116V237H115ZM115 236H114L115 239H116V238H117L118 240L120 239L119 235H118V236L115 235ZM121 236H122V235H121ZM136 236H137V235H136ZM147 236H148V235H147ZM151 236H153V235H151ZM156 236H157V235H156ZM158 236H159V235H158ZM164 236H166V235H164ZM176 236H180V235H178V233H177ZM181 236H182V234H181ZM185 236H186V235H185ZM185 236H184V238H185ZM187 236L189 237V235H187ZM202 236H201V240H202ZM210 236H211V235H210ZM210 236H209V239L211 238ZM256 236H257V235H256ZM260 236H264V235H260ZM260 236L258 235V237H260ZM33 237H34V236H33ZM75 237H76V236H75ZM80 237H81V236H80ZM84 237H82V238H84ZM86 237H87V236H86ZM109 237H110V236H109ZM118 237H119V238H118ZM122 237H123V236H122ZM124 237H125V236H124ZM167 237H168V236H166V240H168ZM170 237H171V236H170ZM190 237H191V236H190ZM215 237H218V236L215 235ZM229 237H230V236H229ZM9 238H10V237H9ZM45 238H46V237H45ZM47 238H48V236H47ZM47 238H46V239H47ZM51 238H52V237H51ZM64 238H65V237H64ZM64 238H63V239H64ZM69 238H70V237H69ZM93 238H94V236H93ZM97 238H100V237H99V234L97 235ZM97 238H96V239H97ZM110 238H112V240H115V239H113V237H110ZM142 238H143V239H142ZM147 238L149 239V236H148ZM147 238H146V239H147ZM161 238H163V237H161ZM161 238L159 237V239H161ZM174 238H175V237H174ZM176 238H178V237H176ZM203 238H206V235H205V237L203 236ZM219 238H220V237H219ZM225 238H226V237H225ZM225 238H224V240H226V241H225V243H224V242H223L224 240H223V241H222L223 244H227L226 242H228L227 239H225ZM243 238L246 239V237H243ZM252 238H254V237H252ZM252 238L250 237L251 240H253ZM262 238H264V237H261L260 239H262ZM6 239H7V238H6ZM21 239H22V238H21ZM30 239H31V238H30ZM43 239H44V238H43ZM49 239H50V238H49ZM49 239H48V240H49ZM67 239H68V238H67ZM71 239H72V238H71ZM75 239H76V238H75ZM102 239H101V240H102ZM135 239H136V237H135ZM138 239H139V238H138ZM155 239H156V237H155ZM171 239H172V238H171ZM171 239H169V240H171ZM180 239H181V238H180ZM195 239H196V238H195ZM195 239H194V241H195ZM197 239H198V238H197ZM199 239H200V237H199ZM207 239H208V238H207ZM209 239H208V241H209ZM239 239H240V238H239ZM250 239H248V237H247L248 242H249ZM256 239L260 240V239L257 238V237H256ZM4 240H5V239H4ZM4 240H3V241H4ZM13 240H14V239H13ZM27 240H28V239H27ZM48 240H47V242H48ZM60 240L62 241V239H60ZM60 240H59V241H60ZM76 240H77V239H76ZM81 240H82V239H81ZM87 240H88V239H87ZM90 240H92V239H89V240H88L89 243L91 244L92 241L90 242ZM107 240H108V239H107ZM129 240L131 241V239H127V240L125 241V242H126V246H125V242H124V239H123L122 241H123L124 243H123V244H120V245H122V246L119 245L121 248L119 249V246H118V249H119V250H118L117 252H116L117 249L114 248V250H115V249H116V250H115L114 255H113V254H112V253H113V251H112L113 246H112V247H109V246L111 245V243H112V241H111V239H110V245H108V248H112V249H111V252H112V253L109 252L108 254H107V253H106V254L109 256L108 258H110V255H109L110 253H111V255H113L112 257H114L115 254H116V261H115L116 263H115V264H123V263L125 264L126 261L128 262V263H126V264H140L142 261H146L147 259H149V256H148V258L145 257L146 260H144L145 258H141L140 256L138 257V255L136 256L135 254H136V249H137V248H136V249L133 248V247L131 248V246H133L132 243L135 242V241L132 240L133 242L131 241V243H129ZM136 240H137V239H136ZM161 240L164 241L165 239L163 238V239H161ZM161 240H160V241H161ZM173 240H174V239H173ZM178 240H179V238H178ZM181 240H182V239H181ZM181 240H180V241H181ZM183 240H185V239H183ZM187 240H189V239H187ZM187 240H185V244H186ZM203 240L205 241L206 239H203ZM212 240L214 241V243H215V241H218V240H219L218 242H220V241H221V238L218 239V240H217V238H216V240H214V237H213V239L211 238V241H212ZM228 240H229V239H228ZM231 240L233 241V239H231ZM235 240L237 241V242H236V245H237V243H239L240 241H242V240H239V242H238L237 239H235ZM247 240H246V241H247ZM258 240L256 241V244H257V242H260V243H261V240H260V241H258ZM30 241H31V240H30ZM32 241H33V240H32ZM49 241H50V240H49ZM51 241H53V240H51ZM54 241H56V239H54ZM57 241H58V240H57ZM57 241H56V242H57ZM78 241H79V238H78ZM88 241H87V242H88ZM93 241H94V239H93ZM99 241H100V239L98 240V245H101V242H100V244H99ZM147 241H148V240H147ZM151 241H152V240H151ZM174 241H177V240H174ZM174 241H173V242H174ZM190 241H193V238H190ZM213 241H212V242H213ZM232 241H231V242H232ZM263 241H264V239H263ZM10 242H11V241H10ZM13 242H14V241H13ZM34 242H37V241H34ZM41 242H42V241H41ZM47 242H45V245L49 244V242H48V243H47ZM56 242H55V243H56ZM79 242H80V241H79ZM79 242H78V243H79ZM81 242H82V241H81ZM94 242H95V241H94ZM108 242H109V240H108ZM113 242H114V241H113ZM120 242H121V239H120ZM153 242H154V241H152V243H153ZM156 242H157V241H156ZM200 242H201V241H200ZM229 242H230V240H229ZM229 242H228V243H229ZM248 242H245V243H248ZM251 242H252V241H251ZM1 243H2V242H1ZM8 243H9V242H8ZM22 243H23V242H22ZM22 243H21V244H22ZM28 243H29V242H28ZM42 243H43V242H42ZM46 243H47V244H46ZM62 243H65V242H62ZM69 243H70V242H69ZM82 243H84V241H83ZM96 243H97V240H96ZM127 243H128L129 245H128ZM139 243H140V244H139ZM143 243H144V244H143ZM148 243H149V241H148ZM148 243H147V245H149ZM150 243H151V242H150ZM154 243H155V242H154ZM154 243H153V244H154ZM160 243H162V242H157V243H156V246H157V244H160ZM167 243H168V241H167ZM170 243H171V241H169V247H170ZM182 243H184V241H183ZM187 243H188V242H187ZM202 243H204V242H202ZM206 243H207V242H206ZM206 243H204V244H206ZM208 243H210V245H211V242H208ZM214 243H213V244H214ZM216 243H217V242H216ZM232 243H234V242H232ZM232 243H231V245H232ZM249 243H250V242H249ZM249 243H248V244H249ZM252 243H253V242H252ZM263 243H264V242H263ZM14 244H15V243H14ZM30 244H31V243H30ZM53 244H54V243H52V245H53ZM56 244H57V243H56ZM60 244H61V243H60ZM60 244H59V245H60ZM67 244H68V243H67ZM86 244H87V243H86ZM103 244L106 245L105 243H103ZM112 244H113V243H112ZM114 244H116V243L114 242ZM130 244H132V245H130ZM179 244H180V243H179ZM185 244H183V245L180 244L179 246H180V247H181V246L183 247V246H185ZM190 244H191V242H190ZM192 244H193V243H192ZM198 244H199V241H198ZM198 244L196 243V245H198ZM220 244H221V242H220ZM220 244H219V245H220ZM223 244H221V245H223ZM239 244H240V243H239ZM239 244H238V246H239L240 248H241L242 246H244V245H241V246H240ZM241 244H242V242H241ZM16 245H17V244H16ZM25 245H26V244H25ZM25 245H24V246H25ZM33 245H34V244H33ZM33 245H32L31 247H33ZM41 245H42V244H41ZM41 245H40V246H41ZM43 245H44V243H43ZM50 245H51V244H50ZM57 245H58V244H57ZM68 245H69V244H68ZM74 245H75V244H74ZM77 245H78V244H77ZM117 245H118V243H117L115 246L117 247ZM134 245H135V244H134ZM161 245L164 247L163 243H162ZM161 245H160V246H161ZM167 245H168V244H167ZM172 245H173V244H172ZM176 245H177V243H175V247H179V246H176ZM193 245H194V244H193ZM200 245H202V244H200ZM200 245L197 246V248H199ZM214 245H215V244H214ZM219 245H217V246H219ZM221 245H220V246H221ZM231 245H230V246H231ZM233 245H234V244H233ZM249 245H250V244H249ZM249 245H248V246H249ZM258 245H259V244H258ZM22 246H23V245H22ZM54 246H55V244H54ZM61 246H62V245H61ZM61 246H60V247H61ZM63 246H64V245H63ZM63 246H62V247H63ZM71 246H72V245H71ZM80 246H81V245H80ZM80 246H77V247H80ZM82 246H83V245H82ZM85 246H86V245H85ZM92 246H94V245H93V242H92ZM123 246H125V247H123ZM152 246H155V245H152ZM160 246L158 245V247H156V249H159ZM186 246H188V245H186ZM194 246H195V245H194ZM207 246H209V245L206 244V247H207ZM220 246L218 247V249H220V248L222 249V246H221V247H220ZM226 246H227V245H226ZM228 246H229V245H228ZM246 246H247V245H245L244 247H246ZM252 246H253V244H252ZM259 246H260V248H261L263 245H262V246L259 245ZM0 247H1V246H0ZM2 247H3V246H2ZM35 247H36V246H35ZM44 247H47V246H44ZM58 247H59V246H58ZM67 247H69V246H67ZM74 247H76V245H75ZM74 247H72V249H74ZM77 247H76V248H77ZM83 247H84V246H83ZM99 247H100V246H99ZM106 247H107V246H106ZM136 247H137V246H136ZM148 247H149V246H148ZM163 247H161V249H163ZM180 247H179V248H180ZM182 247H181L180 249H172L173 247H170L169 250H168L167 252H164V253L162 252L164 255L166 254L165 256H168V255L170 256L169 260H167L168 262L165 260L166 262H164V263H165V264H190V263L193 261V258L196 257V256H194V254H193V252H195V251H194L195 248H194V249H193V248H192V249L190 248L191 250H189L188 247H185V248L188 249V250H187V249H182ZM191 247H193V246L191 245ZM209 247H210V246H209ZM209 247H207V248L209 249ZM215 247H216V246H215ZM239 247H238V248H239ZM253 247H256V248H257L258 246H257V245H254ZM13 248H14V247H13ZM26 248H27V247H26ZM28 248H29V247H28ZM39 248H40V247H39ZM41 248H42V246H41ZM55 248H56V247H55ZM89 248L91 249L90 246H89ZM97 248H98V246H97ZM143 248H142V251H143ZM145 248H147V246H146ZM149 248H150V247H149ZM153 248H154V247H153ZM166 248H167V246H166ZM201 248H203V246H202ZM224 248H225V247H224ZM230 248H232V246H231ZM235 248H237V247H235ZM238 248H237V249H238ZM251 248H252V247H251ZM256 248H254V249H256ZM2 249H3V248H2ZM14 249H15V248H14ZM14 249H13V252H14ZM21 249H22V248H21ZM42 249H43V248H42ZM45 249H46V248H45ZM53 249H54V248H53ZM60 249H61V248H60ZM78 249H79V248H78ZM78 249H77V252H78ZM81 249H82V248H81ZM85 249L89 250V256H90V254L92 253V252L90 253L91 250L88 249V247H87V248L85 247ZM103 249H104V248H102V249H100V250H103ZM138 249H139V248H138ZM154 249H155V248H154ZM161 249H160V251H161ZM164 249H165V248H164ZM205 249H206V248H205ZM214 249H215V248H214ZM228 249H229V248H228ZM233 249H234V248H233ZM242 249H243V248H242ZM246 249H248V247H247ZM254 249L252 248V250H254ZM262 249H264V246L262 247ZM15 250H16V249H15ZM18 250H19V249H18ZM27 250H28V249H27ZM27 250H26V251H27ZM32 250H33V248H32ZM36 250H38V249H36ZM36 250H35V251H36ZM43 250H44V249H43ZM43 250H41V251H43ZM66 250H71V249H66ZM74 250H76V249H74ZM82 250H83V249H82ZM82 250H81V251H82ZM94 250H95V249H94ZM106 250H107V249H106ZM147 250H148V249H147ZM147 250L145 249L144 252H147ZM149 250H150V249H149ZM149 250H148V251H149ZM166 250H167V249H166ZM166 250H165V251H166ZM186 250H187V251H186ZM199 250H200V248H199ZM234 250L236 251V249H234ZM238 250H239V249H238ZM244 250H245V249H244ZM249 250H250V249H249ZM249 250H247V252H248ZM54 251H55V249H54ZM57 251H58V250H57ZM57 251H56V253H57ZM62 251H63V250H62ZM92 251H93V249H92ZM98 251H99V250H98ZM109 251H110V250H109ZM137 251H139V250H137ZM150 251H152V248H151ZM150 251H149V253H150V255H151V252H150ZM156 251H157V250H156ZM163 251H164V250H163ZM197 251H198V250H197ZM197 251H196V252H197ZM201 251H203V250H201ZM201 251H199V252L201 253ZM205 251H206V250H204V252H205ZM215 251H217V250H215ZM220 251H222V250H220ZM230 251H232V250H230ZM240 251H241V250H240ZM258 251L260 252L259 247H258ZM261 251H263V250H261ZM5 252H6V251H5ZM11 252H12V251H11ZM13 252H12V253H13ZM16 252H17V250H16ZM16 252H15V253H16ZM18 252H19V251H18ZM24 252H25V251H24ZM29 252H30V251H29ZM32 252H33V251H31V253H32ZM44 252H45V251H44ZM44 252H43V253H44ZM63 252H64V251H63ZM84 252H85V251H84ZM101 252H102V251H101ZM140 252H141V251H140ZM209 252H210V251H209ZM212 252H213V250H212ZM212 252H211V253H212ZM217 252H218V251H217ZM227 252H229V251H227ZM236 252L238 253V251H236ZM244 252H245V256H246V251H244ZM251 252H252V251H251ZM251 252H249V253H251ZM255 252H256V251H255ZM259 252H258V254L256 253L257 256H256L255 254L253 255V258H254V259H256V258L259 256ZM8 253H9V252H8ZM21 253H22V252H21ZM39 253H40V252H39ZM54 253H55V252H54ZM54 253L52 252L51 254L46 255L42 260H39V262L42 263L44 260H47V261H45V264H67L68 261H72L71 258H74V257H75V256H74V257H71V258H70L71 260H68L70 256H69L68 258H67V257L65 258L64 256H62V254H61L60 256H57V255H59L60 253H62V252H60L59 254L57 253V255L55 254V255H56V257H55ZM99 253H100V251H99ZM138 253H139V252H138ZM138 253H137V254H138ZM160 253H161V252H159V253H157V254H160ZM202 253H203V252H202ZM224 253H225V252H224ZM224 253H223L222 255H224ZM229 253H231V252H229ZM232 253H233L232 256H233L234 258H233L232 256H231V257H232V259L235 260L236 256H239V255L237 254V255L235 256V255H234L235 253H234V252H232ZM232 253H231V254H232ZM240 253L242 254V253H243V250H242V252H240ZM240 253H239V254H240ZM252 253H254V252H252ZM252 253H251V254H252ZM261 253H262V252H261ZM261 253H260V254H261ZM19 254H20V253H19ZM77 254H80V252H79V253H76L75 255L77 256ZM87 254H88V252H87ZM93 254H94V253H93ZM104 254H105V252H103V256L100 257V258L104 259V257H106V254H105V256H104ZM141 254H143V253H141ZM146 254H147V253H146ZM146 254L144 253V255H142V256H145ZM152 254H153V252H152ZM157 254H156V255H157ZM163 254H160V256L163 255ZM198 254H199V253H198ZM198 254H197V255H198ZM208 254H209V253H208ZM215 254H216V253H215ZM217 254H218V253H217ZM251 254H248V253H247V255H251ZM1 255H2V254H1ZM23 255H24V253H23ZM35 255H36V254H35ZM80 255H82V254H80ZM84 255H86V254H84ZM98 255H99V254H97V257H98ZM147 255H149V254H147ZM147 255H146V256H147ZM154 255H155V254H154ZM156 255H155V256H156ZM203 255H204V253H203ZM205 255H206V254H205ZM222 255H221V257H222ZM10 256H11V255H10ZM25 256H26V254H25ZM27 256H28V255H27ZM31 256L33 257V255H31ZM40 256H41V255H40ZM89 256H88V257H89ZM91 256H92V255H91ZM95 256H96V255H95ZM95 256H93V257H95ZM100 256H101V255H100ZM169 256H168V257H169ZM198 256H201V255L199 254ZM215 256H216V255H215ZM224 256H226V255H224ZM228 256H229V255H227V257H226L227 260H228ZM242 256H244V253H243L242 255H240V257H242ZM254 256H255L256 258H255ZM260 256H262V254H261ZM260 256H259V257H260ZM8 257H9V255H8ZM13 257H14V256H13ZM15 257H17V255H16ZM15 257H14V258H15ZM18 257H19V256H18ZM21 257H23V256H21ZM32 257H30L29 259L31 260ZM151 257H153V256H151ZM151 257H150V260H151ZM158 257H159V256L157 255V258H158ZM163 257H164V256H163ZM203 257H204V256H203ZM206 257L208 258V256H205V258H206ZM213 257H214V256H213ZM217 257H218V256H217ZM219 257H220V255H219ZM221 257H220V259L222 260L223 257H222V258H221ZM229 257H230V256H229ZM240 257H239V259L241 260ZM247 257H250V256H247ZM5 258H6V257H4V259H5ZM25 258H26V260L28 259L27 257H24V259H25ZM34 258H39V257H36V256H35ZM34 258H32V260H33ZM41 258H42V257H41ZM77 258H78V257H77ZM80 258H81V257H80ZM80 258H79V259H80ZM82 258H83V255H82ZM82 258H81V259H82ZM86 258H87V257H86ZM95 258H96V257H95ZM95 258H94V260H95ZM98 258H99V257H98ZM154 258H155V257H154ZM161 258H162V256H161L159 259H161ZM164 258H167V257H164ZM201 258H202V257H201ZM210 258H211V257H210ZM224 258H225V257H224ZM224 258H223V259H224ZM226 258H225V259H226ZM242 258H243V257H242ZM244 258H246V257H244ZM250 258H251V257H250ZM260 258H261V257H260ZM20 259H21V258H20ZM20 259H19V260H20ZM79 259H78V260H79ZM90 259H91V258H90ZM106 259H107V258H106ZM152 259H153V258H152ZM155 259H156V258H155ZM195 259H196V258H194V260H195ZM197 259L199 260V257H198ZM213 259H214V258H213ZM215 259H216V258H215ZM225 259H224V260H225ZM229 259H230V258H229ZM232 259H231V261H232ZM247 259L249 260V258H247ZM254 259H253V260H254ZM262 259H264V258H262ZM262 259H261V260H262ZM5 260H6V259H5ZM73 260H74V259H73ZM76 260H77V259L75 258V261H76ZM109 260H110V259H109ZM111 260L114 261L115 259H111ZM111 260H110V261H111ZM161 260H162V259H161ZM161 260H159V263H160ZM203 260L205 261L204 258H203ZM217 260H218V259H217ZM221 260H219V261H221ZM236 260L238 261V259H236ZM243 260H244V259H243ZM248 260H247V261H248ZM257 260H259V259L257 258L256 261H257ZM24 261H25V260H24ZM24 261H23V262H24ZM75 261H74V262H75ZM79 261H80V260H79ZM79 261H78V262H79ZM89 261H90V260H89ZM95 261H96V260H95ZM95 261H94V262H95ZM104 261H105V259H104ZM107 261H108V260H107ZM163 261H164V260H163ZM163 261H162V262H163ZM210 261H212V260H210ZM213 261H214V260H213ZM219 261H218V262H219ZM225 261H226V260H225ZM241 261H242V260H241ZM249 261H250V260H249ZM249 261H248V262H249ZM254 261H255V260H254ZM2 262H3V261H2ZM15 262H16V260H15ZM33 262H35V261L33 260ZM36 262H37V261H36ZM36 262H35V263H36ZM76 262H77V261H76ZM78 262H77V263H78ZM82 262H83V261H82ZM84 262H85V261H84ZM86 262H87V261H86ZM100 262H101V261H100ZM102 262H103V261H102ZM147 262H150V261L148 260ZM147 262H145V264H146ZM151 262L154 263V261H151ZM151 262H150V263H151ZM199 262H200V261H199ZM208 262H209V261H208ZM215 262H216V264L218 263L217 261H215ZM215 262H214V263H215ZM228 262H229V261H227V263H228ZM232 262H233V261H232ZM244 262H246V259H245ZM248 262H247V263H248ZM259 262H260V261H259ZM259 262H257V263H259ZM3 263H6V262H3ZM19 263H20V262H19ZM26 263H27V262H26ZM69 263H70V262H69ZM71 263H72V262H71ZM71 263H70V264H71ZM77 263H76V264H77ZM88 263H89V262H88ZM92 263H93V262H92ZM95 263H96V262H95ZM95 263H94V264H95ZM107 263H108V262H107ZM142 263H143V262H142ZM152 263H151V264H152ZM193 263H194V262H193ZM193 263H192V264H193ZM195 263H196V262H195ZM195 263H194V264H195ZM197 263H198V261H197ZM197 263H196V264H197ZM219 263H221V262H219ZM222 263H224V262L222 261ZM227 263H224V264H227ZM235 263H236V262H235ZM238 263H240V261H238ZM241 263H242V262H241ZM241 263H240V264H241ZM250 263H251V262H250ZM12 264H13V263H12ZM16 264H18V263H16ZM31 264H32V263H31ZM33 264H34V263H33ZM38 264H39V263H38ZM72 264H73V263H72ZM82 264H83V263H82ZM104 264H105V263H104ZM108 264H109V263H108ZM111 264H112V261H111ZM156 264H158V263H156ZM160 264H163V263H160ZM201 264H202V263H201ZM204 264H205V262H204ZM206 264H207V263H206ZM208 264H209V263H208ZM211 264H213V262H212ZM233 264H234V263H233ZM243 264H245V263H243ZM248 264H249V263H248ZM259 264H260V263H259ZM263 264H264V263H263Z\"/></svg>", "mask_w": 264, "mask_h": 264}]
</instances>
